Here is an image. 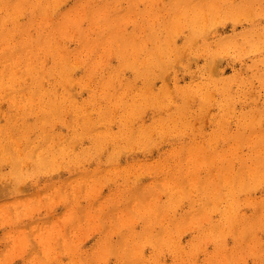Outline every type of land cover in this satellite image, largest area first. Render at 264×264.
Instances as JSON below:
<instances>
[{
	"label": "rangeland",
	"instance_id": "rangeland-1",
	"mask_svg": "<svg viewBox=\"0 0 264 264\" xmlns=\"http://www.w3.org/2000/svg\"><path fill=\"white\" fill-rule=\"evenodd\" d=\"M2 1V0H1ZM1 1H0V4H1V10L3 11V13L5 14H3L2 13V11L0 10V37L1 38H3L2 39V41H0V44L2 45H0L1 47H3V48H1V49H3V50H1L0 49V52L2 53H0L1 55H0V103H2V101H3V103L2 104H0V145H1V151H0V157L2 158H0V173L2 174V177H0V260H1V262H0V264H30V260L31 259H33L34 258V260H33V262L34 263H32L31 262V264H37V262L39 263V264H48L49 263V261H50V263L49 264H60V262L62 263V264H74V263H71L70 261H74V260H76L77 259V262H75V264H92L93 262V264H96L95 262L97 261V264H140V263H144L145 261V263L146 264H181V262H182V264H207L208 263V261L210 262V258L211 259H213L214 260V262H213V260H211L213 263H211V264H264V255H263V253H264V221L262 220V217H264V215H262V217H261V212L264 210L263 208V206H264V169H263V167H264V150H263V148L264 147H261V146H264V143H261V142H263L264 141V0H208L207 2H206V0H201V2H203V4H201V2H200V0H198V2H197V0H194V2H193V0H192V2L194 3V5H196V7L193 5V3L191 2V4L193 5V6H191L190 5V1L191 0H180L179 2L181 3H179L178 2V0H172V3L173 4H176V5H173V4H171V0H49V2H48V0H45L44 2H43V0H25V2H24V0H4L6 3H4V1H2V3H4V4H2L1 3ZM16 1H18L19 3H17ZM20 1H22L21 3H20ZM35 1V3H33V2ZM59 1V5L57 4V7H56V4H55V7H56V9H55V7L52 5V3H56V2H58ZM81 1V2H80ZM110 1V2H109ZM113 3H112V2ZM176 1V2H175ZM188 1V2H187ZM8 2V3H7ZM28 2L30 3L29 5H30V7H29V5L27 6L26 4H28ZM50 2H52V3H50ZM105 2H106V4H105ZM132 2V3H131ZM199 2H200V4L202 5V6H204V7H201V5H199ZM25 3V4H24ZM39 3V4H38ZM51 5H50V4ZM102 3H104V7H107L106 9H105V12H104V9H103V5H102ZM109 3V4H108ZM187 3V4H186ZM206 3V4H205ZM209 3V4H208ZM47 4H48V6L50 7H48L47 6ZM80 4V5H79ZM81 4H82V6H81ZM102 5V8H100L99 6L100 5ZM7 5H9V6H7ZM19 5H21V6H19ZM23 5H26V7H28V8H26L25 6H23ZM41 5L44 7H41ZM44 5H46V6H44ZM106 5V6H105ZM179 5H183V6H179ZM185 5V6H184ZM4 6V7H3ZM8 8H7V7ZM13 6V7H12ZM40 6V7H39ZM51 6H53V8L51 9ZM100 8H98V7ZM167 6V8H165ZM170 6V7H169ZM188 6H191V8H190V10H189V8H188ZM200 6V7H199ZM209 6H211L212 8H208ZM19 9H18V8ZM33 7V8H32ZM45 7H47V8H45ZM84 7H86L85 8V10H84ZM88 7V8H87ZM180 7V8H179ZM181 7H182V9H181ZM188 8V10H187V8ZM193 7V8H192ZM205 7H207V8H205ZM12 8H14V9H16V10H14V9H12ZM20 8H24L21 12H20V14H19V12H17V10L18 11H20ZM35 8H38L37 10L35 9ZM42 8L45 10V9H47L46 11H45V13L46 14H44V11L42 10ZM77 8H80V9H82L83 11H84V18L82 19V17H81V19H79V17L80 16H82V15H80V12H81V10L80 9H77ZM90 8H92L91 10H93L94 8L96 9V11L95 12H92L91 10H90ZM148 8V9H147ZM176 8H179V10L178 11H175V14H174V12H172L173 10H175ZM186 8V9H185ZM196 8H197V12H199V13H197L196 12ZM4 9H6V11H7V14H6V11L4 10ZM32 9H34V10H32ZM40 9V10H39ZM54 9V10H53ZM78 10V13H77V16H76V18H75V13L76 12H74V11H77ZM89 9V10H88ZM101 9H103V11L101 10ZM181 9V10H180ZM191 9H193V11L191 10ZM13 10V11H12ZM25 10V11H24ZM32 10V11H31ZM51 10H52V12H51ZM98 10H99V14L100 15H102V16H100V15H98ZM148 12H146V11ZM162 10V11H161ZM177 10V9H176ZM232 10V11H231ZM5 11V12H4ZM9 11V12H8ZM16 11V12H15ZM24 11V12H23ZM39 11H40V13H39ZM42 11V12H41ZM50 11V12H49ZM82 11V12H83ZM89 13H88V12ZM92 12V14H91V12ZM142 11V12H141ZM143 11H145V12H143ZM164 11H165V13H164ZM180 11V12H179ZM193 12V15H191L192 14V12ZM196 13H195V12ZM11 12V13H10ZM13 12H15L16 13V15H14L15 13H13ZM31 12V13H30ZM36 12H37V14H36ZM48 12H49V14L51 15V13H52V15H51V17L49 16V14H48ZM102 12V13H101ZM104 12V13H103ZM122 12H125V14H127V15H125V14H123ZM127 12V13H126ZM161 12H163V14L161 13ZM171 12V13H170ZM179 13V14H177V13ZM182 12V14H180ZM230 12H231V15H230ZM9 13H10V15H9ZM12 13H13V16H12ZM34 13L36 14V15H34ZM72 13H73V15H72ZM89 14V17H86V16H88V14ZM114 13H116V14H114ZM121 13V14H120ZM139 13H141L142 15L140 16V14ZM144 13V14H143ZM147 13V14H146ZM191 13V14H190ZM201 13V14H200ZM21 15L20 17H19V15ZM23 14V15H22ZM46 16V15H48V16H44V15ZM78 14H79V17H78ZM81 14H83V13H81ZM98 17H95V15ZM106 14V15H105ZM107 14H108V16H107ZM112 14H113V17H111L112 16ZM123 14V15H122ZM174 14V15H173ZM186 14V16H184ZM198 14V15H197ZM67 15H70V16H68L69 18L68 19H66L65 17H67ZM72 15V16H71ZM86 15V16H85ZM90 15H91V19H93L92 17H94L95 18V20L97 21V24L99 25H94L95 23H96V21L94 22V20H90L89 18H90ZM93 15V16H92ZM119 15H122V17L121 16H119ZM126 16V17H123V16ZM158 15H160V17L158 16ZM163 15V16H162ZM172 15V16H171ZM177 15V17H174V16H176ZM181 15V17H183V18H181V17H178V16H180ZM183 15V16H182ZM195 15V16H194ZM199 15H201V16H199ZM4 16V17H3ZM19 18H18V17ZM45 18H44V17ZM74 16V17H73ZM100 16V17H99ZM103 16H104V18H103ZM111 18H110V17ZM114 16H116V17H114ZM120 18H118V17ZM146 16V17H145ZM158 16V17H157ZM197 16H198V20H197ZM11 17H15L14 19H16V20H14L13 18H11ZM36 17V18H35ZM49 17L51 18V19H49ZM58 17V18H57ZM64 17V18H63ZM73 18V22H72V19H70V18ZM162 17V18H161ZM170 17V18H169ZM187 17V18H186ZM189 17H192V18H189ZM193 17H195V18H193ZM4 18V19H3ZM11 18V19H10ZM18 18V19H17ZM21 18V19H20ZM35 18V19H34ZM43 18V19H42ZM57 18V19H56ZM79 19V21H77L76 23H75V25L73 24L76 20L75 19ZM107 18V19H106ZM113 18H116L115 20L113 19ZM123 18H127L126 20H124V21H126V22H120V21H123ZM167 18H169L168 20H167ZM179 18H181L180 20H179ZM187 20L188 18V22H186V20ZM31 19V20H30ZM38 19V20H37ZM41 19V20H40ZM45 19V20H44ZM55 19H56V22H55ZM87 19V20H86ZM107 20V24H108V22L110 23L111 21L109 20V19H111V20H114L115 22L114 23H110V24H108V26H107V24H106V20ZM118 19V20H117ZM144 19V20H143ZM150 19V20H149ZM170 19H173V21L172 20H170ZM191 19V20H190ZM8 20H9V22H8ZM29 20V21H28ZM35 20V21H34ZM39 20H40V22H39ZM47 20V21H46ZM62 20V23L64 24V22L67 20V25H68V27H66L65 25H66V23H65V25H63L60 21ZM65 20V21H64ZM86 20V21H85ZM90 20V23L89 22H87V21H89ZM109 20V21H108ZM134 22H133V21ZM139 22H138V21ZM141 20V21H140ZM143 20V21H142ZM146 20H148V24H146L147 22H146ZM166 22H165V21ZM183 20H184V22H183ZM192 20H194V22H192ZM200 20H202L201 22H200ZM204 20V21H203ZM3 21L5 22V23H3ZM15 21H17V22H15ZM32 21V22H31ZM36 21H38V25H36L37 24V22ZM48 21H49V23H51L50 25H49V23H48ZM68 21H69V23H68ZM70 21H71V23H70ZM91 21L92 22H94V23H91ZM100 21V22H99ZM101 21L103 22V23H101ZM120 22V24L121 25H119V23L118 22ZM137 21V22H136ZM150 21V22H149ZM172 23H171V22ZM175 21H176V23H175ZM7 22V23H6ZM11 22V23H10ZM31 22V23H30ZM34 22H35V24H34ZM53 22H54V24H53ZM105 22V23H104ZM142 22V23H141ZM179 22H181V23H179ZM189 22H190V24L192 23V25L190 26V24H189ZM203 22H205L204 24H203ZM3 23V24H2ZM20 23V24H19ZM30 23V24H29ZM48 23V24H47ZM60 23H61V25H63L64 26V28H63V26L61 27H59V25H60ZM118 23V25H117V27H118V29H116L115 28V25ZM151 23V24H150ZM157 23H159V24H157ZM166 24V25H168V26H165L164 24ZM168 23V24H167ZM200 23V24H199ZM10 24V25H9ZM11 24H13V25H11ZM17 24V25H16ZM28 24V25H27ZM44 24V25H43ZM94 25V26H92V25ZM103 24V25H102ZM187 26H186V25ZM1 25H2V27H1ZM56 25L59 27V29H57V27H56ZM71 25H73V26H71ZM139 25V26H138ZM149 25V26H148ZM161 26V27H159L158 28V26ZM184 25V26H183ZM205 25V27L203 28L204 30H206V32L205 31H203L202 30V26H204ZM11 26V27H10ZM20 26V27H19ZM25 26V27H24ZM30 26H32L31 28H29ZM44 26V27H43ZM53 26V27H52ZM76 26V27H75ZM77 26H78V29H77ZM95 26H97V27H100L101 26V28H99V30L95 27ZM114 26V27H113ZM141 26V27H140ZM157 26V27H156ZM170 26V29L168 28ZM18 27V28H17ZM40 27V28H39ZM47 27V28H46ZM53 29H52V28ZM73 27V29L75 28V31H72V30H68V29H71V28ZM104 27V28H103ZM106 27V28H105ZM138 27V28H137ZM152 28L151 30L152 31H148L150 28ZM191 27V28H190ZM206 27H208V28H206ZM4 28V29H3ZM11 30H10V29ZM14 28V29H13ZM28 28H29V31H28ZM33 28H35V29H33ZM39 28V29H38ZM61 28V29H60ZM62 28L64 29V31H62ZM67 29V31H66V29ZM83 28V29H82ZM86 28V29H85ZM108 28L110 29H112V31H114V33H115V35H116V37H114L115 35L114 34H110L113 38H112V41H114V40H117L118 39V36H117V34L119 35V39L115 42H111V36H109V35H107V33H108ZM163 28V29H162ZM165 28V29H164ZM167 28H168V30H170L169 31V33L170 34H168V30H167ZM192 28H193V31H194V33L191 31L192 30ZM206 28V29H205ZM7 29V30H6ZM42 29V30H41ZM47 29V30H46ZM77 29V30H76ZM111 29L109 30V33L110 32H112L111 31ZM134 29V30H133ZM155 29H157V32L155 33ZM159 29H160V32H158L159 31ZM208 29V30H207ZM4 30H5V32H4ZM10 30V32H8ZM30 30H31V32H30ZM32 30H35L36 32H34V31H32ZM41 30V31H40ZM49 30H52L53 31V35H52V31H49ZM57 30V31H56ZM89 32H87V31ZM100 30H102V31H100ZM106 32H105V31ZM176 30V31H175ZM191 31V32H189V31ZM13 31V33H11ZM28 31V32H27ZM44 31H48V33L47 32H44ZM59 31H60V33H59ZM65 31L66 32H69V35H66L67 33H65ZM86 31V32H85ZM100 31V32H99ZM134 31V32H133ZM138 31H139V33H138ZM4 33V35H2L3 33ZM15 32V33H14ZM30 32V33H29ZM34 32V33H33ZM42 32V33H41ZM54 32H56V34L54 33ZM62 32V33H61ZM64 32V33H63ZM71 32V33H70ZM98 32V33H97ZM102 32H105V33H102ZM131 32H133L132 34H131ZM173 32V33H172ZM202 32H203V35H201L202 34ZM205 32V33H204ZM16 33H18V34H16ZM25 35H24V34ZM45 33V34H44ZM59 35H58V34ZM72 33H74L75 35H73V36H70V34L72 35ZM80 33V34H79ZM82 33V34H81ZM87 33H88V35H87ZM100 33L102 34V35H100ZM117 33V34H116ZM130 33V34H129ZM138 33V35H136L135 36V34H137ZM149 33V34H148ZM190 33V34H189ZM199 33V34H198ZM201 33V34H200ZM5 34H7V35H5ZM9 34V35H8ZM14 36H13V35ZM20 34H22V35H20ZM32 34V35H31ZM44 34V36H43V38H42V35ZM65 34V35H64ZM105 34V35H104ZM151 34V35H150ZM155 34H157V35H155ZM171 34H173L172 35V37H170L171 36ZM195 34V36L197 35V37L196 38H194L192 35H194ZM11 35V36H10ZM18 35V36H17ZM54 35L55 36H59V37H54ZM63 35L64 36H66V37H64L63 38ZM88 36V37H84V36ZM104 35V36H103ZM109 36V37H107V36ZM130 35H132V37H135V39H133L132 37H130ZM146 35H148V36H146ZM4 36V37H3ZM21 36V38H17V37H20ZM34 36H36V37H34ZM40 36V37H39ZM46 36V37H45ZM126 37L127 36V38H128V36H129V38H128V40H127V38H125V39H123L122 37ZM154 36H156V40L153 42V41H151V40H153V39H155L154 38ZM190 37V36H192V37H190V39H192L191 40V42H190V40H189V38L188 37ZM13 37V38H12ZM15 37L18 39V40H16L15 39ZM25 37V39H23ZM49 37H52V39L50 40L49 39ZM71 37V38H70ZM101 37V38H100ZM104 37V38H103ZM137 37H139L138 39H137ZM145 37V38H144ZM148 37V38H147ZM159 37V38H158ZM203 37V38H202ZM1 38H0V40H1ZM6 38V39H5ZM8 38V39H7ZM35 38H37V39H35ZM41 38V39H40ZM46 38V39H45ZM55 38V39H54ZM61 38V39H60ZM62 38L64 39V40H62ZM70 38V39H69ZM84 38H86V39H84ZM102 38L104 39V40H102ZM108 38H110L109 40H108V45H107V43H106V40ZM114 38H116V39H114ZM132 38V39H131ZM169 38H171L170 39V41H172V45H171V42H169L168 41V39ZM5 39V40H4ZM12 39V40H11ZM28 39H30V41L28 40ZM66 39V40H65ZM79 39V40H78ZM84 39V40H83ZM92 39V40H91ZM97 41H103L100 45L101 46H103V47H101L100 45H97L98 44V41H97V43L96 44H93L94 42H96L95 40ZM106 39V40H105ZM121 39H123V41L121 40ZM129 39H130V41H129ZM143 39V40H142ZM145 39V40H144ZM188 39V40H187ZM197 39V40H196ZM7 40H11L10 41V43L13 41V45H12V43H11V45L10 46H12V47H10L9 46V41H7ZM23 40H26L25 42L23 41ZM33 40V41H32ZM59 40H61V41H59ZM131 40H132V42H134V43H132L131 42ZM134 40V41H133ZM138 42H137V41ZM149 40V41H148ZM187 40V42H185ZM17 41V42H16ZM23 41V42H22ZM35 41V42H34ZM57 41V42H56ZM63 41V42H62ZM78 41L80 42V43H78ZM83 41V42H82ZM85 41H86V43H85ZM128 41V42H127ZM148 41V42H147ZM156 41H159V42H157L156 43ZM6 42V43H5ZM28 42V43H27ZM40 42V43H39ZM55 44H54V43ZM60 42V43H59ZM62 42V43H61ZM65 42V43H64ZM81 42L82 43H85V45L83 46V48H82V45H81ZM88 42H90V44H91V47H90V44L88 43ZM92 42V43H91ZM119 42V43H118ZM129 42H130V45L128 46V44H129ZM135 42H137V43H139L138 45H136L135 44ZM141 42V43H140ZM143 42V43H142ZM145 42H146V45H145ZM152 44H154V43H156L155 44V46L154 45H152ZM166 42H168L167 44H165ZM189 42V43H188ZM2 43H4V44H7L8 45V47H7V45H5L6 47L4 48V44H2ZM16 43V44H15ZM23 43V44H22ZM24 43H27L26 44V47H22V46H25V44ZM32 43H33V45H32ZM35 43V44H34ZM50 45H49V44ZM111 43V44H110ZM115 43H117V44H115ZM123 45L124 43V45H126V47L125 46H120L121 44ZM132 43V44H131ZM20 44V45H19ZM44 44V45H43ZM51 44H53V45H51ZM56 44H58V45H56ZM63 44H65L66 46H64ZM87 44H88V47H85V46H87ZM94 46H96V47H93V45ZM133 44H135V45H133ZM142 44V45H141ZM22 45V46H21ZM79 45H81V46H79ZM140 45V46H139ZM150 45V48L148 47ZM152 45V46H151ZM168 46V47H166V46ZM189 45V46H188ZM23 48L22 50L24 51V52H22L21 51V47ZM35 46V47H34ZM40 46V47H39ZM53 46H57L58 48H55V47H53ZM100 48H99V47ZM104 46H106V47H104ZM109 46H111V48L112 49H110V48H108ZM115 46H118L119 47V49H117L118 47H115ZM130 46H133V47H135V48H133V47H130ZM138 46H139V48H138ZM143 46V47H142ZM145 46L147 47V48H145ZM160 47V46H162V49H161V47L159 48V49H157L158 47ZM165 48H164V47ZM188 46V47H187ZM31 47V48H30ZM44 47V48H43ZM49 47V48H48ZM93 47V48H92ZM122 47H125V48H123V49H121ZM156 47V48H155ZM172 49H171V48ZM176 47V48H175ZM12 48V49H11ZM24 48H27V49H29V50H27V49H25L24 50ZM32 48H35V49H33V52H32ZM38 48V49H37ZM42 48V49H41ZM47 49V51H46V49ZM57 49V51L55 50V49ZM64 48V49H63ZM65 48H66V50H65ZM69 48H71V49H69ZM76 48V49H75ZM80 48V49H79ZM90 48H92V49H90ZM107 50H106V49ZM128 48V49H127ZM131 48H133V49H131ZM138 48V52H139V50H140V53H138V52H136L135 50ZM154 48V49H153ZM163 48L165 49V50H163ZM166 48L167 49H169L168 51L166 50ZM177 48H179V49H177ZM5 49V50H4ZM7 49H9V50H7ZM11 49V50H10ZM44 49V50H43ZM59 49V50H58ZM82 49L84 50V52L85 53H83V51H82ZM102 49H103V51H102ZM115 49V50H114ZM130 49H131V51H130ZM150 49H151V51H150ZM153 49V50H152ZM155 49H157V50H159V52H160V54H159V52L158 51H154ZM171 49V50H170ZM176 49V50H175ZM6 50H7V52H6ZM13 50H14V55H17L16 57H18V58H14V56H12V57H10L11 55H13ZM31 50V52H29ZM50 50V52H48ZM64 50V51H63ZM78 50L80 51V52H82V53H77L78 52ZM89 50V51H88ZM123 52H122V51ZM129 50V51H128ZM162 50V51H161ZM175 50V51H174ZM178 50H179V52H178ZM41 51V52H40ZM72 51H74V52H72ZM90 52V54L88 53V52ZM116 51H118V52H116ZM120 51V52H119ZM127 51V52H126ZM133 51H134V56H132L133 54ZM149 51V52H148ZM170 51H172V52H170ZM191 51H193V52H191ZM11 52V53H10ZM19 52V53H18ZM22 52V53H21ZM26 52V53H25ZM27 52H29V55H35V56H33V58H31V57H28V53ZM37 52H39L40 53V55H39V53H37ZM57 52V53H56ZM59 52V53H58ZM60 52H61V54H60ZM128 52H130V54H131V56H132V58L134 57V58H136L135 60L134 59H131V56H129V57H127L128 55H130V54H127ZM146 52V54L147 55H145L144 53ZM151 52H152V54H151ZM155 52H156V54H155ZM170 52V53H169ZM173 52H174V55H173ZM6 53V54H5ZM32 53V54H31ZM43 53H44V55L45 56H47V60H46V62L44 61V59H42V58H44L45 56L43 55ZM54 53V54H53ZM65 53V54H64ZM88 53V54H87ZM123 53V54H122ZM125 53V54H124ZM159 54V56H160V59L162 58V60L164 59L163 57H165V59H164V62L163 61H161V60H159V56H158V54ZM166 53V54H165ZM170 55H169V54ZM178 55H177V54ZM20 54V55H19ZM61 55L60 57H63L62 59H61V61L63 60V62H61L60 61V58L59 57H57V56H59V55ZM73 54V55H72ZM75 54H80L79 56L78 55H75ZM86 56H85V55ZM121 54V55H120ZM126 54H127V56H126ZM138 54H139V56H138ZM140 54H143V55H140ZM151 54V58H149L150 55ZM164 54V55H163ZM177 56H176V55ZM4 55H5V58L7 59H5L4 58ZM25 55V56H24ZM26 55H27V59H29V60H27L25 57H26ZM43 57H42V56ZM54 56V57H52V56ZM64 55H67V56H64ZM69 55V56H68ZM72 55V56H71ZM82 55H84L83 57H82ZM90 55V56H89ZM123 55H124V58L125 59H123ZM167 55V56H166ZM168 55L170 56L169 58H168ZM40 56H41V59H40ZM75 56H76V59H77V57H78V59H80L81 61H79L78 59V61L79 62H81L82 64H80L76 59H75ZM122 57V58H119V57ZM126 56V57H125ZM141 56L143 57V60H146V57H147V59H150V60H148V61H150L151 63H149L147 60H146V62H145V64L142 62L143 60L141 59ZM154 56H158V59L156 58V62H155V58H154ZM213 56V57H212ZM39 57V58H38ZM51 57V58H50ZM72 57H74V58H72ZM80 57V58H79ZM87 57H89V58H87ZM118 57V58H117ZM166 57L168 58V59H166ZM178 57H180V58H178ZM209 57V58H208ZM2 58H4L5 59V61L3 62V59ZM12 58V59H11ZM21 58V59H20ZM25 58V59H24ZM37 58V59H36ZM55 58V59H54ZM56 58H57V60L58 61H56ZM67 58V59H66ZM84 58H85V60H84ZM127 58H128V60H127ZM141 60H140V59ZM153 58V59H152ZM174 59V60H171V59ZM13 59H14V63H12V65H10V63L11 62H13ZM17 59V60H16ZM18 59H20V60H18ZM66 59V60H65ZM68 59L70 60V59H72V61L70 60V61H68ZM88 59V60H87ZM120 59H122V61L120 60ZM138 59H139V61H138ZM212 59V60H211ZM8 60H10V61H8ZM25 62H24V61ZM29 61L28 63H26L27 61ZM37 60H38V63H37ZM41 60V61H40ZM118 60H120V61H118ZM125 60V61H124ZM132 60V62H133V65L135 64V62H137L136 63V65H138V66H136V65H134V66H132V62H130V61ZM166 60V61H165ZM6 61L7 62H10V63H6ZM16 61H18V62H16ZM32 61H35L34 63H30V62H32ZM42 61H44V65L43 64H41V63H43ZM48 61H50V62H48ZM54 61V62H53ZM90 61V62H89ZM123 61L124 62H126V61H128L127 63H123ZM135 61V62H134ZM153 61V62H152ZM158 61H160V63H158ZM19 62H20V64L22 65V66H18L19 65ZM24 62V63H23ZM53 62V63H52ZM55 62H57V64L55 63ZM59 62H60V64H59ZM64 62H65V64H64ZM72 62V63H71ZM74 62V63H73ZM75 62H76V64H75ZM119 62H121V64L119 63ZM165 62H166V64H165ZM169 62V63H168ZM3 65H2V64ZM16 63H18V64H16ZM30 63V64H29ZM37 63V64H36ZM55 63V64H54ZM88 65H87V64ZM90 63V64H89ZM129 63H131V64H129ZM141 65H140V64ZM146 63H149V64H146ZM154 63H158L159 64V66H158V64L156 65V64H154ZM10 65V68H11V66H12V69H11V71L13 70V69H15V71H16V74L14 73L13 75L14 76H12V73H13V71H12V73H11V71H9L8 72V67H9V65ZM28 65L29 64V67H31V68H28V66H25V67H27V70L25 71L24 70V65ZM41 64V65H40ZM52 64V65H51ZM54 64V65H53ZM61 64H62V66H63V68H61ZM67 64H70V66H71V64L73 65V64H75V66H72V67H70V66H67ZM123 64V67L124 68H120L119 67V65H122ZM126 64H128V65H130L131 67H128V65H127V67L125 66ZM143 64V65H142ZM165 64V65H164ZM170 64V65H169ZM1 65H2V67H1ZM31 65V66H30ZM32 65H34V67L32 66ZM43 65V66H42ZM48 65V66H47ZM82 65H84V66H82ZM87 65V66H86ZM145 65L147 66L146 68H145ZM151 65V66H150ZM155 65V66H154ZM168 66V68H166L167 66ZM8 66V67H7ZM15 66L16 67H18V68H15ZM54 68H53V67ZM65 66H67V67H65ZM140 66V67H139ZM143 68H145V69H142L141 70V68L142 67ZM152 66L153 67H156V68H152ZM5 67V68H4ZM14 67V68H13ZM41 67V68H40ZM56 67H58V68H56ZM61 69H60V68ZM72 68L73 70H71L70 71V68ZM87 67V68H86ZM117 67H118V69H117ZM138 67V69H135V68H137ZM152 69H155V70H151V68ZM6 68H8V69H6ZM36 68H38L37 70H36ZM69 68V69H68ZM115 68V69H114ZM120 68V69H119ZM149 68V69H148ZM209 68V69H208ZM21 69V70H20ZM43 69V70H42ZM48 69V71H46ZM52 69H53V71H55V73L54 72H50L49 70H51L52 71ZM56 69V70H55ZM66 69V70H65ZM68 69V70H67ZM148 69V70H147ZM3 70V71H2ZM10 70V69H9ZM35 70V71H34ZM45 70V71H44ZM57 70H59V72L57 71ZM60 70H63V71H60ZM64 70H65V74H64ZM84 70V71H83ZM108 70H110L109 72H108ZM112 70L115 72V73H113L112 72ZM131 70H132V72H131ZM144 70V71H143ZM149 70H151L152 72H150ZM7 71V72H6ZM27 71H28V73H27ZM34 71V72H33ZM92 71H93V73H92ZM106 71V73H104V72ZM135 71H137V72H135ZM153 71H155L156 72V74H155V72H153ZM159 71V72H158ZM165 71V72H164ZM207 71V72H206ZM20 72V73H19ZM22 72L25 74H23L26 78L24 79V77L22 78ZM40 72H42L43 73V75H42V73L40 74ZM44 72L46 73V74H44ZM49 72L51 73V74H49ZM57 72V73H56ZM61 72V74L63 75L64 74V76L65 75H67V76H62L61 74H59ZM69 72V74H67V73ZM72 74H71V73ZM88 72H89V75H88ZM99 72H100V74H99ZM107 72H108V74H110V75H107ZM120 72V73H119ZM148 72V73H147ZM175 72V73H174ZM3 73V74H2ZM7 73H8V75H7ZM31 73V74H30ZM36 73V74H35ZM54 73V74H53ZM132 73L134 74V76H136V79H134V76L132 75ZM136 73V74H135ZM144 75H146V77L145 76H143V74ZM145 73H147L148 75L150 74H152V73H154L152 76L154 77V78H152L150 75L148 76L147 74H145ZM158 73V74H157ZM18 74H19V76H18ZM28 74V75H27ZM34 74V75H33ZM58 74V76L59 77H57L56 75ZM70 74H71V76H70ZM91 74H93V75H91ZM114 74H116V75H114ZM118 74V75H117ZM137 74H142L141 76H137ZM6 75L7 76H9V77H6ZM15 75H17V76H15ZM28 77H27V76ZM32 75L35 77V75H36V79L35 78H33L32 77ZM38 75H42V76H38ZM46 75V76H45ZM51 75V76H50ZM53 75V76H52ZM82 75V76H81ZM88 75V76H87ZM100 75H101V77H100ZM107 75V76H106ZM125 75V76H124ZM162 76L161 78H160V76ZM175 75H176V77H175ZM55 76H56V78H55ZM62 76V77H61ZM73 76V77H72ZM86 77V79H85V77ZM103 76V77H102ZM110 76V77H109ZM115 78H119V79H114V77ZM4 77V78H3ZM7 78V80L6 81H8V82H6L5 81V79ZM39 77L41 78V79H39ZM57 80V82H56V80L54 79V78ZM64 77V78H63ZM80 77V78H79ZM98 77V78H97ZM103 80H101L100 78ZM105 77H106V79H105ZM120 77H122V78H120ZM126 77V78H125ZM144 77V78H143ZM171 77H173V78H171ZM11 78H12V82H11ZM17 78V79H16ZM19 78H20V80H19ZM33 78V79H32ZM50 78V79H49ZM82 78H83V81H86V82H84L83 84H82ZM109 79V81H108V79ZM132 78V79H131ZM224 78L226 79L225 81H227V82H225V84H224ZM15 79H16V82H15ZM27 79V80H26ZM32 79V80H31ZM36 80V82H35V80ZM43 79H45L44 81H43ZM53 81H52V80ZM59 79V80H58ZM74 79V80H73ZM81 79V80H80ZM100 80V83H101V85H102V87H100L101 85H100V83H99V80ZM113 79V80H112ZM128 79V80H127ZM143 81V83L146 85H142L143 83H142V81ZM147 80V81H145V80ZM151 79H154V80H152L153 82H150L151 81ZM177 79V80H176ZM220 79H221V81H220ZM4 80V81H3ZM34 80V81H33ZM39 80V81H38ZM48 80V81H47ZM67 80V81H66ZM69 80V81H68ZM71 80H73V81H75V82H73V81H71ZM80 80V81H79ZM119 82H118V81ZM123 80V81H122ZM124 80H125V82H127L126 84L124 83ZM131 80V81H130ZM133 80H135V82L136 83H134V81ZM137 80V81H136ZM230 80V81H229ZM18 81V82H17ZM22 81H23V83H22ZM25 81V82H24ZM42 81V82H41ZM63 81H64V84L66 83V85H63ZM71 81V82H70ZM77 81H78V83H77ZM82 81V82H81ZM96 81H97V83H96ZM102 81V82H101ZM106 81V83L104 84V82ZM107 81L109 82V83H107ZM141 81V82H140ZM172 81V82H171ZM177 83H175V82ZM197 81H200V82H198V83H200L201 85L203 84V86H200V84H199V86H198V84H197ZM202 81H203V83H202ZM205 81V82H204ZM209 81H210V83H209ZM212 81V82H211ZM32 83V86L30 85L31 83ZM34 82H35V84H34ZM39 82V83H38ZM50 82H52V83H50ZM70 82V83H69ZM73 82V83H72ZM114 83V87H112L113 86V83ZM118 82V83H117ZM123 82V84H121ZM131 82V83H130ZM196 82V83H195ZM215 82L217 83V84H215ZM30 83V84H29ZM38 83V84H37ZM42 83H44L43 84V86H41L42 85ZM112 85H111V84ZM116 83H117V85H116ZM151 83V86H152V89H150V90H148V88H151V87H148L149 86V84ZM152 83H153V85H152ZM180 83V84H179ZM194 83V84H193ZM207 83V84H206ZM15 84V85H14ZM24 84V85H23ZM30 86H29V85ZM54 84V85H53ZM60 84H61V86H60ZM69 84H71V87H73V90H72V92L74 91L75 92V94H74V92H73V94L75 95V96H73V94H72V92H71V90L69 91L68 90V88H66L67 86L69 87L70 85ZM76 84V85H75ZM78 84V85H77ZM99 84V85H98ZM132 84H133V86H132ZM169 84V85H168ZM171 84V85H170ZM173 84V85H172ZM224 84V85H223ZM2 85V86H1ZM4 85V86H3ZM25 85H27V87L25 86ZM52 87H51V86ZM97 85V86H96ZM106 87H105V86ZM137 86V87H135V86ZM148 85V86H147ZM164 85V86H163ZM177 85H178V87H179V90L181 89V88H183V90L181 91H179L178 90V87H177ZM180 85V86H179ZM182 85H184V86H182ZM187 85V86H186ZM213 85V86H212ZM221 85V86H220ZM226 85V86H225ZM9 86H11V88L9 87ZM41 86V87H40ZM48 86V87H47ZM63 86H65V87H63ZM80 86V87H79ZM105 88H104V87ZM110 88H109V87ZM123 86V87H122ZM144 87V89H143V87ZM165 86H169L168 88H169V90L173 93V95H171L172 93L171 92H169L168 90H167V88L165 87ZM176 86V87H175ZM185 86H186V88H185ZM192 86H195V87H192ZM197 86V87H196ZM211 86V87H210ZM219 86L221 87V88H219ZM19 87V88H18ZM34 87V88H33ZM36 87H37V89H36ZM71 87H69V88H71ZM125 87V88H124ZM141 87V88H140ZM173 87V88H172ZM181 87V88H180ZM187 87H189V88H187ZM198 87H200V89H197V90H199V91H192L193 89H191V88H194V90L196 89V88H198ZM206 87V88H205ZM222 87H224V89L225 90H227V91H225V90H223L222 89ZM226 87V88H225ZM229 87V89H227ZM10 88V89H9ZM16 88V89H15ZM26 88V89H25ZM30 88V89H29ZM33 88V90H31ZM62 88V89H61ZM66 88V89H65ZM93 88H95V90L96 91H94V89ZM100 88V89H99ZM121 88H122V90H121ZM127 88H129V89H127ZM136 88V89H135ZM139 88V89H138ZM145 88H146V90H145ZM160 89V91H158L159 89ZM161 88H163L162 90H161ZM185 88V89H184ZM202 88H203V90H202ZM13 89H14V91H13ZM23 89H25L24 91H23ZM28 89H29V94L28 95H31V96H28L27 94H26V92L28 93ZM99 89V90H98ZM102 89V91H100ZM106 91H104V90ZM110 89H112V90H110ZM114 89V90H113ZM124 89H125V92H124ZM134 91H132V90ZM141 89V91H142V93H140L139 92V90ZM166 89V92L167 93H164V90ZM171 89H173V90H171ZM177 89V90H176ZM191 90V91H189V90ZM10 90V91H9ZM17 90H21L20 92L18 91V94H17ZM38 90H41L40 91V93H42V94H40L39 93V91ZM92 90V91H91ZM119 90V91H118ZM131 92H129V91ZM144 90V91H143ZM151 90H152V92H151ZM176 90V91H175ZM187 91V92H185V91ZM7 93H6V92ZM13 91V92H12ZM26 91V92H25ZM35 91V92H34ZM52 91V92H51ZM55 93H54V92ZM64 91V92H63ZM97 91H100V93H98ZM126 91H127V93H126ZM136 91V92H135ZM147 91H149L148 92V94H147ZM158 91V92H157ZM223 91H225V92H223ZM229 91V92H228ZM10 92H12L11 93V96H10ZM39 93V97H38V93ZM44 92V93H43ZM50 92V93H49ZM56 92H57V94H56ZM62 92V93H61ZM78 94H77V93ZM96 92H97V94H96ZM117 92V93H116ZM143 92H146V96H147V98L148 99H150L149 100V103L150 102H152V103H150L149 105H148V102H147V100H146V97H143ZM154 92H156V93H154ZM160 92H163L164 93V96H161V95H163L162 93H160ZM178 92V93H177ZM183 92V93H182ZM188 92H190V93H188ZM191 92H193L192 94H191ZM200 93V95H199V93ZM201 92L203 93V95H201ZM207 92V94L205 95V93ZM4 93V94H3ZM35 93H37V95L35 94ZM64 93H65V95H64ZM92 95H91V94ZM103 93H104V95H103ZM112 93V94H111ZM124 93V97H126V98H123V96H122V94ZM136 94L135 96L134 95H131V94ZM139 93V94H138ZM171 93V94H170ZM175 93V94H174ZM181 93V94H180ZM184 93H186V95L184 94ZM194 93H195V95H194ZM198 93V94H197ZM3 94V95H2ZM8 94H9V96L11 97V100H12V98H13V101H11V100H8V98H9V96H8ZM13 94H15V97L13 96ZM22 94V95H21ZM32 94H34V95H36V98H35V96L33 97L32 96ZM44 94V95H43ZM47 94V95H46ZM53 94V95H52ZM72 94V95H71ZM98 94H99V96H98ZM127 94H128V96H127ZM141 94V96H139ZM154 94V95H153ZM158 94L160 95V96H158ZM168 94V95H167ZM187 94H188V97H189V99H188V101L186 100L185 101V99H187V98H185L186 96H187ZM21 95V96H20ZM24 95H26V96H24ZM41 95V96H40ZM49 95V97H47ZM55 95H56V97H55ZM64 95V96H63ZM90 95V96H89ZM95 95H97V96H95ZM120 97H119V96ZM133 96V98L131 97V96ZM138 95V96H137ZM149 95V96H148ZM151 95H153L155 98H153V96H151ZM166 95V96H165ZM192 95V96H191ZM199 95V96H198ZM209 95V96H208ZM3 96V97H2ZM19 96V97H18ZM54 96V97H53ZM68 96V97H67ZM78 96V97H77ZM102 96V97H101ZM117 96H118V98H117ZM122 96V97H121ZM138 98H137V97ZM159 98H158V97ZM172 96V98H170ZM182 96L185 98V99H183L182 98ZM196 96V98H192V97H195ZM204 96V97H203ZM21 97V98H20ZM23 97H26V98H23ZM44 97V98H43ZM46 97V98H45ZM73 98V99H70V98ZM91 97V98H90ZM96 99H95V98ZM106 97V98H105ZM110 97V98H109ZM139 97H143V99H145L144 100V102L146 103V105L144 104H142L141 105V103H143V100H142V98H140L139 99ZM151 97V98H150ZM165 97V98H164ZM176 97V98H175ZM200 97V98H199ZM6 98V99H5ZM16 98V99H15ZM35 98V99H34ZM47 98H52V99H50V100H48ZM55 98V99H54ZM100 99V101H99V99ZM103 98V99H102ZM114 98H115V100H114ZM135 98V101L134 100H131V99H134ZM158 98V99H157ZM201 98H203L204 100H206V101H204L203 99H201ZM2 99V100H1ZM5 99V100H4ZM20 99L21 100V102H22V104L23 105H28L27 103L29 102L30 104V106L28 105V106H23L22 104H21V102H20V105H19V101L18 100ZM48 100L49 102L47 103V101L46 100ZM56 99H58V101L56 100ZM67 99V100H66ZM74 99H75V101H74ZM77 99V100H76ZM93 99V100H92ZM107 99V100H106ZM116 99H119V100H116ZM139 99V100H138ZM151 99H155V100H151ZM172 99V100H171ZM182 99V100H181ZM202 101H204V102H202ZM9 101V104H8V101ZM16 100V101H15ZM25 100V102H23ZM31 100V101H30ZM42 100V101H41ZM54 100V101H53ZM62 100V101H61ZM66 102H65V101ZM69 100V101H68ZM71 100V101H70ZM83 100H87V101H85L86 103H88V105H86L85 106V102L83 101ZM90 100L92 101L91 103H90ZM96 100V101H95ZM107 102H106V101ZM122 100V101H121ZM128 100H129V102L131 101V105H133L134 104V102H136L133 106H131L130 105V103L128 102ZM207 100H209V101H207ZM39 101V102H38ZM43 101H44V103H43ZM53 101V106H51L52 104H51V102ZM59 102L60 104H58V103H56V102ZM98 101V102H97ZM110 101V102H109ZM120 101V103H121V105L120 104H117L118 102ZM139 101H141V102H139ZM157 101V102H156ZM161 101H162V103H161ZM166 101V102H165ZM174 101V102H173ZM176 101V102H175ZM15 102H16V104H17V108L16 107H14V106H16V104H15ZM27 102V103H26ZM35 102H37L38 104H36ZM69 102V103H68ZM80 102V103H79ZM96 102V103H95ZM102 102V103H101ZM105 102H106V104H105ZM113 102H114V104H113ZM155 102V103H154ZM168 102H171V103H169V105H167L168 104ZM179 104H178V103ZM182 102H183V107H180V106H182L181 104H182ZM186 102H188L187 104H186ZM219 102V103H218ZM43 103V104H42ZM62 103V104H61ZM66 103H67V105L69 106H67L66 105ZM70 103H73V105H75V104H79L78 105V108H76L77 106L75 105V106H73L72 107V104H70ZM81 103H82V106H80L81 105ZM85 103V104H84ZM90 103V104H89ZM107 103H108V105H107ZM110 103V104H109ZM191 103V104H190ZM202 103V104H201ZM229 103V104H228ZM31 104H32V106H31ZM50 104V105H49ZM56 104V105H55ZM63 104H65L64 105V107H68V108H62V106H63ZM70 104V105H69ZM98 104V105H97ZM102 104H104V105H106V107H104V105H102ZM113 106H112V105ZM137 104V105H136ZM139 104V105H138ZM164 106L165 105V107H163L162 108V106ZM186 105V108H184L185 107V105ZM205 104H206V106H205ZM226 104H228L229 105V107H228V105H226ZM10 105H12V106H10ZM38 105V106H37ZM41 105H44V106H41ZM58 105V106H57ZM97 105V106H96ZM103 107H102V106ZM115 105V106H114ZM117 105V106H116ZM130 106L131 108H128V106ZM141 105V107H139V108H136V106H140ZM160 107H159V106ZM169 107H167V106ZM188 105V106H187ZM190 105V106H189ZM203 105V106H202ZM222 106L221 107V109H220V106ZM5 108H4V107ZM19 106V107H18ZM35 106V107H34ZM46 106V107H45ZM48 106H50V108L48 107ZM82 107V108H80V107ZM83 106H85V108L83 107ZM100 106V107H99ZM127 106V107H126ZM135 106V107H134ZM148 106V107H147ZM152 106V107H151ZM201 106V107H200ZM209 106H210V108H209ZM14 107V108H13ZM24 107V108H23ZM29 107V108H28ZM32 107V108H31ZM39 107V108H38ZM43 107V108H42ZM53 108V110H52V108ZM59 107V108H58ZM61 107V108H60ZM96 107H97V109H96ZM113 109H112V108ZM114 107H117V108H114ZM122 109H121V108ZM136 108V110L134 109V108ZM144 107V108H143ZM145 107H147L146 109H145ZM157 107H159V108H157ZM177 107V108H176ZM181 108V110H180V112L178 111V108ZM197 107L199 108V111H198V114H197ZM205 107V108H204ZM207 107V108H206ZM45 108V109H44ZM49 108V109H48ZM98 108H100V109H98ZM141 108V109H140ZM179 108V109H180ZM195 108V109H194ZM201 108V109H200ZM202 108H204L203 110H202ZM3 109V110H2ZM17 109V110H16ZM42 111H41V110ZM46 109H47V111H46ZM50 109L53 111H50ZM56 109V110H55ZM59 109H61V110H59ZM65 109V110H64ZM71 109L72 110H74L75 111V109H77L76 111H79L80 112V114L82 113V114H84V116L81 114V115H79V113H77V112H74V111H71ZM80 109V110H79ZM86 109L88 110V111H86ZM91 109V110H90ZM107 109V110H106ZM110 109H112V110H110ZM115 109V110H114ZM117 109V110H116ZM130 109H131V115L133 114V118H132V116L130 115ZM161 109V110H160ZM167 109H169V110H167ZM176 109H177V111L179 112V114L177 113V111H176ZM186 109H190L189 111L188 110H186ZM7 110V111H6ZM10 110V111H9ZM26 110H27V112H26ZM31 110V111H30ZM35 110V111H34ZM69 112H68V111ZM93 110V111H92ZM96 110V111H95ZM101 110L102 111H104L103 113L104 114H108V115H110V113L111 114H113V111L115 112V113H117V112H119V114L117 113V115L116 114H114V116L116 115V117H117V119H116V117L114 118V116L112 115L110 118H111V121L112 122H109L108 120H107V118H109L108 116H107V114L104 116V114L101 112ZM110 110V111H109ZM132 110H133V112H132ZM146 110V111H145ZM156 110V111H155ZM158 110H160V112H159V114L157 113L158 112ZM163 110V111H162ZM186 110V111H185ZM191 110H196V113L195 112H193V111H191ZM205 110V111H204ZM2 111H4V112H2ZM28 111H30V112H28ZM59 113H58V112ZM63 111H65V113L63 112ZM70 111H71V113H70ZM89 111H91L90 113H89ZM99 111V112H98ZM117 111V112H116ZM123 111V113H120V112H122ZM126 111H128V112H126ZM142 112V113H140V112ZM167 111H169V112H167ZM175 111V112H174ZM183 111V112H182ZM184 111H185V114H184ZM204 111V112H206V111H208V113H210V114H206L208 117H206V115L205 114H202V112ZM211 111V112H210ZM24 112H25V114L27 115H25L24 114ZM33 112H34V114H33ZM38 113V114H36V113ZM52 112V113H51ZM68 112V113H67ZM75 114H74V113ZM84 112H86V113H84ZM98 112V113H97ZM124 112H126V113H124ZM163 114H162V113ZM171 112V113H170ZM14 113H15V116H14ZM20 113H22V114H20ZM50 113V114H49ZM56 113V114H55ZM68 114V116H69V119H71V120H69L67 117V114ZM76 113L79 115H76ZM89 114V115H91L92 116V118H91V120H90V123H89V119H90V117L91 116H86V114ZM94 113V114H93ZM154 115H153V114ZM176 113V114H175ZM182 113H183V116H181L182 115ZM192 115H191V114ZM193 113H195V114H193ZM45 114V115H44ZM51 114H55L56 116H54L53 115V117H52V115ZM58 114V115H57ZM63 114V115H62ZM65 114V115H64ZM101 114H103V115H101ZM126 114H127V116H126ZM128 114H129V117H128ZM143 116H142V115ZM187 114V115H186ZM190 114V115H189ZM11 115V116H10ZM18 117H17V116ZM22 115H24V116H22ZM29 115V116H28ZM33 115H35V116H33ZM47 115V116H46ZM50 115V116H49ZM76 115V116H75ZM95 115V116H94ZM124 115L126 116V119H127V117L129 118V120H126L125 119V117H124ZM153 115V116H152ZM156 115H158V118H157V116ZM169 115V116H168ZM171 115V116H170ZM173 115H175L174 117H172ZM179 115V116H178ZM189 115V116H188ZM195 115L197 116L196 117V119L194 120V118H195ZM205 115V116H204ZM210 115V116H209ZM44 116H45V118H44ZM65 116H67V117H65ZM73 116H75V117H73ZM98 116V117H97ZM100 116V117H99ZM141 117V119L142 120H139L140 119V117ZM167 116V117H166ZM177 116V117H176ZM193 116V117H192ZM14 117H17V118H14ZM26 117V118H25ZM51 117V118H50ZM55 117V118H54ZM65 119H64V118ZM78 117V118H77ZM85 117V118H84ZM95 117H97L96 118V120H95ZM104 117V118H103ZM113 117V118H112ZM120 117V118H119ZM130 117H131V119H130ZM139 117V118H138ZM168 117H169V121L168 120H166V119H168ZM180 117H183V118H180ZM2 118V119H1ZM6 118H7V120H6ZM19 118V119H18ZM20 118H24V119H20ZM29 118V119H28ZM48 118H49V120H48ZM67 118V119H66ZM75 118H77L76 120H78V121H76L75 120ZM84 118V119H83ZM87 118V119H86ZM103 118V119H102ZM157 118V121H158V119L160 118V120L159 121H161V122H158V124L159 123H162L163 121H164V119H165V121L162 123V125L161 124H159V125H161L159 128L157 127V125L158 124H156V119ZM162 118H164L163 119V121H162ZM173 118V119H172ZM198 118H200V119H198ZM8 119H9V121H8ZM14 119H16L15 121H14ZM26 119V120H25ZM46 119L48 120V121H46ZM52 119V120H51ZM113 119V120H112ZM123 121H122V120ZM187 121H189V122H187ZM191 119V120H190ZM219 119V120H218ZM2 120V121H1ZM22 120V121H21ZM36 120H38V121H36ZM42 121V124H41V121ZM63 120H64V122H65V124H64V122H63ZM69 120L70 122L69 123H67V121ZM75 120V121H74ZM101 120L103 121V122H101ZM105 120H107V123H108V125H107V123H105L106 121ZM110 120V119H109ZM117 120V121H116ZM155 122H154V121ZM173 120H176V121H174L176 124H174L172 121ZM180 120V121H179ZM183 120V121H182ZM5 121V122H4ZM6 121H8L7 123H6ZM14 121V122H13ZM19 121V122H18ZM21 121V122H20ZM45 121H46V123H45ZM61 121V122H60ZM92 121V122H91ZM124 123L125 121H129L128 123L126 122V123H124V124H126L127 126H125L124 127V125H122L123 123ZM131 121V122H130ZM134 121V122H133ZM171 121V122H170ZM189 123V125L186 123ZM217 121H221L222 122V124L224 125V127H223V125L220 123V125H222V126H220V128H219V123H217ZM24 122V123H23ZM26 122V123H25ZM54 122V123H53ZM59 122V123H58ZM76 122V123H75ZM88 122V124H86ZM96 122H98V124L96 123ZM99 122H101V123H99ZM118 123V124H116L115 125V123ZM120 122V123H119ZM133 122V126L132 127H129V126H131L132 123ZM144 122V123H143ZM151 122V123H150ZM253 122V123H252ZM9 123H10V125H9ZM19 123V124H18ZM28 123V124H27ZM30 123V124H29ZM31 123H33V124H31ZM35 123V124H34ZM58 123V124H57ZM74 125H73V124ZM92 123V124H91ZM104 123L107 125H104ZM122 123V124H121ZM138 123V124H137ZM156 125H155V124ZM168 123V124H167ZM170 123H173V124H170ZM178 123V124H177ZM181 123V124H180ZM251 124V125H249V124ZM14 126H13V125ZM43 125V126H41V125ZM50 125L49 127H48V125ZM64 124V125H63ZM70 124V125H69ZM90 124H91V126L93 127H91L90 128V130H89V127H90ZM102 124V125H101ZM120 124H121V126H120ZM129 124H131V125H129ZM154 124V125H153ZM167 124V125H166ZM182 124H183V126H184V124H186L185 125V128H183L184 130H182L181 131V129H182ZM4 125V126H3ZM18 125V126H17ZM22 125V126H21ZM24 125H26V126H24ZM30 125V126H29ZM36 127H35V126ZM66 125V126H65ZM86 125V126H85ZM95 127H94V126ZM138 125V126H137ZM145 126V127H143L142 128V126ZM174 126V125H176V126H174V128L176 127V129H172L171 128V126ZM192 125V126H191ZM249 125V126H248ZM16 126V127H15ZM34 126V130H30V129H32V127ZM40 126V127H39ZM47 126V127H46ZM56 126V127H55ZM69 126H70V129H69ZM77 126V127H76ZM83 126L87 129V130H85V128H83ZM114 126V127H113ZM140 126V127H139ZM147 126H149V128L147 127ZM152 126V127H151ZM167 126V128H165V130H164V128L163 127H166ZM170 126V127H169ZM172 126V127H173ZM177 126H178V128H177ZM2 127H4V128H2ZM15 127V128H14ZM25 127V128H24ZM29 127H31V128H29ZM37 127H39V128H37ZM46 127V128H45ZM101 127V128H100ZM112 128V131L113 130H116V131H113V132H111L110 133V131H111V128ZM121 127L123 128V129H125V131L123 130V129H121ZM126 127L127 128H129L130 129V133H129V131H128V129H126ZM135 127V128H134ZM137 127V128H136ZM154 127V129H152ZM155 127H157L156 129H155ZM163 129H162V128ZM188 127H192V128H187ZM237 127H239V129L237 128ZM2 128V129H1ZM6 128H8V129H11V130H8V129H6ZM21 128V129H20ZM27 128H29L28 130H26ZM42 128L46 131L47 129H49L48 131H44V130H42ZM54 128V129H53ZM56 128V129H55ZM106 128H108V129H106ZM116 128V129H115ZM133 128H134V130H133ZM148 128V130H146ZM160 128H161V131H164V132H160L159 130H160ZM170 128H171V130H170ZM228 128V129H227ZM242 130H241V129ZM6 130L5 132H4V130ZM20 129V130H19ZM25 130V131H23V130ZM50 129H51V131H50ZM72 129V130H71ZM74 129H76V130H74ZM78 129V130H77ZM83 129H84V131H83ZM106 131H105V130ZM121 129V130H120ZM141 131H139V130ZM238 129V131H236ZM24 132H22V131ZM65 130H66V132H65ZM80 130V131H79ZM101 130H102V132H101ZM120 130V131H119ZM123 130V131H122ZM127 130V131H126ZM143 130V131H142ZM153 130V131H152ZM166 130H167V132H166ZM173 130H175V131H173ZM178 130V131H177ZM188 131V133H186L187 131ZM191 130H193V131H191ZM230 130V131H229ZM241 132H240V131ZM9 131L11 132L10 134H9ZM27 131V132H26ZM29 131H31V132H29ZM42 131H44L43 132V135H42ZM87 131H89V132H86ZM96 131V132H95ZM103 131H105V132H103ZM132 131V132H131ZM137 131H139V132H137ZM4 132V133H3ZM54 134H53V133ZM57 132H60V133H58V135L61 137V135H62V137L63 138H60L57 134H55V133H57ZM75 132V133H74ZM76 132H78L77 134H76ZM81 132V133H80ZM115 132V133H114ZM121 132H123V133H121ZM125 132V133H124ZM137 133V134H135V133ZM142 132H144L145 134L143 135L142 134ZM149 132H151V136L149 135ZM229 132H231V133H229ZM240 133V134H237V133ZM7 133V134H6ZM70 133L72 134H74V136L75 137H73L72 135H70ZM93 134V136L91 137V135ZM107 133H108V135H107ZM113 133H114V135H113ZM121 133V134H120ZM129 133V134H128ZM132 133V134H131ZM141 134L142 136H138L139 138H140V142H138L137 144H136V141L139 139L136 135H139V134ZM3 134V135H2ZM26 134V135H25ZM27 134H29V135H27ZM36 134H37V137H35L36 136ZM39 134V135H38ZM41 134V135H40ZM48 134V135H47ZM67 134H69V136H70V139L69 138H67V137H69ZM78 134H79V136H78ZM84 134H86V135H84ZM106 134V135H105ZM117 134V136H118V138L115 140V138L117 137H115L114 138V136ZM119 134V135H118ZM124 134L126 135V134H128V135H130L129 137H130V139H133V140H135V142L133 143L132 141L133 140H129V137H128V135H126L125 137H127L128 138V140H129V144H127V146L125 147V145H126V138L125 137H123L124 136ZM11 135V138H9V136ZM13 135V136H12ZM17 135V136H16ZM24 135V136H23ZM35 135V136H34ZM52 135H53V137H52ZM56 135V136H55ZM66 135V136H65ZM81 135H82V138H81ZM91 137H89V136ZM123 135V136H122ZM133 135V136H132ZM240 135V136H239ZM245 135V136H244ZM15 136V137H14ZM28 136V138H24V137H27ZM44 136H46L45 138H44ZM50 136V137H49ZM84 136V137H83ZM101 136V137H100ZM108 136V137H107ZM120 136V137H119ZM121 136H122V138H121ZM218 136H219V138H218ZM251 139H249L248 137ZM257 136H259V138L257 137ZM3 137H4V140L6 141H4L3 140ZM8 137V138H7ZM13 137H14V139L15 140H12L13 139ZM22 137V138H21ZM32 137V138H31ZM41 137V138H40ZM57 139H56V138ZM73 137V138H72ZM135 137H137V139H135ZM149 137V138H148ZM221 137H223V138H221ZM239 137V138H238ZM6 138V139H5ZM38 138V139H37ZM49 138H50V140H49ZM74 138H77V139H80V140H74V142L76 141V143H74L73 142V139ZM100 138H101V141H99L100 140ZM147 138V139H146ZM240 138H241V140H240ZM245 138H247V140L245 141ZM257 138V139H256ZM21 139V140H20ZM35 139V140H34ZM39 140V141H37V140ZM59 139H61V141L59 140ZM64 139V140H63ZM67 139V140H66ZM148 139H150V141L148 140ZM218 139V140H217ZM244 139V140H243ZM253 139H255L256 140V142H252L251 143V141H253ZM2 140V141H1ZM8 140V141H7ZM10 140V141H9ZM42 140V141H41ZM54 140V141H53ZM69 140H71L72 142H70ZM91 140H93V141H91ZM97 140L100 142H97ZM108 140H110V141H108ZM118 140V141H117ZM127 140V141H128ZM146 140L149 142V144H148V142H146ZM254 140V141H255ZM260 140V141H259ZM263 140V141H262ZM13 141V142H12ZM18 141V142H17ZM41 141V142H40ZM49 141V142H48ZM65 143H64V142ZM80 141V142H79ZM104 141H106V142H104ZM247 141H248V143L249 144H251V145H249V144H247ZM259 141V142H258ZM3 142V145L1 144ZM24 142V143H23ZM34 142V143H33ZM48 142V144L46 145L45 143H47ZM53 142H55V144H53L52 145V143ZM57 142V143H56ZM70 142V143H69ZM82 142V143H81ZM101 142H104V144L102 145V143ZM111 144H110V143ZM116 142V143H115ZM123 142V143H122ZM143 142H146V143H144V145L142 144ZM152 142H153V144H152ZM7 143V144H6ZM14 143H16L15 144V147H14ZM17 143H18V145H20L18 148H19V150H18V148H17ZM20 143V144H19ZM23 143V144H22ZM33 143V144H32ZM74 143V144H73ZM99 144V146H98V144ZM119 143V145H117ZM131 143V144H130ZM133 143V144H132ZM151 143V144H150ZM191 144L192 145V149L193 148H196V149H198V150H201V151H199V153L201 154V155H203V157L204 156H206L207 155V153H208V155L206 156V158L207 159H209V155H211L210 153L211 152H213L212 150H217L218 151V153H216V152H214L213 154H212V156H213V158H210L209 159V162L211 163L210 165L207 163V159H206V161H204V163H203V161H202V165H199L198 163L199 162H201V161H199V162H197V165L198 166H200V168L198 167V166H196L195 164V166L193 167L192 165H193V163L191 164L190 162V159H187V151H185L186 149H187V147L188 148H190V145L188 146V144ZM259 143L261 144V145H259ZM12 144V145H11ZM43 144V145H42ZM64 144V145H63ZM83 144V145H82ZM110 144V145H109ZM22 145V146H21ZM32 145V146H31ZM36 145V146H35ZM46 145V146H45ZM60 145V146H59ZM61 145H63V146H61ZM73 145H74V147H73ZM87 145V146H86ZM96 145V146H95ZM102 145V149H101V146ZM134 146V148H131V146ZM139 145V146H138ZM187 145V146H186ZM253 145H254V147H253ZM11 146V147H10ZM13 146V147H12ZM48 146V147H47ZM50 146H53V148H51ZM54 146H55V148H54ZM69 146V147H68ZM72 146V148H70ZM91 148V149H89V147ZM118 146V147H117ZM119 146H121V147H119ZM148 146H150V147H148ZM186 146V147H185ZM257 146V147H256ZM5 147H7V149H5ZM22 147V148H21ZM41 147V148H40ZM63 148L62 150L61 149H59V148ZM64 147H66V148H64ZM88 147V148H87ZM98 147H100V148H98ZM138 147V148H137ZM185 147V148H184ZM204 147H206V148H204ZM256 147V150H257V152H256V150L254 149ZM260 147V148H259ZM3 148V149H2ZM17 149V150H15V149ZM39 148V149H38ZM43 148V151L41 150ZM45 148V149H44ZM50 148V149H49ZM81 148H84V149H81ZM87 148V149H86ZM112 148H117L116 150V152L112 149ZM120 148L122 149V150H125V151H120ZM130 150H132V151H130ZM251 148H253V149H251ZM5 149V150H4ZM21 149V150H20ZM48 149H49V151H48ZM57 150V151H55V150ZM72 149V150H71ZM81 151H80V150ZM98 149H101L100 151L98 150ZM185 149V150H184ZM204 149H206V150H204ZM208 149H210V150H208ZM251 149V150H250ZM259 149L262 151V153H260L261 151H259ZM7 150V151H6ZM26 152H25V151ZM39 151L38 153H36V151ZM40 150L43 152H40ZM46 150V151H45ZM70 150V151H69ZM76 150V151H75ZM87 150V151H86ZM92 150V151H91ZM98 150V151H97ZM104 150H106V151H104ZM127 150V151H126ZM144 150V151H143ZM177 150H179V152L177 151ZM183 150V151H182ZM188 150V149H187ZM203 150H204V152H203ZM222 150V152H219V151H221ZM250 150V151H249ZM4 151V152H3ZM17 151V152H16ZM18 151H20L21 152V155H20V152L18 153ZM48 151V152H47ZM78 151V152H77ZM114 153H113V152ZM175 151H177L176 153L177 154H179V155H176V153H175ZM230 151H233L232 153H234V154H237L238 152V154L240 155V153L242 154V158H241V161H240V157L238 156V154L237 155H233ZM238 151V152H237ZM248 151V152H247ZM5 152H8L7 154H5ZM16 152V153H15ZM23 152H25V153H23ZM59 152V154H61V152L63 153V155L61 154V158H60V155L58 154L57 155V153ZM67 152H69L68 153V155H67ZM80 152H81V154H80ZM87 152H89V153H91V154H89L88 153V155H86V153ZM95 152H97V153H95ZM98 152L99 153H101V154H99L98 155ZM121 152V153H120ZM123 152V153H122ZM124 152H126V153H124ZM132 152V153H131ZM144 152H146L145 154V156H144ZM168 152V153H167ZM169 152H172L171 154L169 153ZM181 152V153H180ZM226 152V154L227 155H225L224 153ZM231 153L230 154V156L231 155H233L232 157H225L226 159H224L223 157V159L222 158H220L221 156H222V154H223V156L225 155V156H228V153ZM242 152H246V153H242ZM250 152H252V153H250ZM254 152H256L257 153V155H256V153L254 154ZM2 153V154H1ZM43 155H42V154ZM112 153V154H111ZM120 155H119V154ZM221 153V154H220ZM5 154V155H4ZM8 154H9V157H8ZM11 154V155H10ZM31 154V155H30ZM38 154H41V156H40V158H39V161H38ZM77 154H78V157H77ZM83 154V156H81ZM115 154V155H114ZM125 154V155H124ZM164 154H166V155H164ZM173 154H174V156H173ZM187 154V155H186ZM247 154V155H246ZM251 154H253V155H251ZM260 154V155H259ZM21 157L20 159H19V157ZM29 155V157H27V156ZM46 155V156H45ZM75 155V156H74ZM111 155H114L113 156V160H111V158L110 157H112ZM133 155V156H132ZM162 155V156H161ZM169 155H171V157H170V159H169ZM217 157H216V156ZM218 155H219V158H220V163L218 162L219 161V159H217L218 158ZM221 155V156H220ZM263 155V156H262ZM17 156V157H16ZM36 156V157H35ZM38 156V157H37ZM54 156V157H53ZM56 156V157H55ZM58 156V157H57ZM68 156V158H66ZM70 156H72V157H70ZM74 156V157H73ZM90 156H92V157H90ZM95 158H94V157ZM99 156H101L102 158H99ZM126 156V157H125ZM129 156V157H128ZM164 158V157H166V158H164L163 160H165L166 159V161H163V160H160L159 158ZM197 156V155H196ZM216 158H215V157ZM237 156V157H236ZM246 156V157H245ZM5 157H8V158H6V162H5ZM26 157V158H25ZM79 157H81V158H79ZM86 157V159H83V158H85ZM117 157V158H116ZM139 157V158H138ZM141 157V158H140ZM147 157V158H146ZM152 157H153V159H152ZM168 157V158H167ZM173 157V158H172ZM200 157H202V156H200ZM239 157V158H238ZM24 158L26 159L25 161H24ZM30 158V159H29ZM53 158V159H52ZM65 158V159H64ZM76 159V160H70V159ZM94 160H93V159ZM104 158V159H103ZM107 158V159H106ZM114 158H115V160H114ZM125 158V159H124ZM133 158V159H132ZM145 158V159H144ZM178 160H177V159ZM197 158H199V156H197ZM215 158V159H214ZM234 159L235 158V160L233 161V160H231V159ZM243 158H244V160H243ZM257 158H263L262 159V161H261V159H257ZM29 159V160H28ZM35 159L38 161H35ZM52 159V162L50 161ZM60 159H61V161H60ZM66 159H68V162H69V160H70V162L68 163V162H66ZM78 159H81V161L80 160H78ZM101 159V160H100ZM117 159H120V161L119 160H117ZM134 159L136 160V161H134ZM148 159V160H147ZM152 159V160H151ZM155 159V160H154ZM168 159V160H167ZM175 159V160H174ZM185 161H187V162H185ZM187 159V160H186ZM201 159V158H200ZM203 159V158H202ZM201 159V160H202ZM213 159H214V161H215V163L214 162H212L213 161ZM238 159V160H237ZM27 160H28V163H27V167L25 166L26 165V163L25 162H27ZM53 160H55L54 162H53ZM79 162H78V161ZM85 160V161H84ZM89 162H88V161ZM96 160V161H95ZM103 160V161H102ZM114 161V162H111V161ZM130 160V161H129ZM133 160V161H132ZM145 160V161H144ZM147 160V161H146ZM149 160H151V162L152 163H149L150 161ZM154 160V161H153ZM164 162L162 165H164V166H166L165 165V163L167 164L168 162V164L169 165H171V163H172V169H171V166L168 168V164H167V166L166 167H162V165H161V162ZM170 160V161H169ZM199 160V159H198ZM197 160V161H198ZM225 160H226V164H224L225 163ZM228 160V161H227ZM231 162H230V161ZM238 162H237V161ZM249 160H250V163H249ZM256 162H255V161ZM3 161V162H2ZM20 161H21V163H20ZM42 161V162H41ZM50 161V162H49ZM62 161H63V164H62ZM82 161H84V162H82ZM105 161V162H104ZM126 161H129V162H126ZM138 161H140V162H138ZM142 161H144V162H142ZM149 161V162H148ZM156 161V162H155ZM177 163H176V162ZM181 161V162H180ZM190 161V162H189ZM239 161H240V164H239ZM251 161H254L256 164H257V168H259L258 169V171H262V173L260 172V173H257L258 171H256V167L254 168L255 169V171L256 172H254L253 171V166H252V162ZM24 162V163H23ZM43 162H45V163H43ZM56 162H59L58 164L56 163ZM109 162V163H108ZM117 162V163H116ZM131 162H135V163H131ZM137 162H138V164H137ZM184 162H185V164H184ZM193 162V161H192ZM222 162H224V163H222ZM229 162L230 163H232V164H234V165H231V164H229ZM246 162V163H245ZM253 162V163H254ZM20 163V164H19ZM38 163H42V164H44V165H39ZM52 164V167H51V164ZM83 163V164H82ZM99 163H101V164H99ZM103 163H104V165L105 164H107V166L105 165H103ZM121 163V164H120ZM126 163H127V166H125L126 165ZM129 163V164H128ZM139 163H140V165H139ZM143 163V164H142ZM147 163H148V165H147ZM155 163V164H154ZM156 163H157V165H156ZM182 163V164H181ZM195 163V162H194ZM216 163H217V166H216ZM221 165V167H220V165ZM248 163L251 165V167H249V168H251V170H252V172H254L255 173V177L257 178V176H259V178H260V176H261V178H262V180H260V182H259V180L258 179H256L255 177H252L253 176V174L254 173H252L249 169H247L248 171H250V172H248V171H246V168H248V167H246L247 165H248ZM25 164V165H24ZM35 164H37V165H35ZM68 164H70V166H66V165H68ZM73 164H76V165H73ZM80 164H82V165H80ZM86 164V165H85ZM88 164V165H87ZM96 164V165H95ZM110 164V166H108ZM113 164H115L114 165V168L112 167L111 168V166H113ZM117 164H120V165H117ZM124 164V165H123ZM136 164V165H135ZM152 164L154 165V166H152ZM180 164V165H179ZM189 164V165H188ZM191 164V165H190ZM227 164H228V166L229 165H231V166H227ZM246 164V165H245ZM260 164V165H259ZM22 165V167H20ZM33 165V166H32ZM48 165V166H47ZM59 165H61L62 167H60ZM64 165V166H63ZM90 165V166H89ZM102 165V166H101ZM122 165L124 166L122 169H121V167H122ZM132 165V166H131ZM134 165H135V169H133L132 170V168L131 167H133L134 168ZM147 165V166H146ZM177 165H178V168H177ZM181 165H182V167H181ZM185 165V166H184ZM186 165H188L187 167L189 168H191V166H192V169L194 170V172L195 173H200V175H198L201 179H199L198 178V180L197 179H195L196 181H198V182H194V181H192L193 183H192V185H190V183H189V181L190 180H194L193 178L195 177V176H193V175H196V174H194V172L192 171V169H184V168H186ZM219 165V166H218ZM255 165V164H254ZM262 165V166H261ZM36 166V167H35ZM50 166V167H49ZM77 168H75V167ZM78 166V167H77ZM87 166V167H86ZM98 166V167H97ZM118 166V167H117ZM140 166V167H139ZM157 166V167H156ZM184 166V167H183ZM210 166V167H209ZM226 166V167H225ZM249 166V165H248ZM259 166V167H258ZM18 167H20L21 169V171H19V173H17V171L19 170L18 169ZM44 167V168H43ZM60 167V168H59ZM66 167V168H65ZM101 167H103L102 168V170H100L101 169ZM107 167V168H106ZM110 167V168H109ZM125 167H128V168H125ZM138 167L140 168V169H138ZM141 167H143V169L145 170H141ZM158 167H159V169L161 168L162 170L161 171H158L159 169H158ZM195 167H197V168H195ZM204 167V168H203ZM217 167V168H216ZM221 169H220V168ZM231 167V168H230ZM240 167H241V169H240ZM261 167V168H260ZM24 168V169H23ZM33 168V169H32ZM40 168V169H39ZM50 168V169H49ZM53 168H54V171H52L53 173L51 174V169L53 170ZM59 170V172L58 171H56L57 169ZM93 168H97L96 170H95V172H92L93 170H91V169H93ZM109 169V170H106V169ZM146 168H147V170L148 171H146ZM151 168V169H150ZM166 168V169H165ZM212 168V169H211ZM214 168H216L215 169V171H214ZM219 168V169H218ZM225 168V169H224ZM228 168H230V170H232V171H235V174L233 173L232 174V172L231 173H229L230 172V170L228 169ZM11 169V170H10ZM28 171H27V170ZM48 169V170H47ZM56 169V170H55ZM67 169H69V170H67ZM72 169H74L73 171L74 172H72ZM79 169H81V170H79ZM84 169V170H83ZM90 169V170H89ZM131 169V170H130ZM155 169H157V170H155ZM163 169H164V171H163ZM170 169V170H169ZM175 169H177V170H175ZM178 169H179V171H178ZM217 169H218V172H217ZM227 169L229 170V171H227ZM236 169V170H235ZM240 169V170H239ZM245 169V170H244ZM263 169V170H262ZM24 170H26V171H24ZM31 170V171H30ZM40 170V171H39ZM46 170V171H45ZM50 170V172L47 174L46 172L47 171H49ZM122 172H121V171ZM126 170V171H125ZM127 170H128V172L130 171L131 173L129 174V173H127ZM136 170V171H135ZM137 170H140V172L141 173H139ZM154 170V171H153ZM167 170V171H166ZM169 170V171H168ZM186 171V173L184 174V172ZM189 170H191L192 171V173L190 174V172L191 171H189ZM222 170H225V171H222ZM5 171H6V173H5ZM43 171H44V173H43ZM99 171V172H98ZM104 171H106V172H104ZM119 172V173H117V172ZM150 171V172H149ZM152 171V172H151ZM172 171H173V173H172ZM187 171H189V172H187ZM201 171V172H200ZM207 173H206V172ZM215 172L214 174L216 175V173L217 174H219V175H222V178H221V176L219 177V175L217 176L218 177V179L219 180H217V177L212 173V172ZM222 171V172H221ZM247 173H246V172ZM13 172V173H12ZM37 172H39V173H37ZM42 172V173H41ZM91 172L92 173H94L95 174V176H94V174L92 175L91 174ZM113 173V175H112V173ZM123 172H125L124 174H123ZM133 172V173H132ZM137 172V173H136ZM148 172V173H147ZM159 174V176H158V174ZM206 173V175H208V173H210L209 175H208V177L205 175V173ZM232 174V177H228V176H230L229 174ZM241 172H242V174H241ZM5 173V174H4ZM9 173V174H8ZM57 173H58V175H57ZM103 173V174H102ZM126 173H127V175H126ZM145 173V174H144ZM150 173H152L151 175H150ZM153 173H154V175H153ZM156 173V174H155ZM167 173V174H166ZM182 173V174H181ZM222 173V174H221ZM225 173H226V177H224V175H225ZM249 173H250V175H249ZM251 173H252V176H251ZM8 174V175H7ZM15 174V175H14ZM30 176H29V175ZM76 174V175H75ZM83 174V175H82ZM89 174V175H88ZM100 174L102 175V176H104V174H106L105 176H104V178L103 177H100L99 179L102 181L101 182V184H100V186H99V181H95V180H97V177H99L100 176ZM108 174V175H107ZM117 174H119V175H117ZM123 174V175H122ZM134 174H137V176H138V178H136L137 176H134ZM138 174H140V175H138ZM142 174H144V175H142ZM163 176L164 174V176L166 177V178H169L168 180H166L165 179V177L163 176V178H162V176ZM178 176H177V175ZM184 174V175H183ZM211 174H213L214 176H215V181L212 179V178H214V176L213 175H211ZM228 174V175H227ZM239 174H241V175H243L242 177L243 178H241V175H239ZM258 174V175H257ZM261 174V175H260ZM3 175H4V177H3ZM7 175V176H6ZM9 175H10V178H9ZM18 175H20V176H18ZM45 175V176H44ZM81 175V176H80ZM111 175H112V178H111ZM116 175V176H115ZM131 175V176H130ZM153 175V176H152ZM174 175V176H173ZM190 175V176H189ZM233 175H235V176H233ZM247 175H248V177H247ZM27 176H29V177H27ZM34 176V177H33ZM41 176V177H40ZM44 176V177H43ZM57 176V177H56ZM76 176V177H75ZM89 178H87V177ZM91 176H93V177H91ZM115 177V179H114V177ZM117 176H118V178H117ZM123 176H127L126 177V179H124V178H122ZM143 176V177H142ZM145 176V177H144ZM148 176V177H147ZM158 176V177H157ZM176 176V177H175ZM179 176H180V179H179ZM191 176H192V178H191ZM197 175H196V177L195 178H197L198 177ZM212 178H211V177ZM236 176H239L240 177V179L238 178V177H236ZM244 176H245V178H244ZM21 177V178H20ZM23 177H25V178H23ZM26 177H27V179H26ZM39 177V178H38ZM63 177V178H62ZM64 177H68V178H70L69 179V181L67 180L68 178H64ZM74 177L75 178H77V179H74ZM79 177V178H78ZM81 177H83V178H81ZM84 177H86V178H84ZM109 177L111 178V180L112 179H114L115 180V182H114V180H110L109 179ZM150 177V179H151V181H150V179H148ZM152 177H154V178H152ZM156 177V178H155ZM188 177H189V179H188ZM204 177H206V178H208V180L211 182H209L206 178H204ZM209 177H210V179H209ZM227 177L229 178V180L228 181H230L231 182V178L233 179L234 177V179H233V181L230 183V184H233V187L232 186H230V184H229V182L226 180L227 179ZM253 178L254 180H256V183H252V182H254V180L252 179V180H250V178ZM2 178H4V179H2ZM34 178V179H33ZM49 178V179H48ZM61 178H62V180L64 181H61ZM105 179V180H102V179ZM134 178H136V179H134ZM142 178V179H141ZM165 179L166 180V182L164 181V180H162V179ZM174 178H177V179H179V180H177V182L175 181H173V179ZM225 179V180H221V179ZM249 178V179H248ZM260 178V179H261ZM7 179V180H6ZM23 179V180H22ZM37 179V180H36ZM47 180L46 182L44 181V180ZM52 179V180H51ZM56 179V181H54ZM57 179H58V181H57ZM75 180V183L77 184H74V187L76 188V186L78 187L77 188V190L72 186V188H71V185H73V184H70V182L71 183H74V180ZM81 179V180H80ZM82 179H84V180H82ZM90 179H95L94 180V182L92 181V180H90ZM131 182H129V184L127 185L126 183H128V180ZM138 179V180H137ZM157 179L158 181H155V180ZM204 179V180H203ZM237 179H239V181H236ZM241 179H243L242 180V182H243V186L241 185V186H238L237 187V185H240V183L239 182H241ZM18 180H20V183H18L17 181ZM22 180V181H21ZM25 180V181H24ZM67 180V181H66ZM77 180H79V181H77ZM88 180V181H87ZM125 182H124V181ZM170 180V181H169ZM176 180V179H175ZM211 180H213V181H211ZM246 180V181H245ZM248 180H250V181H248ZM5 181V182H4ZM10 181V182H9ZM42 181V182H41ZM50 181V182H49ZM73 181V182H72ZM81 181V183L79 184L78 182H80ZM83 181H85V182H83ZM87 181V182H86ZM92 181V182H91ZM105 181L107 182L106 184H105ZM111 181V182H110ZM136 181V182H135ZM137 181H139L140 183L138 184V182ZM162 181H163V183H167V189H166V184H165V186L162 184ZM168 181V182H167ZM172 181V182H171ZM188 181V182H187ZM203 181V182H202ZM205 181H207L206 183H205ZM218 181V182H217ZM223 181V185H222V182ZM224 181H226L227 182V184L228 185H226V182H224ZM23 182V183H22ZM24 182H26V183H24ZM44 182V183H43ZM53 182H54V184H53ZM57 182V183H56ZM121 182H123V183H121ZM142 182H144V183H142ZM148 182H149V184H148ZM154 182V183H153ZM214 182H215V184H214ZM238 182V183H237ZM244 182H245V184H244ZM246 182L248 183L249 182V185H248V187H246L247 185H246ZM251 182V183H250ZM263 182V183H262ZM18 183V186H19V188H18V186H16L17 188L15 189V185ZM46 183V184H45ZM63 183V184H62ZM91 185H90V184ZM109 183V184H108ZM111 183V184H110ZM113 183H114V187H113ZM123 185H121V184ZM145 183H147V184H145ZM151 183H153V185L151 184ZM169 183H170V185H169ZM174 183H178L177 185L175 184L174 185ZM179 183H181V184H183L182 186H179V187H181V188H179L178 187V185H180ZM185 183V184H184ZM188 183H189V185H188ZM210 183V184H209ZM221 183V184H220ZM258 183V184H257ZM32 184V185H31ZM60 185L58 188L56 187V185ZM79 184V185H78ZM85 184H87L86 186H87V189L85 188L86 186H85ZM90 186H89V185ZM96 184H98L96 187H100V188H97L96 189V191H95V193H94V186L92 187V185H96ZM126 184V185H125ZM134 184H135V186H134ZM138 184V185H137ZM156 184V185H155ZM197 187V189H195L194 190V188H195V186ZM197 184V185H196ZM202 184H204L203 186H202ZM206 184H207V186H206ZM216 184H217V186L218 187H216ZM220 184V185H219ZM235 184H237V185H235ZM254 184H257V187L256 186H254ZM34 185H36V187L34 186ZM51 185H53V186H51ZM102 185V186H101ZM132 185V186H131ZM143 185H145V186H143V187H145L144 189L145 190H143V187L142 186ZM152 185V186H151ZM174 185V186H173ZM213 185H215L214 187H213ZM262 185V186H261ZM33 186V187H32ZM51 186V187H50ZM56 188H55V187ZM67 186V187H66ZM85 186V187H84ZM119 186H120V189H118L119 188ZM123 188H122V187ZM125 186V187H124ZM141 186V187H140ZM163 186V187H162ZM169 186V187H168ZM187 186V187H186ZM192 186L194 187L193 189H192ZM201 186L203 187V188H201ZM206 186V188L204 189V187ZM224 186V187H223ZM228 186V190L229 191H231L233 188V192L235 193L236 192V194H232V193H228L227 192V190H226V187ZM41 187V188H40ZM52 187H53V189H52ZM66 187V188H65ZM88 187H90L89 189H88ZM107 187H108V189H107ZM113 187V189H111ZM117 187V188H116ZM150 187V189H147V188H149ZM151 187H153V188H151ZM156 187V188H155ZM173 187V188H172ZM175 187L177 188V190L178 191H181L180 192V194H182V198H183V200L185 201H183L180 197L179 198H177V194L179 195V192L177 191L176 192V189H175ZM189 187H191V189L189 188ZM211 187H213L214 189H216V192L215 191H213V192H215V194H213V192L211 193L210 192V189H212ZM241 187V189L239 190V193H238V189ZM242 187H244V188H242ZM256 187V188H255ZM13 188V189H12ZM55 188V189H54ZM61 188V189H60ZM74 188V190H70V189H73ZM85 190H84V189ZM91 188H93V190H91L90 191V189ZM137 188V189H136ZM232 188V189H231ZM253 188V189H252ZM255 188V189H254ZM18 189V190H17ZM40 189H42L41 191H40ZM56 189H57V191H56ZM63 189V190H62ZM66 191H65V190ZM99 189V190H98ZM118 189V190H117ZM154 189V190H153ZM156 189H157V193L156 194H154L155 196H158V197H153V199L154 200H152V199H150V197L153 195V193L156 191ZM158 189H162L161 191H163V192H161V191H158ZM170 189H172L173 190V192H172V190L170 191ZM180 189V190H179ZM187 189V190H186ZM189 189L191 190V196L189 195L190 194V191H189ZM199 189H201V190H199ZM237 189V190H236ZM251 189V190H250ZM12 190V191H11ZM43 190H45V193H43L44 191ZM50 190V191H49ZM52 190V191H51ZM53 190H54V192H55V194H56V192L58 193H61L60 195L63 197L64 195H62V194H66L65 196L66 197H64L63 199L64 200H62V197H61V199L59 198V197H57V198H59V202H58V200H56V201H54L53 203H52V201L53 200H55L56 198V196L54 195V192H53ZM86 190H89L90 191V193L88 194V192L86 191ZM109 190V191H108ZM118 192H117V191ZM122 191V192H120V191ZM153 190V191H152ZM175 190V191H174ZM198 190V191H197ZM208 190V191H207ZM249 190V191H248ZM10 191L13 193H10ZM39 191V192H38ZM46 191H48V192H46ZM72 191H73V193L75 192V191H77L75 194L76 195H74L73 193H72ZM88 194V196H90V197H92V196H94V198H88L87 197V195H86V193ZM98 191V192H97ZM99 191H100V195H99ZM113 191V192H112ZM144 191L146 192L145 194H144ZM147 191H148V193H147ZM150 191H152L153 193L151 194L150 193ZM188 191H189V194H188ZM221 191V192H220ZM222 191H223V193H224V191L226 192V193H224V194H222V197L220 198H218L217 197V194L219 195V196H221L220 194L222 193ZM242 191V192H241ZM259 191V192H258ZM260 191L262 192L261 194H260ZM35 193V195H36V193L38 192V196H37V198H39V199H41V200H39V199H37V198H35L36 196L34 195V193ZM41 192L43 193V194H41ZM51 192V193H50ZM64 192H66V193H64ZM82 192V193H81ZM112 192V193H111ZM127 192V193H126ZM159 192H160V194H159ZM168 192H171V196L169 195V194H167ZM193 192V193H192ZM220 192V193H219ZM248 192V193H247ZM32 193H33V195H32ZM48 193V194H47ZM50 193V194H49ZM53 193V194H52ZM83 193H85V194H83ZM94 193V195H92ZM97 193V195H98V197H97V195L95 196V194ZM107 193H109V194H107ZM111 193V194H110ZM115 193H119V194H116L117 196H112V199H111V197H109L108 198V200H107V195H114ZM136 193V194H135ZM175 193V194H174ZM207 193H208V195H207ZM71 194L73 195V197L71 196ZM123 194V195H122ZM135 194V195H134ZM185 194V195H184ZM201 194H203V195H201ZM245 194H247V195H245ZM250 194V197L252 196V197H254V198H250L248 195ZM11 195V196H10ZM19 195V196H18ZM28 195V196H30V197H26V196ZM44 195H47V198H46V196H44ZM49 195H51V196H53V197H50ZM78 195V196H77ZM133 195L135 196V197H137V198H139V201L138 200H136V199H134L133 198V200H130V199H132V198H130V197H133ZM146 195V196H145ZM151 195V196H150ZM165 195H167V196H165ZM183 195H184V197H183ZM211 195H213L214 197H215V199H216V197H217V200L218 199H220L218 202H214L215 200L214 199H211L212 197H210ZM216 195V196H215ZM229 195V196H228ZM235 195V196H234ZM238 195V196H237ZM254 195V196H253ZM13 196H15L14 198H13ZM59 196V195H58ZM74 196H76V197H74ZM80 196V197H79ZM82 196H83V199H82ZM103 196H104V198H103ZM106 196V197H105ZM150 196V197H149ZM173 196V197H172ZM187 196H189V197H187ZM194 196V197H193ZM204 196V197H203ZM245 196H247V200L248 199H250L249 201H247V200H245V204L243 205V206H241V204H242V202L244 203V198H241V197H245ZM258 196H262V197H258ZM10 197H12V198H10ZM19 197H21V198H19ZM41 197V198H40ZM49 197L50 198H52L51 200L49 199ZM69 197V198H68ZM84 197H86V198H84ZM96 197H97V199L99 198L100 199V203H98L97 201L99 200H96ZM119 199H118V198ZM123 197V198H122ZM148 197H149V201L150 200H152L151 202H149L148 201ZM196 197V198H195ZM232 197V198H231ZM19 198V199H18ZM32 199V201H30L31 199ZM54 198V199H53ZM76 198V199H75ZM79 198H81L80 200H78ZM106 198V199H105ZM113 198H115V203H113L114 202V200H113ZM152 198V197H151ZM155 198H157V200L155 199ZM172 198L174 199L175 198V200H176V198H177V200L178 201H176L175 202V200L173 201L172 200ZM203 198V199H202ZM229 198H230V200H229ZM239 198V199H238ZM256 198H259V199H257L256 200ZM10 201H9V200ZM15 199V200H14ZM27 199H29L28 201L31 203V205L29 206V202H27V201H25V200H27ZM47 199V201H45ZM85 199V200H84ZM102 199V200H101ZM111 199V200H110ZM165 199V200H164ZM195 199V200H194ZM211 199V200H210ZM227 199V200H226ZM233 199V209H232V203H230V201ZM252 199H254V200H252ZM260 199H261V201H260ZM5 200V201H4ZM7 200L10 202H7ZM21 200H22V202H21ZM36 200L38 201L37 203H36V207H37V205H39L38 203H42L41 205H39L38 206V208H36L35 206H34V202H36ZM50 200V201H49ZM76 200H78V202H77V205H75V203H76ZM84 200V201H83ZM104 200V201H103ZM107 200V201H106ZM118 200H119V202H118ZM140 200H141V202H145V204H148V202L149 203H151L153 206H150L151 208H150V210L149 211H151V213L153 214V216L150 214H148V213H150V212H143V211H140V210H143V205H144V203H140ZM144 200H146V201H144ZM163 200V201H162ZM192 202H191V201ZM202 200V201H201ZM6 202L5 203V206H4V202ZM72 201H74V202H71ZM79 201H81V202H79ZM88 202L89 201V203L87 204L86 202ZM92 201V202H91ZM132 201H133V203L135 204H133L132 203ZM166 201H168L167 202V204H166V206H163V205H165V202ZM226 201V202H225ZM228 201V202H227ZM234 201H235V203H234ZM246 201L249 203V202H252V204L253 205H249V204H247L246 203ZM257 201H258V203H257ZM3 202V207L4 208H2V206H1V203ZM51 203V204H47V203ZM85 202V203H84ZM109 202V203H108ZM132 204H131V203ZM140 203V204H138V203ZM155 202V203H154ZM164 202V204H162ZM173 202H175V203H173ZM184 202V203H183ZM202 202H205L204 204L205 205H202ZM211 202V203H210ZM212 202L213 203H217L216 204V207L212 204ZM223 202V203H222ZM260 202H262V205H261V203ZM14 203V204H13ZM34 203V204H33ZM56 203V204H55ZM92 205H91V204ZM136 203H137V205H140V206H137L138 208L140 207V209L138 210V208H136L135 209V211H134V208H135V206H136ZM154 203V204H153ZM181 203V204H180ZM183 203V204H182ZM194 203V204H193ZM224 203H227L226 205L224 204ZM237 203V204H236ZM6 204H7V206H6ZM11 204H12V206H11ZM17 204H18V206H21V207H17ZM28 204V205H27ZM47 204L48 206H45V205ZM56 206H55V205ZM66 206H65V205ZM72 204V205H71ZM86 204V205H85ZM93 204H94V206L95 207H93ZM97 204V205H96ZM98 204H99V209H98V212H99V214H97L98 212L97 211H95V209L97 210V208H98ZM105 206H104V205ZM107 204V205H106ZM150 204V205H151ZM160 204V205H159ZM189 204H191V205H189ZM201 204V205H200ZM212 205L213 206V210L215 209V211L213 212V210L211 209H209L210 208V206H208V208L206 209V207H207V205ZM231 204V205H230ZM254 204H255V207H254ZM74 205V206H73ZM89 205H91V206H89ZM103 205V206H102ZM124 205V206H123ZM126 205V206H125ZM131 205H132V207H134V208H132L131 207ZM180 205V206H179ZM195 205V206H194ZM16 206V207H15ZM29 206V209H30V207H31V211L29 210V209H27L26 207H28ZM70 208V209H68V207ZM73 206V207H72ZM86 206H88V208H90V213L89 212H87V213H89V214H91L90 215V219L88 218V216H89V214H88V216H85V215H87V213L86 214H84L85 213V211H86ZM96 206H97V208H96ZM102 206V207H101ZM108 206V207H107ZM129 208H128V207ZM160 206V207H159ZM190 206H192L193 207V210H192V208L190 207ZM201 206H203L202 208H200ZM222 206V207H221ZM239 206V207H238ZM249 206V207H248ZM253 206V207H252ZM34 207V208H33ZM65 207V208H64ZM72 207V208H71ZM95 208L94 210H93V208ZM105 207H107V208H105ZM120 209H119V208ZM128 209V214H127V210H126V208ZM155 207V208H154ZM159 207V208H158ZM161 207H164V208H162V210H160V208ZM169 207L171 208L170 210H169ZM179 207V208H178ZM189 207H190V211L188 212V210H189ZM204 207H205V209L207 210V211H205L204 210ZM227 207H230L229 209H228V211H227ZM262 209H261V208ZM13 208V209H12ZM25 208H26V210H25ZM36 208V209H35ZM39 208H40V210H39ZM85 208V209H84ZM101 208H103L104 209V211H103V209H101ZM117 208V209H116ZM123 208H125V212H126V215L128 216L126 219H128L127 220V224L125 223V227L127 228H123L122 226L123 225H120L119 226V224H122V222H121V220H126L125 219V216L126 215H123V214H125L124 213V209ZM153 208H154V210H153ZM158 208V209H157ZM187 208H188V210H187ZM195 208V209H194ZM200 208V209H199ZM218 208H219V210H218ZM241 208V209H240ZM3 209V210H2ZM9 209V210H8ZM15 209V210H14ZM33 209L35 210V211H33ZM39 210V212L37 211V213H36V210ZM68 209V210H67ZM72 209H73V211H74V213H72ZM75 209V210H74ZM121 209H122V211H121ZM166 209V210H169V211H172L173 212V214L170 212L169 213V211H166V213H165V211L164 210ZM173 209V210H172ZM180 209V210H179ZM184 209V210H183ZM199 209V210H198ZM221 209H223L224 210V213H222L223 212V210L221 211ZM260 209H261V211H260ZM4 210L5 211H8V214H7V212L5 213L4 212ZM12 210H14L13 212L14 213H16V215L18 214L19 215V218L20 219H16V215L12 212ZM22 210H25L26 212L27 211H30V212H27V214L29 213L30 215L32 214V212H33V214L31 215V216H33V218L31 217V216H29V218H28V215L27 214H25V211H22ZM62 210V211H61ZM88 210V209H87ZM117 210V211H116ZM118 210H120V212H118ZM177 210V211H176ZM191 210H192V212H191ZM195 210H197V213H195ZM202 210H204V212H202ZM238 210V211H237ZM4 213H2V212ZM18 211V212H17ZM67 211V212H66ZM83 211V212H82ZM131 211V212H130ZM137 211H140L141 212V214H143L144 213V215L142 216L141 214H140V212H139V214L141 215H138V212ZM155 211H157V213L155 212ZM162 211H164V213L165 214H167V215H165ZM213 213H212V212ZM230 211V212H229ZM234 212L233 214H231L232 212ZM23 212V213H22ZM63 212V213H62ZM82 212V213H81ZM92 212V213H91ZM97 212V213H96ZM116 212H117V214H116ZM132 214V216H131V214ZM143 212V213H142ZM163 214H162V213ZM199 212H200V214L202 215H200L199 216ZM219 212H220V214H219ZM228 212V217H229V221H231V222H229V224H231L232 226H231V230H232V227H233V232L230 230V227H229V224H228V218L226 217V213ZM259 212H260V214H259ZM264 212V211H263ZM55 213V214H54ZM59 213H60V215L61 214H63V215H61L62 216V218L61 219H58V218H60L61 216L59 215ZM69 213V214H68ZM72 213V214H71ZM135 213V214H134ZM137 213V214H136ZM145 213H147V214H145ZM159 213H161V216L159 215ZM182 213V214H181ZM191 213V214H190ZM197 214L196 216L194 215V218H193V215L192 214ZM205 213V214H204ZM207 213V214H206ZM14 214V215H13ZM68 214V216H66V215ZM78 214V215H77ZM96 214V215H95ZM110 214V215H109ZM120 214H122V216H124V217H121L120 216ZM129 214H130V216H129ZM157 214V215H156ZM172 214V215H171ZM179 216H178V215ZM190 214V215H189ZM226 214V215H225ZM234 214H236L235 216H233ZM263 214V213H262ZM52 215H54V216H52ZM56 215H57V217H56ZM59 215V216H58ZM65 215V217H63ZM73 215V216H72ZM95 215V216H94ZM102 215V217H100ZM116 215H117V217H116ZM135 215V216H134ZM148 215V216H147ZM159 215V216H158ZM162 215H164V216H162ZM184 215V216H183ZM212 215V216H211ZM222 215V216H221ZM224 215V216H223ZM259 215H260V217H261V220H260V218H259ZM4 217L6 220L8 219L9 220V218L11 217V219L12 220H15V221H9L8 222V220L6 221L5 220V222L4 221H2L3 219H2V217ZM25 216H27V217H25ZM79 216V217H78ZM109 216V217H108ZM149 218V220L151 221L150 223L148 222V220H146V219H148L147 217ZM152 216V218L150 219V217ZM155 216L157 217H159L158 218V221H157V218L155 219ZM169 216H171V217H169ZM177 216H178V218H177ZM182 216L183 217H185V218H183V220H182ZM188 216H190L189 218H188ZM207 216H209V218L207 217ZM257 216V217H256ZM18 217V216H17ZM31 217V218H30ZM72 217H75L74 219L72 218ZM85 217V219L83 220V218ZM96 217V218H95ZM121 218V220H118V218ZM130 217V218H129ZM132 217H134L133 219H135L137 222V224H132L133 222H134V220H132L131 218ZM154 217V218H153ZM164 217V218H163ZM169 217V218H168ZM172 217H173V219H172ZM180 217V218H179ZM196 217V218H195ZM197 217H201L202 218V220L200 219V218H197ZM206 217V218H205ZM235 217V219H233ZM23 220H22V219ZM27 218V219H26ZM51 218V219H50ZM69 218V219H68ZM86 218L88 219V221L86 220ZM107 218V219H106ZM110 218H112V221H111V219ZM117 220H115V219ZM138 218V219H137ZM162 218V219H161ZM167 218H168V220H167ZM175 218H177V219H180L181 221V223L180 222H178V220L177 219H175ZM193 218V222L192 223H194V224H192L191 225V219ZM222 218H225L226 219V221L224 220V219H222ZM250 220H249V219ZM255 218V219H254ZM257 218V219H256ZM2 219V220H1ZM41 220L40 222H38L39 220ZM50 219V220H49ZM64 219V220H63ZM68 219V220H67ZM93 219H96V220H93ZM97 219H98V221H100V222H96L97 221ZM104 219V220H103ZM110 219V220H109ZM155 219V220H154ZM169 219H170V221L171 222H168L169 221ZM174 219L176 220V221H174ZM190 220V222H189V220ZM196 219V221H194ZM206 219V221H204ZM259 219V220H258ZM21 220V222H19ZM43 220H45V221H43ZM63 220V221H62ZM72 220V226H70V222L69 221H71ZM79 220V221H78ZM83 220V221H82ZM87 222H86V221ZM109 220V221H108ZM123 220V223L125 222ZM132 222H131V221ZM187 220H188V222H187ZM198 220V221H197ZM241 220V221H240ZM247 221V225H248V222L249 221H253L252 222V224L250 225V223H249V227L247 226H245L246 225V221ZM34 221V222H33ZM38 223L37 225H36V222ZM49 221H50V223H49ZM53 221H56V222H54L55 223V225H53L52 224V222ZM60 221H62L63 223H61L60 224ZM77 221V222H76ZM121 223H120V222ZM155 221H157V223H158V225H157V223L155 222ZM159 221H161V223H159ZM165 221H167V227H170V229H172V230H168V228L166 227V228H164L165 230H163V227L162 226H164L165 225ZM173 221H174V223H173ZM183 221V222H182ZM204 221V222H203ZM208 221V222H207ZM239 221H240V224H239ZM244 221V222H243ZM257 221V222H256ZM7 222V223H6ZM15 222V223H14ZM18 222V223H17ZM33 222V223H32ZM82 222V224H80L81 226H79V223H81ZM108 222H112V225L110 226L109 224H108ZM116 222V223H115ZM128 222H131V224H128ZM142 222V223H141ZM148 222V223H147ZM175 222H178V224H179V226L177 225V223L175 224ZM199 222H201V226H199L200 225V223ZM216 222V223H215ZM226 222H227V224H226ZM258 222H259V224H258ZM263 222V223H262ZM3 223L5 224V225H3ZM14 223V224H13ZM35 223V224H34ZM44 223V224H43ZM78 223V224H77ZM96 223V225H97V227H94L95 225L94 224ZM99 223H101V226H98V224ZM114 223H115V225H114ZM143 223H144V225H143ZM153 225H152V224ZM164 223V224H163ZM170 223V224H169ZM186 224L187 226H184V225H181V224ZM205 223V224H204ZM211 223L214 225L213 226V228H212V226H211ZM215 223V224H214ZM224 223V225H223V228H224V230L222 229H220V227H218V226H221L222 227V224ZM242 223H245L244 224V231L245 232H242L243 233V235H242V233H241V231L239 232V231H237V230H239L238 228L241 226V224ZM28 224V225H27ZM47 224V225H46ZM48 224L50 225V226H48ZM57 224V225H56ZM91 224H93L94 226L93 227H91L90 225ZM173 224H175V225H173ZM196 224H197V226H196ZM203 224V225H202ZM210 224V225H209ZM218 226H217V225ZM237 224H239V225H237ZM257 224V225H256ZM22 225V226H21ZM31 225V226H30ZM41 226L40 228L39 227H36V226ZM60 225H63L61 228H59L58 226H60ZM100 225V224H99ZM109 225V226H108ZM130 225H133V226H135V227H133V226H130ZM148 225V226H147ZM150 225H152L151 226V229H152V227H153V229L151 230L150 229ZM157 225V226H156ZM172 225V226H171ZM177 225V227H175L176 229H174V226H176ZM189 225L191 226V227H189ZM209 225V226H208ZM235 225V226H234ZM243 225V224H242ZM14 226V227H13ZM55 226H57V227H55ZM65 226V227H64ZM78 226L79 227V229H78V227L76 228V227ZM119 227L118 228V230H116V227H115V231L117 232V233H115V232H113L114 230H112V227ZM137 226V227H136ZM149 227V228H147V227ZM181 226V228L180 229H178V227H180ZM209 227V229H207L208 227ZM263 227V228H260V227ZM19 227H25L23 230L21 229V228H19ZM29 227H32V228H29ZM35 227H36V229H35ZM64 227V228H63ZM75 227V228H74ZM98 227H101L100 229L98 228ZM108 227V228H107ZM111 227V228H110ZM129 227V228H128ZM134 229H133V228ZM146 227V228H145ZM154 227H156V228H154ZM184 227H186V228H184ZM202 227V228H201ZM204 227H205V229H204ZM210 227L213 229H211L210 230ZM226 227H228V230H227V228ZM238 227V228H237ZM258 227V228H257ZM16 228V230H14ZM30 229L29 231H25V229ZM47 230H46V229ZM51 228H54V230L52 231L51 230ZM63 228V229H62ZM73 228H74V230H73ZM139 228V229H138ZM188 228H190V230L188 229ZM192 228V229H191ZM199 228H201V229H199ZM254 228H257V229H255V230H257V231H255L256 232V234H257V236H256V234H255V232H254ZM10 229V230H9ZM19 229H20V231H19ZM26 229V230H27ZM38 229H40V230H38ZM44 231H43V230ZM61 229V230H60ZM71 229V230H70ZM76 229H78V230H76ZM94 229V230H93ZM96 229V230H95ZM103 229V230H102ZM107 229L109 230V231H107ZM110 229L112 230V231H110ZM132 231H131V230ZM146 229V231H144ZM148 229L149 230H151V233H150V231H148ZM167 229V230H166ZM174 229V230H173ZM198 229V230H197ZM215 229H216V231H215ZM225 229L227 230V231H225ZM251 229V231L252 232H249L248 230H250ZM14 232H13V231ZM35 230V231H34ZM57 230V231H56ZM64 230V231H63ZM100 230V231H99ZM106 230V231H105ZM119 230H122L121 232L119 231ZM133 230H135L137 233H135V231H133ZM175 230H176V232H175ZM177 230H178V233H177ZM179 230H182V231H179ZM185 230V231H184ZM201 230V231H200ZM206 230H210L211 232H210V237H209V234H208V231H206ZM230 230V231H229ZM12 231V232H11ZM34 231V232H33ZM53 233H52V232ZM55 231H56V233H55ZM61 231V232H60ZM71 231H72V234H73V231L74 232H77V236L75 235V234H71ZM105 231V232H104ZM119 231V232H118ZM130 231V233L128 234L127 232H129ZM164 233H163V232ZM166 231H171V233L170 234H166L165 232ZM184 231V232H183ZM195 233H194V232ZM213 231H214V233H213ZM227 232V233H225V232ZM261 231V232H260ZM5 232H9V233H6L5 234ZM15 232H17L18 234L17 235H15L16 233ZM25 232V233H24ZM36 232H39V234H36ZM79 232V233H78ZM101 234H100V233ZM113 232V233H112ZM135 233V234H137V235H135V234H133V233ZM147 232H148V235H146L147 234ZM181 232V233H180ZM200 232H205V234L207 233L208 234V236L206 237V238H204L205 236V234H201ZM236 232H239V234L238 233H236ZM12 233V234H11ZM21 233V234H20ZM34 233V234H33ZM80 233H83V234H80ZM108 233V234H107ZM112 233V234H111ZM133 235H132V234ZM142 233H144V235H145V237H146V240H147V242H146V240L144 239L145 237H143L144 235L142 234ZM150 233V234H149ZM156 233V234H155ZM164 235H163V234ZM179 233H180V236H179ZM184 233V234H183ZM198 233H199V235L201 234V236L203 235L204 237V239L202 238V237H199L198 236ZM212 233V234H211ZM219 233L221 234V236L219 235ZM234 233V234H233ZM235 233H236V235H235ZM241 233V234H240ZM251 233H254V234H251ZM8 234V235H7ZM24 234H25V236H24ZM32 234H33V236H34V238H32L33 236H32ZM51 234H53V235H51ZM80 235V237H79V235ZM107 234V235H106ZM111 234V236H108V235H110ZM125 234H128V235H130L131 236V238H130V236H129V238H130V240H129V238H128V235L126 236ZM171 234H173L172 235V237H171ZM192 234H193V236L194 235H196V237L194 236V237H191L192 236ZM206 234V235H207ZM214 234V235H213ZM240 237H242V238H239V236ZM259 234H261V235H259ZM19 235H21V236H19ZM27 235V236H26ZM37 235V236H36ZM38 235H41L42 237H44V238H41L40 236V238L38 239L37 237H38ZM61 235V236H60ZM71 235V236H70ZM74 235H75V237H76V239H75V237H74ZM82 235V236H81ZM103 235V236H102ZM116 235V236H115ZM123 235H125L126 237H124V238H127L126 239V241H124V239H123ZM152 235V237H154V238H150L149 240H148V238H149V236H151ZM160 235H163V237L165 236V235H168V236H165V238H163L162 236H160ZM211 235H213V236H211ZM253 235V236H252ZM257 237H255V236ZM50 236H52V238H50ZM58 236V237H57ZM106 238H105V237ZM132 236H133V238H132ZM140 236H142V237H140ZM148 236V237H147ZM183 236V237H182ZM199 238H198V237ZM217 238H216V237ZM238 237V238H235V237ZM251 237V239H252V241H251V239H250V237ZM24 237V238H23ZM28 239H26V238ZM31 237V238H30ZM47 237V238H46ZM61 237H62V239H61ZM63 237H65V240H64V238ZM107 237H109V238H107ZM111 237V238H110ZM139 237V238H138ZM156 237L158 238V240H161V241H159V243H157V242H155V240H156ZM181 237H182V239H181ZM226 237V238H225ZM252 237H254L255 238V240H257L256 242H253V240H254V238H252ZM259 237H261V238H259ZM9 238V239H8ZM16 238V239H15ZM21 239V241H20V239ZM55 238V239H54ZM72 239V238H74V239H72L73 241H75V242H73V241H71V239H70V242H72V243H70L69 242V240L68 239ZM96 238H97V241H95L96 240ZM114 238V239H113ZM137 238H138V240H137ZM142 238H143V240H142ZM159 238H161V239H159ZM163 238V239H162ZM196 238H197V240L198 239H200L199 241H197L196 240ZM201 238H202V241L203 242H206V244L204 243V245H206V246H204L202 243V241H201ZM223 238V239H222ZM250 240H249V239ZM24 239H26L25 241H26V243H29V244H26V247H25V242L23 243V241H24ZM36 239V240H35ZM42 239V240H41ZM106 239H107V242H106ZM123 239V240H122ZM133 239H135L134 241H133ZM143 241V242H141V240ZM194 239V240H193ZM209 239V240H208ZM211 239V240H210ZM228 239L229 241H226V240ZM240 239L242 240V241H240ZM259 239H261V240H259ZM12 240V241H11ZM48 240L49 241H51V240H54V241H52V242H48ZM62 240H64L65 242H66V244L67 243H69L68 244V246L62 241ZM79 240V241H78ZM102 240V242L100 243V241ZM103 240H105V242L107 243H105ZM110 240L112 241V242H110ZM128 240H129V242H128ZM158 240H156V241H158ZM194 241V244H192V242ZM206 240V241H205ZM223 240V241H222ZM246 240H247V242L248 243H251V245L254 243V245H252V246H250V244H249V246L250 247H252L253 249H251L250 247H248V244H247V242H246ZM258 240H259V243H258ZM20 241V242H19ZM28 241V242H27ZM56 241V242H55ZM99 241V242H98ZM123 241H124V243H123ZM135 241H139L138 243L137 242H135ZM156 243V245H155V243ZM178 241H179V243H178ZM180 241L182 242V243H180ZM192 241V242H191ZM195 241H197V243L195 242ZM208 241H210V242H208ZM222 241V242H221ZM226 241V243L228 244H226L225 243V245H226V247H227V249H225L226 247H225V245H224V242ZM243 241H245V242H243ZM39 242H40V244H39ZM48 242V244H46V243ZM57 244V246L55 245V243ZM96 242H98V243H100V244H103V242L105 243V244H103L104 246H102V245H100V244H98V243H96ZM126 242V243H125ZM133 243L132 245H131V243ZM153 242V243H152ZM168 242V243H167ZM199 242V243H198ZM201 242V243H200ZM242 242H243V245H242ZM262 242V243H261ZM20 243L22 244V245H20ZM43 243H45L44 245H43ZM62 243H63V245H62ZM76 243H77V246H76ZM130 243V244H129ZM135 243H137L138 244V246L135 244ZM187 243V244H186ZM192 245H191V244ZM224 245V246H222V244ZM256 243V244H255ZM257 243H258V245H257ZM65 244V245H64ZM96 244H97V246H96ZM159 244V245H158ZM191 246V248H189L190 246ZM198 244H200V246H198ZM221 244V247L220 246H217V245H220ZM242 246V250L241 249H237V248H240L239 246ZM260 244H261V246H260ZM27 245H28V247H27ZM39 245H41L42 246V249L39 247ZM48 245V246H47ZM53 245H55L54 247H53ZM62 245V246H61ZM71 245V246H70ZM74 245V246H73ZM80 245V246H79ZM81 245H82V247H81ZM97 247H95V246ZM110 245V246H109ZM124 245H127V246H124ZM137 246V248H135V250L131 247V246ZM180 245V246H179ZM184 245V246H183ZM186 245L187 246H189V247H186ZM203 245V246H202ZM236 245V246H235ZM12 246V247H11ZM25 247V249L24 250H21V248L20 247ZM45 246L46 247H48V250L47 249H45ZM70 246V247H69ZM99 246H102L101 247V255H100V248L98 249V247ZM123 246V247H122ZM131 247L132 249H133V251H131L132 249L131 248H129V247ZM193 246V247H192ZM194 246H197V247H199V248H197V247H194ZM215 246H217L216 248H214ZM258 246L261 248V250H263L262 252L259 250V248H258ZM22 247V248H23ZM50 247V248H49ZM68 249L69 248V250H67L66 248ZM81 247V248H80ZM91 247V248H90ZM97 249V251L95 250V248ZM121 247H122V249H121ZM143 247H144V249H143ZM181 247H185V248H181ZM225 247V248H224ZM228 247H232L231 249H229ZM243 247H245V248H243ZM247 247H248V249L250 250V252L252 251V250H254V254H255V257H254V255L252 254V252L251 253H249V251H248V249H247ZM257 247V248H256ZM56 248V249H55ZM57 248H58V251H57ZM83 248V249H82ZM88 249V251H87V249ZM125 248V249H124ZM163 248V249H162ZM179 248H181V249H179ZM192 248H194L193 250H192ZM197 248V249H196ZM213 248H214V250L215 249H217V250H219V248H221V250H220V252L219 251H214L213 250ZM223 248V249H222ZM27 249V252L25 251ZM46 250V252L45 253H43V250ZM51 249H52V252H51ZM55 249V250H54ZM66 249V250H65ZM76 249H78V250H76ZM86 249V250H85ZM92 250V251H90V250ZM118 249V250H117ZM131 249V250H130ZM159 249V250H158ZM226 251H225V250ZM229 249V250H228ZM234 249V250H233ZM237 249V250H236ZM246 249H247V251H246ZM49 250H50V252H49ZM63 250L65 251L64 253H63ZM109 250H110V254H109ZM124 250H127V251H124ZM144 250H146V251H144ZM195 250H197V251H199V252H197V254H196V252H195ZM239 250H241V252L239 253ZM245 250V251H244ZM259 250V251H258ZM22 251H25V252H22ZM34 251V252H33ZM56 251V252H55ZM85 251H87V252H85ZM98 252L99 253V255L100 256H102V257H100L99 255H97V257H95V256H93L96 252ZM117 251L119 252L120 251V253H117ZM121 251H124V254H122V255H119V254H121V253H123V252H121ZM131 251V252H130ZM179 251V252H178ZM193 251V252H192ZM209 251H211V254L212 253H214V254H212L211 256H209ZM223 251H225V252H223ZM227 251L229 252V253H227ZM230 251H232V252H230ZM70 252H71V255H73L72 256V258L70 257ZM84 254H83V253ZM93 252V253H92ZM95 252V253H94ZM131 254H135V255H131ZM135 252V253H134ZM217 252V254H215ZM221 252H223L222 253V255L220 254ZM257 252H260V253H256ZM33 253H35L34 255H32ZM37 253V254H36ZM41 253V254H40ZM53 253V254H52ZM58 254V253H60L59 255H56L55 256V254ZM66 253H68V254H66ZM75 253V254H74ZM107 253V254H106ZM128 253V254H127ZM137 253V254H136ZM182 253V254H181ZM192 253V254H191ZM193 253H194V255H193ZM208 253V254H207ZM218 253H219V255H218ZM225 253V254H224ZM227 253V254H226ZM233 253V254H232ZM238 253V254H237ZM244 253L246 254V255H244ZM22 254V255H21ZM43 254H44V256H43ZM47 254V255H46ZM64 254V255H63ZM97 254V253H96ZM95 254V255H96ZM112 254H114V255H112ZM115 254H116V257H115ZM127 254V255H126ZM129 254L131 255V258H130V256H129ZM164 254V255H163ZM168 254V255H167ZM178 254L180 255V256H178ZM191 254V255H190ZM236 254V255H235ZM252 254V255H251ZM31 255V256H30ZM39 255H42V256H39ZM48 255L50 256H52V255H54V256H52V257H48ZM77 255V256H76ZM85 255V256H84ZM107 255H110V257L112 256L113 257V259L112 260H110L111 258H109V256L107 257ZM126 256V257H123V256ZM156 255H157V257H156ZM160 255V256H159ZM183 256V259H182V256ZM257 255V256H256ZM36 256V257H35ZM37 256H38V258H37ZM61 256H62V258H61ZM151 256V257H150ZM164 256H165V258H164ZM215 257V259H214V257ZM241 256V258H239ZM242 256H244V257H242ZM22 257V258H21ZM26 259H25V258ZM30 257V258H29ZM46 258V260H47V258H48V260L46 261V260H44L43 261V258ZM61 258V260H57L58 258ZM85 257H88L87 259H85ZM95 259H94V258ZM196 257V258H195ZM213 257V258H212ZM221 257H223L222 259H221ZM229 257V258H228ZM257 257H258V259H257ZM28 258V259H27ZM42 258V259H41ZM49 258L50 259H53V260H49ZM73 258H75V259H73ZM99 258H100V260H99ZM102 258H104V259H102ZM106 258H108V259H106ZM126 258V259H125ZM133 258H136V260L135 259H133ZM137 258H138V260H137ZM141 258H144V259H141ZM162 258V259H161ZM228 258V259H227ZM5 259V260H4ZM21 259H25V261L23 262V260L21 261ZM36 259H38L37 261H35ZM54 259H56L55 261H54ZM71 259H73V260H71ZM81 259V260H80ZM90 261H89V260ZM160 259V260H159ZM194 259H196L195 261H194ZM201 259H203V262H202V260ZM219 259L220 260H222L223 262H221V261H219ZM261 259V260H260ZM3 260V261H2ZM41 260V261H40ZM88 260V261H87ZM101 260H102V262H101ZM106 260H107V262H106ZM121 260H123V261H121ZM132 260V261H131ZM135 260V261H134ZM140 260H142V261H140ZM155 260V261H154ZM157 260V261H156ZM165 260V261H164ZM216 260H217V262H216ZM224 260H225V262H224ZM259 261V263H258V261ZM4 261H6L5 263H2V262H4ZM32 261V260H31ZM53 261V262H52ZM59 263H58V262ZM63 261L64 262H67V263H63ZM106 263H105V262ZM115 261V262H114ZM118 261V262H117ZM120 261V262H119ZM219 261V262H218ZM26 262V263H25ZM80 262V263H79ZM85 262V263H84ZM104 262V263H103ZM111 262V263H110ZM117 262V263H116ZM166 262V263H165ZM221 262V263H220ZM210 264V263H209Z\"/></svg>",
	"mask_w": 264,
	"mask_h": 264
},
{
	"label": "bare ground",
	"instance_id": "bare-ground-1",
	"mask_svg": "<svg viewBox=\"0 0 264 264\" xmlns=\"http://www.w3.org/2000/svg\"><path fill=\"white\" fill-rule=\"evenodd\" d=\"M0 1H1V0H0ZM2 1H4V0H2ZM2 1H1V3H2ZM26 1H27V0H26ZM44 1H45V0H43V2H44ZM53 1H54V0H53ZM179 1H180V0H178V2H179ZM207 1H208V0H206V2H207ZM16 2L19 3L18 1H16ZM21 2H22V1H20V3H21ZM24 2H25V0H24ZM32 2H33V1H32ZM48 2H49V0H48ZM80 2H81V1H80ZM109 2H110V1H109ZM111 2H112V1H111ZM175 2H176V1H175ZM187 2H188V1H187ZM191 2H192V0H191L189 3H190L191 6H193V5H194V3H193L194 0H193V2H192L193 5L191 4ZM197 2H198V0H197ZM200 2H201V0H200ZM200 2H199V5L203 4V2H201V4H200ZM4 3H6V2L4 1ZM4 3H2V4H4ZM7 3H8V2H7ZM25 3H26V2H25ZM25 3H24V4H25ZM33 3H35V1H34ZM50 3H52V2H50ZM50 3H49V4H50ZM112 3H113V2H112ZM131 3H132V2H131ZM179 3H180V2H179ZM181 3H182V2H181ZM181 3H180V4H181ZM29 4H30V3L28 2V4H26V5L28 6ZM35 4H36V3H35ZM38 4H39V3H38ZM55 4H56V7H57V4L59 5L60 3H59V1L56 2V3H55V2L52 3V5H53L54 7H55ZM105 4H106V2H105ZM108 4H109V3H108ZM171 4H173V3H172V0H171ZM186 4H187V3H186ZM205 4H206V3H205ZM208 4H209V3H208ZM26 5H23V6L26 7ZM50 5H51V4H50ZM50 5H49V6H50ZM79 5H80V4H79ZM99 5H100V4H99ZM102 5H103L104 12H105V9H106L108 6H107V7H104V3H102ZM102 5H100L99 7L102 8ZM173 5H176V4H173ZM0 6H1V4H0ZM7 6H9V5H7ZM7 6H6V7H7ZM19 6H21V5H19ZM44 6H46V5H44ZM47 6H48V4H47ZM49 6H48V7H49ZM53 6H51V9L53 8ZM81 6H82V4H81ZM105 6H106V5H105ZM179 6H183V5H179ZM184 6H185V5H184ZM191 6H188L189 10H190ZM194 6L196 7V5H194ZM3 7H4V6H3ZM12 7H13V6H12ZM29 7H30V5H29ZM39 7H40V6H39ZM41 7H43V6L41 5ZM56 7H55V9H56ZM97 7H98V6H97ZM99 7H98V8H99ZM169 7H170V6H169ZM199 7H200V6H199ZM201 7H204V6L201 5ZM0 8H1V7H0ZM7 8H8V7H7ZM17 8H18V7H17ZM26 8H28V7H26ZM32 8H33V7H32ZM43 8H44V7H43ZM43 8H42V10L44 11V14H46L45 11H46L47 9L44 10ZM45 8H47V7H45ZM49 8H50V7H49ZM85 8H86V7H84V10H85ZM87 8H88V7H87ZM100 8H99V9H100ZM165 8H167V6H166ZM179 8H180V7H179ZM179 8H176L177 10L175 9V10H173L172 12H174V14H175V11H178ZM186 8H187V7H186ZM186 8H185V9H186ZM188 8H187V10H188ZM192 8H193V7H192ZM205 8H207V7H205ZM208 8L210 9V8H212V7L209 6ZM12 9H14V8H12ZM18 9H19V8H18ZM23 9H24V8H20V11L17 10V12H19V14H20V12H21ZM35 9L37 10L38 8H35ZM77 9H80V8H77ZM77 9H76V10H77ZM91 9H92V8H90V10H91ZM103 9H101V10L103 11ZM147 9H148V8H147ZM181 9H182V7H181ZM181 9H180V10H181ZM0 10H1V9H0ZM4 10L6 11V9H4ZM14 10H16V9H14ZM32 10H34V9H32ZM32 10H31V11H32ZM39 10H40V9H39ZM53 10H54V9H53ZM80 10H81L80 15H82V16L79 17V14H78V17H79V19H81V17H82V19H83V18H84L83 15H84L85 13H84V11H83L82 9H80ZM88 10H89V9H88ZM106 10H107V9H106ZM189 10H188V11H189ZM191 10L193 11V9H191ZM1 11H2V10H1ZM5 11H4V12H5ZM12 11H13V10H12ZM24 11H25V10H24ZM24 11H23V12H24ZM34 11H35V10H34ZM82 11H83V12H82ZM85 11H86V10H85ZM91 11H92V12H95L96 9L94 8V9L91 10ZM91 11H90V12H91ZM145 11H146V10H145ZM145 11H143V12H145ZM161 11H162V10H161ZM192 11H191V12H192ZM231 11H232V10H231ZM8 12H9V11H8ZM15 12H16V11H15ZM15 12H13V13H15ZM41 12H42V11H41ZM46 12H47V11H46ZM49 12H50V11H49ZM49 12H48V14H49ZM51 12H52V10H51ZM74 12H76V13H75V14H76V15H75V18H76L77 13H78V10H77V11H74ZM87 12H88V11H87ZM92 12H91V14H92ZM96 12H97V11H96ZM104 12H103V13H104ZM141 12H142V11H141ZM146 12H147V11H146ZM179 12H180V11H179ZM194 12H195V11H194ZM196 12H197V8H196ZM196 12H195V13H196ZM2 13H3V11H2ZM10 13H11V12H10ZM10 13H9V15H10ZM13 13H12V16H13ZM30 13H31V12H30ZM39 13H40V11H39ZM81 13H83V14H81ZM88 13H89V12H88ZM88 13H87V14H88ZM99 13H100V12H99V10H98V15H100ZM101 13H102V12H101ZM122 13L125 14V12H122ZM126 13H127V12H126ZM147 13H148V12H147ZM147 13H146V14H147ZM161 13L163 14V12H161ZM164 13H165V11H164ZM170 13H171V12H170ZM176 13H177V12H176ZM197 13H199V12H197ZM3 14H4V13H3ZM6 14H7V11H6ZM19 14H18V15H19ZM36 14H37V12H36ZM36 14L34 13V15H36ZM44 14H43V15H44ZM114 14H116V13H114ZM120 14H121V13H120ZM123 14H122V15H123ZM139 14H140V16L142 15L141 13H139ZM143 14H144V13H143ZM174 14H173V15H174ZM177 14H179V13H177ZM180 14H182V12H181ZM190 14H191V13H190ZM200 14H201V13H200ZM4 15H5V14H4ZM14 15H16V13H15ZM22 15H23V14H22ZM51 15H52V13H51ZM51 15L49 14L50 17H51ZM72 15H73V13H72ZM72 15H71V16H72ZM94 15H95V14H94ZM105 15H106V14H105ZM122 15H119V16L122 17ZM125 15H127V14H125ZM125 15H124L123 17H126ZM191 15H193V12H192ZM197 15H198V14H197ZM230 15H231V12H230ZM10 16H11V15H10ZM20 16H21V15H19V17H20ZM44 16H45V15H44ZM44 16H43V17H44ZM46 16H48V15H46ZM46 16H45V17H46ZM68 16H70V15H67V17H65V18L68 19V18H69ZM85 16H86V15H85ZM92 16H93V15H92ZM100 16H102V15H100ZM100 16H99V17H100ZM107 16H108V14H107ZM142 16H143V15H142ZM158 16L160 17V15H158ZM158 16H157V17H158ZM162 16H163V15H162ZM171 16H172V15H171ZM182 16H183V15H182ZM184 16H186V14H185ZM194 16H195V15H194ZM199 16H201V15H199ZM3 17H4V16H3ZM17 17H18V16H17ZM19 17H18V18H19ZM45 17H44V18H45ZM50 17H49V19H51ZM73 17H74V16H73ZM86 17H89V14H88V16H86ZM95 17H97V16L95 15ZM109 17H110V16H109ZM111 17H113V14H112ZM111 17H110V18H111ZM114 17H116V16H114ZM117 17H118V16H117ZM145 17H146V16H145ZM174 17H177V15L174 16ZM178 17H181V15L178 16ZM11 18H13V17H11ZM11 18H10V19H11ZM14 18H15V17H14ZM14 18H13V19H14ZM18 18H17V19H18ZM35 18H36V17H35ZM35 18H34V19H35ZM57 18H58V17H57ZM57 18H56V19H57ZM63 18H64V17H63ZM75 18H74V19H75ZM92 18H93V19H91V15H90V18H89V19H90V20H94V22H95V21H96L95 18H94V17H92ZM97 18H98V17H97ZM103 18H104V16H103ZM118 18H119V17H118ZM161 18H162V17H161ZM169 18H170V17H169ZM169 18H167V20H168ZM181 18H183V17H181ZM181 18H179V20H180ZM186 18H187V17H186ZM189 18H192V17H189ZM189 18H188V19H189ZM193 18H195V17H193ZM3 19H4V18H3ZM20 19H21V18H20ZM42 19H43V18H42ZM56 19H55V22H56ZM70 19H72V22L74 21L72 17H71ZM79 19H78V20L75 19L76 21H75L73 24L75 25V23H76L77 21H79ZM82 19H81V20H82ZM106 19H107V18H106ZM106 19H105V20H106ZM113 19L115 20L116 18H113ZM119 19H120V18H119ZM126 19H127V18H126ZM126 19L123 18V21H120V22H122V23H123V22H126V21H124V20H126ZM184 19H185V18H184ZM188 19H187V20L185 19L186 22H188ZM14 20H16V19H14ZM30 20H31V19H30ZM37 20H38V19H37ZM40 20H41V19H40ZM40 20H39V22H40ZM44 20H45V19H44ZM86 20H87V19H86ZM86 20H85V21H86ZM90 20L87 21V22L90 23ZM109 20H110L111 22L113 21L112 23H114V22L116 21V20L114 21V20H111V19H109ZM109 20H108V21H109ZM117 20H118V19H117ZM143 20H144V19H143ZM143 20H142V21H143ZM149 20H150V19H149ZM170 20L173 21V19H170ZM181 20H182V19H181ZM190 20H191V19H190ZM197 20H198V16H197ZM0 21H1V20H0ZM28 21H29V20H28ZM34 21H35V20H34ZM46 21H47V20H46ZM64 21H65V20H64ZM132 21H133V20H132ZM134 21H135V20H134ZM134 21H133V22H134ZM137 21H138V20H137ZM137 21H136V22H137ZM140 21H141V20H140ZM164 21H165V20H164ZM201 21H202V20H200V22H201ZM203 21H204V20H203ZM8 22H9V20H8ZM15 22H17V21H15ZM31 22H32V21H31ZM31 22H30V23H31ZM36 22H37L36 25H38V21H36ZM60 22L62 23V20H61ZM94 22L91 21V23H94ZM99 22H100V21H99ZM111 22H110V23H111ZM117 22H118V21H117ZM120 22H118L119 25H121ZM138 22H139V21H138ZM146 22H147L146 24H148V20H146ZM149 22H150V21H149ZM165 22H166V21H165ZM170 22H171V21H170ZM183 22H184V20H183ZM192 22H194V20H192ZM0 23H1V22H0ZM3 23H5V22L3 21ZM3 23H2V24H3ZM6 23H7V22H6ZM10 23H11V22H10ZM30 23H29V24H30ZM48 23H49V21H48ZM48 23H47V24H48ZM61 23H60L59 27H60V26L62 27L63 25H65V23H66V25H65L66 27H68V25H69V24L67 25V20L64 22V24L62 23L63 25H61ZM68 23H69V21H68ZM70 23H71V21H70ZM77 23H78V22H77ZM101 23H103V22L101 21ZM104 23H105V22H104ZM110 23L108 22V24H110ZM112 23H111V24H112ZM118 23L115 25V28L117 27ZM141 23H142V22H141ZM171 23H172V22H171ZM175 23H176V21H175ZM179 23H181V22H179ZM201 23H202V22H201ZM204 23H205V22H203V24H204ZM19 24H20V23H19ZM34 24H35V22H34ZM50 24H51V23H49V25H50ZM53 24H54V22H53ZM78 24H79V23H78ZM106 24H107V20H106ZM108 24H107V26H108ZM111 24H110V25H111ZM150 24H151V23H150ZM157 24H159V23H157ZM163 24H164V23H163ZM167 24H168V23H167ZM181 24H182V23H181ZM189 24H190V22H189ZM199 24H200V23H199ZM9 25H10V24H9ZM11 25H13V24H11ZM16 25H17V24H16ZM27 25H28V24H27ZM43 25H44V24H43ZM79 25H80V24H79ZM91 25H92V24H91ZM94 25H98V24H97V21H96V23H95ZM94 25H92V26H94ZM102 25H103V24H102ZM119 25H118V26H119ZM164 25H165V26H168V25H166V24H164ZM185 25H186V24H185ZM191 25H192V23L190 24V26H191ZM71 26H73V25H71ZM98 26H99V25H98ZM138 26H139V25H138ZM148 26H149V25H148ZM157 26H158V25H157ZM157 26H156V27H157ZM183 26H184V25H183ZM186 26H187V25H186ZM192 26H193V25H192ZM1 27H2V25H1ZM10 27H11V26H10ZM19 27H20V26H19ZM24 27H25V26H24ZM31 27H32V26H30L29 28H31ZM43 27H44V26H43ZM52 27H53V26H52ZM52 27H51V28H52ZM56 27H57V29H59V27H58L57 25H56ZM75 27H76V26H75ZM95 27H96L98 30H99V28H101V26H100V27L95 26ZM113 27H114V26H113ZM140 27H141V26H140ZM159 27H161V26H158V28H159ZM204 27H205V25L202 26V30L206 32V30L203 29ZM17 28H18V27H17ZM29 28H28V31H29ZM39 28H40V27H39ZM39 28H38V29H39ZM46 28H47V27H46ZM63 28H64V26H63ZM63 28H62V31H64ZM70 28H71V27H70ZM103 28H104V27H103ZM105 28H106V27H105ZM137 28H138V27H137ZM149 28H150V27H149ZM168 28L170 29V26H169ZM168 28H167V30H168ZM190 28H191V27H190ZM206 28H208V27H206ZM206 28H205V29H206ZM3 29H4V28H3ZM9 29H10V28H9ZM13 29H14V28H13ZM33 29H35V28H33ZM52 29H53V28H52ZM60 29H61V28H60ZM65 29H66V28H65ZM72 29H73V27H72L71 29H68V30L70 31V30H72ZM77 29H78V26H77ZM77 29H76V30H77ZM82 29H83V28H82ZM85 29H86V28H85ZM110 29H111V28H110ZM110 29L108 28V33H107V35L111 36V35H110L111 33L115 35V33H114V31H112V29H111L112 32L109 33V30H110ZM116 29H118V27H117ZM151 29H152V28H150L148 31H149V32L152 31ZM162 29H163V28H162ZM164 29H165V28H164ZM6 30H7V29H6ZM10 30H11V29H10ZM10 30H9L8 32H10ZM35 30H36V29H35ZM35 30H32V31L36 32L37 30H36V31H35ZM41 30H42V29H41ZM41 30H40V31H41ZM46 30H47V29H46ZM133 30H134V29H133ZM207 30H208V29H207ZM28 31H27V32H28ZM49 31H52V30H49ZM56 31H57V30H56ZM66 31H67V29H66ZM66 31H65V33H67L66 35H69V32H66ZM72 31H75V28H74ZM86 31H87V30H86ZM86 31H85V32H86ZM100 31H102V30H100ZM100 31H99V32H100ZM104 31H105V30H104ZM169 31H170V30H168V34L171 33V32L169 33ZM175 31H176V30H175ZM188 31H189V30H188ZM191 31L194 33L193 28H192ZM191 31H189V32H191ZM4 32H5V30H4ZM30 32H31V30H30ZM30 32H29V33H30ZM34 32H33V33H34ZM44 32H47V33H48V31H44ZM87 32H88V31H87ZM105 32H106V31H105ZM105 32H102V33H105ZM133 32H134V31H133ZM133 32H131V34H132ZM156 32H157V29H155V33H156ZM158 32H160V29H159ZM205 32H204V33H205ZM2 33H3V32H2ZM11 33H13V31H12ZM14 33H15V32H14ZM41 33H42V32H41ZM54 33L56 34V32H54ZM59 33H60V31H59ZM61 33H62V32H61ZM63 33H64V32H63ZM70 33H71V32H70ZM88 33H89V32H88ZM88 33H87V35H88ZM97 33H98V32H97ZM138 33H139V31H138ZM138 33L135 34V36L138 35ZM172 33H173V32H172ZM16 34H18V33H16ZM23 34H24V33H23ZM44 34H45V33H44ZM44 34L42 35V38H43ZM57 34H58V33H57ZM79 34H80V33H79ZM81 34H82V33H81ZM116 34H117V33H116ZM129 34H130V33H129ZM148 34H149V33H148ZM189 34H190V33H189ZM198 34H199V33H198ZM198 34H197V35H198ZM200 34H201V33H200ZM2 35H4V33H3ZM5 35H7V34H5ZM8 35H9V34H8ZM12 35H13V34H12ZM20 35H22V34H20ZM24 35H25V34H24ZM31 35H32V34H31ZM52 35H53V31H52ZM58 35H59V34H58ZM64 35H65V34H64ZM64 35H63V38L66 37V36H64ZM73 35H75V34H74V33H72V35L70 34V36H73ZM100 35H102V34L100 33ZM104 35H105V34H104ZM104 35H103V36H104ZM107 35H106V36H107ZM150 35H151V34H150ZM155 35H157V34H155ZM172 35H173V34H171L170 37H172ZM197 35L195 36V34H194V35H192V36H193L194 38H196ZM201 35H203V32H202ZM10 36H11V35H10ZM13 36H14V35H13ZM17 36H18V35H17ZM83 36H84V35H83ZM109 36H107V37H109ZM112 36H113V35H112ZM112 36H111V42H112V43H113L114 41L116 42V41L119 39V35L117 34L118 39L112 41V38H113ZM146 36H148V35H146ZM192 36H190V37H192ZM3 37H4V36H3ZM34 37H36V36H34ZM39 37H40V36H39ZM45 37H46V36H45ZM54 37L56 38V37H59V36H55V35H54ZM84 37H88V36H84ZM114 37H116V35H115ZM121 37H122V36H121ZM130 37H132V35H130ZM187 37H188V36H187ZM190 37H188V38H189V40H190V42H191L192 39H190ZM0 38H1V37H0ZM12 38H13V37H12ZM17 38L19 39V38H21V36H20V37H17ZM17 38L15 37L16 40H18ZM50 38L52 39V37H49V39H50ZM55 38H54V39H55ZM63 38H62V40H64ZM70 38H71V37H70ZM70 38H69V39H70ZM88 38H89V37H88ZM100 38H101V37H100ZM103 38H104V37H103ZM103 38H102V40H104ZM122 38L125 39V38H127V36H126V37L124 36V37H122ZM128 38H129V36H128ZM128 38H127V40H128ZM132 38L135 39V37H132ZM132 38H131V39H132ZM138 38H139V37H137V39H138ZM144 38H145V37H144ZM147 38H148V37H147ZM154 38H155V39H153V40H151V41L154 42V41L156 40V36H154ZM158 38H159V37H158ZM197 38H198V37H197ZM202 38H203V37H202ZM2 39H3V38H1L0 41H2ZM5 39H6V38H5ZM5 39H4V40H5ZM7 39H8V38H7ZM23 39H25V37H24ZM35 39H37V38H35ZM40 39H41V38H40ZM45 39H46V38H45ZM51 39H50V40H51ZM60 39H61V38H60ZM84 39H86V38H84ZM84 39H83V40H84ZM106 39H107V38H106ZM106 39H105V40H106ZM109 39H110V38H108V39L106 40V43L108 42ZM114 39H116V38H114ZM123 39H121V40L123 41ZM170 39H171V38H169L168 41L171 42V45H172V41H173V40L170 41ZM11 40H12V39H11ZM11 40H10V41H11ZM19 40H20V39H19ZM28 40L30 41V39H28ZM65 40H66V39H65ZM78 40H79V39H78ZM91 40H92V39H91ZM94 40H95V39H94ZM102 40H101V41L99 40V41L102 43V42H103ZM125 40H126V39H125ZM142 40H143V39H142ZM144 40H145V39H144ZM187 40H188V39H187ZM187 40H186L185 42H187ZM196 40H197V39H196ZM7 41H9V40H7ZM10 41H9V43H10ZM23 41L25 42L26 40H23ZM23 41H22V42H23ZM32 41H33V40H32ZM59 41H61V40H59ZM95 41H96V40H95ZM97 41H98V40H97ZM97 41L94 42L93 44H96ZM99 41H98V44H97V45H100V44H101ZM129 41H130V39H129ZM133 41H134V40H133ZM136 41H137V40H136ZM148 41H149V40H148ZM148 41H147V42H148ZM16 42H17V41H16ZM34 42H35V41H34ZM56 42H57V41H56ZM56 42H55V43H56ZM62 42H63V41H62ZM62 42H61V43H62ZM82 42H83V41H82ZM82 42H81V45L83 44V45H82V48H83V46L85 45L86 41H85V43H82ZM127 42H128V41H127ZM131 42H132V40H131ZM137 42H138V41H137ZM137 42H135V44H136ZM157 42H159V41H156V43H157ZM5 43H6V42H5ZM11 43H12V45L14 44L13 41H12ZM11 43L9 44V46L11 45ZM27 43H28V42H27ZM27 43H24L25 46H22V45H21V46H22V47H26V44H27ZM39 43H40V42H39ZM53 43H54V42H53ZM55 43H54V44H55ZM59 43H60V42H59ZM64 43H65V42H64ZM78 43H80V42L78 41ZM88 43L90 44V42H88ZM91 43H92V42H91ZM118 43H119V42H118ZM132 43H134V42H132ZM132 43H131V44H132ZM140 43H141V42H140ZM142 43H143V42H142ZM150 43H151V42H150ZM156 43H154V44L151 43V44L155 46ZM167 43H168V42H166L165 44H167ZM188 43H189V42H188ZM2 44H4V43H2ZM15 44H16V43H15ZM22 44H23V43H22ZM34 44H35V43H34ZM48 44H49V43H48ZM93 44H92V45H93ZM110 44H111V43H110ZM113 44H114V43H113ZM115 44H117V43H115ZM120 44H121V43H120ZM124 44H125V43H124ZM124 44H123V45L121 44L120 46H125V47H126V45H124ZM135 44H133V45H135ZM138 44H139V43H137L136 45H138ZM157 44H158V43H157ZM157 44H156V45H157ZM159 44H160V43H159ZM159 44H158V45H159ZM0 45H1V44H0ZM5 45H7V44H4V45H3L4 48L6 47ZM19 45H20V44H19ZM32 45H33V43H32ZM43 45H44V44H43ZM49 45H50V44H49ZM51 45H53V44H51ZM56 45H58V44H56ZM63 45L66 46L65 44H63ZM81 45H79V46H81ZM107 45H108V43H107ZM129 45H130V42H129L128 46H129ZM141 45H142V44H141ZM145 45H146V42H145ZM152 45H151V46H152ZM1 46H2V45H1ZM1 46H0V47H1ZM21 46H20V47H21ZM100 46H101V45H100ZM139 46H140V45H139ZM139 46H138V48H139ZM165 46H166V45H165ZM188 46H189V45H188ZM188 46H187V47H188ZM7 47H8V45H7ZM10 47H12V46H10ZM22 47H21V51L24 52V51L22 50V49H23ZM34 47H35V46H34ZM39 47H40V46H39ZM53 47H55V46H53ZM85 47H88V44H87V46H85ZM90 47H91V44H90ZM93 47H96V46L93 45ZM93 47H92V48H93ZM98 47H99V46H98ZM101 47H103V46H101ZM104 47H106V46H104ZM115 47H118V46H115ZM125 47H122L121 49H123V48H125ZM130 47H133V46H130ZM135 47H136V46H135ZM135 47H133V48H135ZM142 47H143V46H142ZM148 47L150 48V45H149ZM157 47H158V46H157ZM160 47H161V49H162V46H160ZM160 47H158L157 49H159ZM163 47H164V46H163ZM166 47H168V46H166ZM1 48H3V47H1ZM1 48H0V49H1ZM30 48H31V47H30ZM43 48H44V47H43ZM48 48H49V47H48ZM55 48H58V47L56 46ZM55 48H54V49H55ZM92 48H90V49H92ZM99 48H100V47H99ZM108 48L112 49L111 46H109ZM133 48H131V49H133ZM138 48L135 50L136 52H138ZM145 48H147V47L145 46ZM155 48H156V47H155ZM164 48H165V47H164ZM164 48H163V50H165ZM170 48H171V47H170ZM172 48H173V47H172ZM172 48H171V49H172ZM175 48H176V47H175ZM11 49H12V48H11ZM11 49H10V50H11ZM25 49H27V48H24V50H25ZM33 49H35V48H32V52H33ZM37 49H38V48H37ZM41 49H42V48H41ZM45 49H46V48H45ZM63 49H64V48H63ZM69 49H71V48H69ZM75 49H76V48H75ZM79 49H80V48H79ZM105 49H106V48H105ZM117 49H119V47H118ZM127 49H128V48H127ZM131 49H130V51H131ZM153 49H154V48H153ZM153 49H152V50H153ZM157 49H155L154 51H158V52H159V50H157ZM171 49H170V50H171ZM177 49H179V48H177ZM1 50H3V49H1ZM4 50H5V49H4ZM7 50H9V49H7ZM7 50H6V52H7ZM27 50H29V49H27ZM43 50H44V49H43ZM55 50L57 51V49H55ZM58 50H59V49H58ZM65 50H66V48H65ZM106 50H107V49H106ZM114 50H115V49H114ZM123 50H124V49H123ZM133 50H134V49H133ZM166 50L168 51L169 49L166 48ZM175 50H176V49H175ZM175 50H174V51H175ZM25 51H26V50H25ZM46 51H47V49H46ZM63 51H64V50H63ZM82 51H83V53H85L83 49H82ZM88 51H89V50H88ZM88 51H87V52H88ZM102 51H103V49H102ZM121 51H122V50H121ZM128 51H129V50H128ZM150 51H151V49H150ZM161 51H162V50H161ZM8 52H9V51H8ZM8 52H7V53H8ZM22 52H21V53H22ZM29 52H31V50H30ZM29 52H27V53H28V54H27L28 57L33 58V56L36 55V54L33 55V56H32V55H29ZM40 52H41V51H40ZM48 52H50V50H49ZM72 52H74V51H72ZM79 52H80V51L78 50L77 53H79ZM116 52H118V51H116ZM119 52H120V51H119ZM122 52H123V51H122ZM126 52H127V51H126ZM131 52H132V51H131ZM148 52H149V51H148ZM170 52H172V51H170ZM170 52H169V53H170ZM178 52H179V50H178ZM191 52H193V51H191ZM0 53H1V52H0ZM10 53H11V52H10ZM18 53H19V52H18ZM25 53H26V52H25ZM37 53H39V52H37ZM56 53H57V52H56ZM58 53H59V52H58ZM74 53H75V52H74ZM80 53H82V52H80ZM88 53L90 54V52H88ZM88 53H87V54H88ZM138 53H140V50H139ZM169 53H168V54H169ZM179 53H180V52H179ZM1 54H2V53H1ZM1 54H0V55H1ZM5 54H6V53H5ZM31 54H32V53H31ZM53 54H54V53H53ZM60 54H61V52H60ZM64 54H65V53H64ZM122 54H123V53H122ZM124 54H125V53H124ZM127 54H130V52H128ZM127 54H126V56H127ZM132 54H133L132 56H134V51H133ZM144 54L147 55L146 52H145ZM151 54H152V52H151ZM151 54L149 55V56H150L149 58H151ZM155 54H156V52H155ZM157 54H158V53H157ZM159 54H160V52H159ZM159 54H158V56H159ZM165 54H166V53H165ZM176 54H177V53H176ZM176 54H175V55H176ZM19 55H20V54H19ZM27 55H26V57H25L26 59H27ZM39 55H40V53H39ZM43 55H44V53H43ZM58 55H59V54H58ZM61 55H62V54H61ZM61 55L57 56V57L60 58V61H61V59L63 58V57H60ZM72 55H73V54H72ZM72 55H71V56H72ZM75 55H78V54H75ZM79 55H80V54H79ZM79 55H78V56H79ZM84 55H85V54H84ZM84 55H82V57H83ZM120 55H121V54H120ZM140 55H143V54H140ZM163 55H164V54H163ZM169 55H170V54H169ZM169 55H168V58L170 57ZM173 55H174V52H173ZM177 55H178V54H177ZM177 55H176V56H177ZM1 56H2V55H1ZM12 56H14V58L17 56V55H14V50H13V55H11L10 57H12ZM24 56H25V55H24ZM41 56H42V55H41ZM41 56H40V59H41ZM44 56H45V55H44ZM47 56H48V55H47ZM47 56H45L44 58H42V59H44L45 62H46V60L48 59ZM51 56H52V55H51ZM64 56H67V55H64ZM68 56H69V55H68ZM85 56H86V55H85ZM85 56H84V57H85ZM89 56H90V55H89ZM126 56H125V57H126ZM129 56H131V54L128 55L127 57H129ZM132 56H131V59H134V60H135L136 58H134V57L132 58ZM138 56H139V54H138ZM158 56H157V57L154 56V58L156 57V58L158 59ZM166 56H167V55H166ZM42 57H43V56H42ZM52 57H54V56H52ZM118 57H119V56H118ZM118 57H117V58H118ZM139 57H140V56H139ZM212 57H213V56H212ZM4 58H5V55H4ZM4 58H2V59H3V62H4L5 59H6V58H5V59H4ZM16 58H18V57H16ZM25 58H24V59H25ZM34 58H35V57H34ZM34 58H33V59H34ZM38 58H39V57H38ZM46 58H47V59H46ZM50 58H51V57H50ZM72 58H74V57H72ZM79 58H80V57H79ZM87 58H89V57H87ZM119 58H122V57H119ZM129 58H130V57H129ZM156 58L154 59L155 62H156ZM163 58L165 59V57H163ZM168 58L166 57V59H168ZM178 58H180V57H178ZM208 58H209V57H208ZM11 59H12V58H11ZM20 59H21V58H20ZM20 59H18V60H20ZM36 59H37V58H36ZM42 59H41V60H42ZM54 59H55V58H54ZM66 59H67V58H66ZM66 59H65V60H66ZM75 59H76V56H75ZM77 59H78V57H77ZM77 59H76V60H77ZM80 59H81V58H80ZM80 59H78V60L81 61L83 58H82L81 60H80ZM123 59H125V58H124V55H123ZM139 59H140V58H139ZM139 59H138V61H139ZM141 59L143 60V57H142V56H141ZM141 59H140V60H141ZM152 59H153V58H152ZM164 59H163V60H162V58L160 59V56H159V60H161V61L164 62ZM170 59H171V58H170ZM6 60H7V59H6ZM16 60H17V59H16ZM27 60H29V59H27ZM27 60H26V61H27ZM41 60H40V61H41ZM70 60L72 61V59H70ZM70 60L68 59V61H70ZM78 60H77V61H78ZM84 60H85V58H84ZM87 60H88V59H87ZM120 60L122 61V59H120ZM120 60H118V61H120ZM127 60H128V58H127ZM146 60L148 61V60H150V59H147V57H146ZM146 60H143L142 62L145 64ZM171 60H174V59H171ZM211 60H212V59H211ZM8 61H10V60H8ZM23 61H24V60H23ZM44 61H42L43 63H41V64L44 65ZM56 61H58L57 58H56ZM79 61H78V62H79ZM124 61H125V60H124ZM124 61H123V63H127V62H128V61H126V62H124ZM129 61H130V60H129ZM144 61H145V62H144ZM150 61H151V60H150ZM150 61H148V62L151 63ZM165 61H166V60H165ZM10 62H11V61H10ZM10 62H7V61H6V63H10ZM14 62H15V61H14V59H13V62H11L10 65H12V63H14ZM16 62H18V61H16ZM24 62H25V61H24ZM24 62H23V63H24ZM28 62H29V61H27L26 63H28ZM34 62H35V61H32V62H30V63L32 64V63H34ZM48 62H50V61H48ZM53 62H54V61H53ZM53 62H52V63H53ZM61 62H63V60H62ZM81 62H82V61H81ZM81 62H79V63L82 64ZM89 62H90V61H89ZM130 62H132V60H131ZM134 62H135V61H134ZM152 62H153V61H152ZM30 63H29V64H30ZM37 63H38V60H37ZM37 63H36V64H37ZM55 63L57 64V62H55ZM55 63H54V64H55ZM71 63H72V62H71ZM73 63H74V62H73ZM119 63L121 64V62H119ZM136 63H137V62H135L134 65H136ZM149 63H146V64H149ZM158 63H160V61H158ZM158 63H157V64H158ZM168 63H169V62H168ZM1 64H2V63H1ZM16 64H18V63H16ZM29 64H28V65H27V64L24 65V70H25V71L27 70V67H25V66H28V68H31V67H29ZM38 64H39V63H38ZM41 64H40V65H41ZM54 64H53V65H54ZM59 64H60V62H59ZM64 64H65V62H64ZM75 64H76V62H75ZM75 64H73V65L71 64V66H70V64H67V66L72 67V66H75ZM86 64H87V63H86ZM89 64H90V63H89ZM129 64H131V63H129ZM137 64H138V63H137ZM139 64H140V63H139ZM151 64H152V63H151ZM154 64H156V63H154ZM157 64H156V65H157ZM160 64H161V63H160ZM165 64H166V62H165ZM165 64H164V65H165ZM2 65H3V64H2ZM2 65H1V67H2ZM8 65H9V64H8ZM10 65H9V67L7 66L10 70H9L8 68H6V69H8V72L11 71V69H12V66H11V68H10ZM43 65H42V66H43ZM51 65H52V64H51ZM65 65H66V64H65ZM87 65H88V64H87ZM87 65H86V66H87ZM124 65H125V64H124ZM127 65H128V64H126L125 66L127 67ZM134 65H133V62H132V66H134ZM140 65H141V64H140ZM142 65H143V64H142ZM169 65H170V64H169ZM18 66H22V65L20 64V62H19V65H18ZM30 66H31V65H30ZM32 66L34 67V65H32ZM47 66H48V65H47ZM63 66H64V65H63ZM63 66H62V64H61V68H63ZM67 66H65V67H67ZM82 66H84V65H82ZM120 66H121V67H120ZM136 66H138V65H136ZM147 66H148V65H147ZM147 66L145 65V68H146ZM150 66H151V65H150ZM154 66H155V65H154ZM158 66H159V64H158ZM166 66H167V65H166ZM52 67H53V66H52ZM54 67H55V66H54ZM54 67H53V68H54ZM70 67H69V68H70ZM84 67H85V66H84ZM119 67H120V68H124V67H123V64H122V65H119ZM128 67H131V66L128 65ZM139 67H140V66H139ZM141 67H142V66H141ZM143 67H144V66H143ZM143 67L141 68V70H142V69H145V68H143ZM156 67H157V66H156ZM156 67H153V66H152V68H156ZM4 68H5V67H4ZM13 68H14V67H13ZM15 68H18V67L15 66ZM40 68H41V67H40ZM56 68H58V67H56ZM59 68H60V67H59ZM61 68H60V69H61ZM69 68H68V69H69ZM86 68H87V67H86ZM120 68H119V69H120ZM150 68H151V67H150ZM152 68H151V70H155V69H152ZM166 68H168V66H167ZM37 69H38V68H36V70H37ZM63 69H64V68H63ZM68 69H67V70H68ZM114 69H115V68H114ZM117 69H118V67H117ZM135 69H138V67L135 68ZM148 69H149V68H148ZM148 69H147V70H148ZM208 69H209V68H208ZM13 70H14V71H13ZM13 70H12L13 73H12V71H11L12 76H14L13 74H14V73L16 74V71H17V70L15 71V69H13ZM20 70H21V69H20ZM42 70H43V69H42ZM55 70H56V69H55ZM65 70H66V69H65ZM65 70H64V74H65ZM71 70H73V69L70 68V71H71ZM145 70H146V69H145ZM151 70H149V71L152 72ZM2 71H3V70H2ZM34 71H35V70H34ZM34 71H33V72H34ZM37 71H38V70H37ZM44 71H45V70H44ZM46 71H48V69H47ZM49 71L55 73V71H53V69H52V71H51V70H49ZM57 71L59 72V70H57ZM60 71H63V70H60ZM83 71H84V70H83ZM109 71H110V70H108V72H109ZM114 71H115V70H114ZM114 71L112 70L113 73L116 72V71H115V72H114ZM143 71H144V70H143ZM6 72H7V71H6ZM50 72H49V74H51ZM71 72H72V71H71ZM71 72H70V73H71ZM103 72H104V71H103ZM108 72H107V75H110V74H108ZM131 72H132V70H131ZM135 72H137V71H135ZM153 72H155V71H153ZM158 72H159V71H158ZM164 72H165V71H164ZM206 72H207V71H206ZM19 73H20V72H19ZM24 73H25V72H24ZM24 73L22 72V78L24 77V79H25L26 77H25L24 75H25L26 73H25V74H24ZM27 73H28V71H27ZM41 73H42V72H40V74H41ZM54 73H53V74H54ZM56 73H57V72H56ZM66 73H67V72H66ZM92 73H93V71H92ZM104 73H106V71H105ZM109 73H110V72H109ZM119 73H120V72H119ZM147 73H148V72H147ZM147 73H145V74H147ZM174 73H175V72H174ZM0 74H1V73H0ZM2 74H3V73H2ZM23 74H24V75H23ZM30 74H31V73H30ZM35 74H36V73H35ZM44 74H46V73L44 72ZM59 74H61V72H60ZM64 74H63V75L61 74V75L64 76ZM67 74H69V72H68ZM71 74H72V73H71ZM71 74H70V76H71ZM99 74H100V72H99ZM135 74H136V73H135ZM142 74H143V73H142ZM142 74H140V75L137 74V76H138V75L141 76ZM153 74H154V73H152L151 75L149 74V75H150L152 78H154V77H153V76H154ZM155 74H156V72H155ZM157 74H158V73H157ZM7 75H8V73H7ZM7 75H6V77H9V76H10V75H9V76H7ZM27 75H28V74H27ZM27 75H26V76H27ZM33 75H34V74H33ZM33 75H32V77L36 79V75H35V77H34ZM42 75H43V73H42ZM42 75H38V76H42ZM88 75H89V72H88ZM88 75H87V76H88ZM91 75H93V74H91ZM107 75H106V76H107ZM114 75H116V74H114ZM117 75H118V74H117ZM132 75L134 76L133 73H132ZM147 75H148V74H147ZM149 75H148V76H149ZM152 75H153V76H152ZM15 76H17V75H15ZM18 76H19V74H18ZM45 76H46V75H45ZM50 76H51V75H50ZM52 76H53V75H52ZM56 76L59 77L58 74H57ZM56 76H55V78H56ZM62 76H61V77H62ZM65 76H67V75H65ZM65 76H64V77H65ZM81 76H82V75H81ZM87 76H86V77H87ZM124 76H125V75H124ZM143 76L146 77V75H144V74H143ZM159 76H160V75H159ZM6 77H5V78H6ZM27 77H28V76H27ZM42 77H43V76H42ZM64 77H63V78H64ZM72 77H73V76H72ZM84 77H85V76H84ZM86 77H85V79H86ZM100 77H101V75H100ZM100 77H99V78H100ZM102 77H103V76H102ZM109 77H110V76H109ZM113 77H114V76H113ZM115 77H116V76H115ZM115 77H114V79H119V78H115ZM161 77H162V76H160V78H161ZM175 77H176V75H175ZM3 78H4V77H3ZM33 78H32V79H33ZM43 78H44V77H43ZM53 78H54V77H53ZM55 78H54V79H55ZM79 78H80V77H79ZM97 78H98V77H97ZM120 78H122V77H120ZM125 78H126V77H125ZM143 78H144V77H143ZM171 78H173V77H171ZM16 79H17V78H16ZM16 79H15V82H16ZM32 79H31V80H32ZM35 79H34V80H35ZM39 79H41V78L39 77ZM49 79H50V78H49ZM54 79H53V80H54ZM100 79H101V78H100ZM105 79H106V77H105ZM107 79H108V78H107ZM131 79H132V78H131ZM134 79H136V76H134ZM6 80H7V78L5 79V81H6ZM19 80H20V78H19ZM26 80H27V79H26ZM34 80H33V81H34ZM44 80H45V79H43V81H44ZM51 80H52V79H51ZM53 80H52V81H53ZM55 80H56V79H55ZM55 80H54V81H55ZM58 80H59V79H58ZM73 80H74V79H73ZM73 80H71V81H73ZM80 80H81V79H80ZM80 80H79V81H80ZM98 80H99V79H98ZM101 80H102V79H101ZM112 80H113V79H112ZM127 80H128V79H127ZM140 80H141V79H140ZM144 80H145V79H144ZM152 80H154V79H151L150 82H153ZM176 80H177V79H176ZM225 80H226V79L224 78V84H225V82H227V81H225ZM3 81H4V80H3ZM38 81H39V80H38ZM47 81H48V80H47ZM66 81H67V80H66ZM68 81H69V80H68ZM71 81H70V82H71ZM82 81H83V78H82ZM82 81H81V82H82ZM102 81H103V80H102ZM102 81H101V82H102ZM108 81H109V79H108ZM108 81H107V83H109ZM117 81H118V80H117ZM122 81H123V80H122ZM130 81H131V80H130ZM133 81H134V83H136L135 80H133ZM136 81H137V80H136ZM141 81H142V80H141ZM141 81H140V82H141ZM145 81H147V80H145ZM220 81H221V79H220ZM229 81H230V80H229ZM6 82H8V81H6ZM11 82H12V78H11ZM17 82H18V81H17ZM24 82H25V81H24ZM35 82H36V80H35ZM35 82H34V84H35ZM41 82H42V81H41ZM56 82H57V80H56ZM70 82H69V83H70ZM73 82H75V81H73ZM73 82H72V83H73ZM84 82H86V81H83L82 84H83ZM118 82H119V81H118ZM118 82H117V83H118ZM171 82H172V81H171ZM174 82H175V81H174ZM198 82H200V81H197V84H198V86H199L200 83H198ZM204 82H205V81H204ZM211 82H212V81H211ZM22 83H23V81H22ZM30 83H31V82H30ZM30 83H29V84H30ZM38 83H39V82H38ZM38 83H37V84H38ZM50 83H52V82H50ZM77 83H78V81H77ZM96 83H97V81H96ZM99 83H100V80H99ZM105 83H106V81L104 82V84H105ZM112 83H113V82H112ZM117 83H116V85H117ZM124 83L126 84L127 82H125V80H124ZM130 83H131V82H130ZM142 83H143V81H142ZM175 83H176V82H175ZM195 83H196V82H195ZM202 83H203V81H202ZM209 83H210V81H209ZM29 84H28V85H29ZM43 84H44V83H42L41 86H43ZM110 84H111V83H110ZM121 84H123V82H122ZM145 84H146V83H145ZM145 84L143 83L142 85H145ZM148 84H149V83H148ZM176 84H177V83H176ZM179 84H180V83H179ZM193 84H194V83H193ZM206 84H207V83H206ZM215 84H217V83L215 82ZM224 84H223V85H224ZM14 85H15V84H14ZM23 85H24V84H23ZM30 85L32 86V83H31ZM30 85H29V86H30ZM53 85H54V84H53ZM63 85H66V83L64 84V81H63ZM69 85H70L69 87H71V84H69ZM75 85H76V84H75ZM77 85H78V84H77ZM98 85H99V84H98ZM100 85H101V83H100ZM111 85H112V84H111ZM152 85H153V83H152ZM168 85H169V84H168ZM170 85H171V84H170ZM172 85H173V84H172ZM1 86H2V85H1ZM3 86H4V85H3ZM25 86L27 87V85H25ZM41 86H40V87H41ZM50 86H51V85H50ZM60 86H61V84H60ZM96 86H97V85H96ZM104 86H105V85H104ZM104 86H103V87H104ZM114 86H115V85H114V83H113V86H112V87H114ZM132 86H133V84H132ZM134 86H135V85H134ZM145 86H146V85H145ZM145 86H144V87H145ZM147 86H148V85H147ZM163 86H164V85H163ZM179 86H180V85H179ZM182 86H184V85H182ZM186 86H187V85H186ZM186 86H185V88H186ZM200 86H203V84H202V85L200 84ZM212 86H213V85H212ZM220 86H221V85H220ZM220 86H219V88H221ZM225 86H226V85H225ZM9 87L11 88V86H9ZM47 87H48V86H47ZM51 87H52V86H51ZM63 87H65V86H63ZM69 87L67 86L66 88H68V90H69V91L71 90V92H72L73 87H71V88H69ZM79 87H80V86H79ZM100 87H102V85H101ZM105 87H106V86H105ZM105 87H104V88H105ZM108 87H109V86H108ZM110 87H111V86H110ZM110 87H109V88H110ZM122 87H123V86H122ZM135 87H137V86H135ZM142 87H143V86H142ZM144 87H143V89H144ZM148 87H151V88H148V90L152 89L151 83L149 84ZM165 87L167 88V90H168L169 92H171V91L169 90V88H170L169 86H168L169 88H168L167 86H165ZM175 87H176V86H175ZM177 87H178V85H177ZM192 87H195V86H192ZM196 87H197V86H196ZM210 87H211V86H210ZM10 88H9V89H10ZM18 88H19V87H18ZM33 88H34V87H33ZM33 88H32L31 90H33ZM66 88H65V89H66ZM124 88H125V87H124ZM140 88H141V87H140ZM172 88H173V87H172ZM180 88H181V87H180ZM185 88H184V89H185ZM187 88H189V87H187ZM205 88H206V87H205ZM225 88H226V87H225ZM15 89H16V88H15ZM25 89H26V88H25ZM25 89H23V91H24ZM29 89H30V88H29ZM29 89H28V93L25 91L27 95L30 93V92H29ZM36 89H37V87H36ZM61 89H62V88H61ZM93 89H94V91H96L95 88H93ZM99 89H100V88H99ZM99 89H98V90H99ZM127 89H129V88H127ZM135 89H136V88H135ZM138 89H139V88H138ZM158 89H159V88H158ZM162 89H163V88H161V90H162ZM191 89H193L192 91H194V92L196 91V92H197V91H199V90H197V89H200V87L196 88L195 90H194V88H191ZM222 89L225 90L224 87H222ZM227 89H229V87H228ZM103 90H104V89H103ZM110 90H112V89H110ZM113 90H114V89H113ZM121 90H122V88H121ZM131 90H132V89H131ZM145 90H146V88H145ZM171 90H173V89H171ZM176 90H177V89H176ZM176 90H175V91H176ZM178 90H179V87H178ZM180 90L182 91L183 88H181ZM180 90H179V91H180ZM188 90H189V89H188ZM200 90H201V89H200ZM202 90H203V88H202ZM9 91H10V90H9ZM13 91H14V89H13ZM13 91H12V92H13ZM18 91L20 92L21 90H17V91H16L17 94H18ZM38 91H39V93H40L41 90H38ZM91 91H92V90H91ZM100 91H102V89H101ZM100 91H97V92L100 93ZM104 91H105V90H104ZM106 91H107V90H106ZM106 91H105V92H106ZM118 91H119V90H118ZM128 91H129V90H128ZM132 91H133V90H132ZM132 91H131V92H132ZM140 91H141V89L139 90V92H140ZM143 91H144V90H143ZM158 91H160V89H159ZM158 91H157V92H158ZM184 91H185V90H184ZM189 91H191V90H189ZM225 91H227V90H225ZM225 91H223V92H225ZM5 92H6V91H5ZM12 92H10V96H11V93H12ZM21 92H22V91H21ZM34 92H35V91H34ZM51 92H52V91H51ZM53 92H54V91H53ZM63 92H64V91H63ZM73 92H74V91H73ZM73 92H72V94H73ZM97 92H96V94H97ZM124 92H125V89H124ZM129 92H130V91H129ZM131 92H130V93H131ZM133 92H134V91H133ZM135 92H136V91H135ZM148 92H149V91H147V94H148ZM151 92H152V90H151ZM172 92H173V91H172ZM172 92H171V93H172ZM185 92H187V91H185ZM228 92H229V91H228ZM0 93H1V92H0ZM6 93H7V92H6ZM37 93H38V92H37ZM37 93H35V94L37 95ZM39 93H38V97H39ZM43 93H44V92H43ZM49 93H50V92H49ZM54 93H55V92H54ZM61 93H62V92H61ZM76 93H77V92H76ZM116 93H117V92H116ZM126 93H127V91H126ZM140 93H142V91H141ZM144 93L146 94V92H143V97H146V100H147L148 105H149V104L152 103V102L149 103V100H150V99H148L147 96H146L147 94L145 95ZM149 93H150V92H149ZM154 93H156V92H154ZM160 93L163 94V95H161V96H164V93H167V92H166V89L164 90V93H163V92H160ZM171 93H170V94H171ZM177 93H178V92H177ZM182 93H183V92H182ZM188 93H190V92H188ZM192 93H193V92H191V94H192ZM198 93H199V92H198ZM198 93H197V94H198ZM3 94H4V93H3ZM3 94H2V95H3ZM40 94H42V93H40ZM56 94H57V92H56ZM72 94H71V95H72ZM74 94H75V92H74ZM74 94H73V96H75ZM77 94H78V93H77ZM90 94H91V93H90ZM92 94H93V93H92ZM92 94H91V95H92ZM100 94H101V93H100ZM111 94H112V93H111ZM138 94H139V93H138ZM156 94H157V93H156ZM174 94H175V93H174ZM180 94H181V93H180ZM184 94L186 95V93H184ZM206 94H207V92L205 93V95H206ZM21 95H22V94H21ZM21 95H20V96H21ZM33 95H34V94H32V96H33ZM36 95H34L35 98H36ZM43 95H44V94H43ZM46 95H47V94H46ZM52 95H53V94H52ZM64 95H65V93H64ZM64 95H63V96H64ZM93 95H94V94H93ZM103 95H104V93H103ZM123 95H124V93L122 94V96H123ZM131 95H134V94L132 93ZM131 95H130V96H131ZM135 95H136V94H135ZM135 95H134V96H135ZM153 95H154V94H153ZM153 95H151V96H153ZM167 95H168V94H167ZM171 95H173V93H172ZM192 95H193V94H192ZM192 95H191V96H192ZM194 95H195V93H194ZM199 95H200V93H199ZM199 95H198V96H199ZM201 95H203L202 92H201ZM8 96H9V94H8ZM10 96H9L8 100H11V97H10ZM13 96L15 97V94H13ZM24 96H26V95H24ZM28 96H31V95H28ZM34 96H33V97H34ZM40 96H41V95H40ZM89 96H90V95H89ZM95 96H97V95H95ZM98 96H99V94H98ZM118 96H119V95H118ZM118 96H117V98H118ZM122 96H121V97H122ZM124 96H125V95H124ZM124 96H123V98H126V97H124ZM127 96H128V94H127ZM137 96H138V95H137ZM137 96H136V97H137ZM139 96H141V94H140ZM148 96H149V95H148ZM158 96H160V95L158 94ZM158 96H157V97H158ZM165 96H166V95H165ZM208 96H209V95H208ZM0 97H1V96H0ZM2 97H3V96H2ZM18 97H19V96H18ZM47 97H49V95H48ZM53 97H54V96H53ZM55 97H56V95H55ZM67 97H68V96H67ZM77 97H78V96H77ZM101 97H102V96H101ZM119 97H120V96H119ZM131 97L133 98V96H131ZM143 97H139V99L142 98V100H143V103H141V105H142V104H143V105H144V104L146 105L147 102H146V103L144 102L145 99H143ZM187 97H188V94H187V96H186L185 98H187ZM203 97H204V96H203ZM20 98H21V97H20ZM23 98H26V97H23ZM35 98H34V99H35ZM43 98H44V97H43ZM45 98H46V97H45ZM56 98H57V97H56ZM90 98H91V97H90ZM94 98H95V97H94ZM105 98H106V97H105ZM109 98H110V97H109ZM137 98H138V97H137ZM150 98H151V97H150ZM153 98H155V97L153 96ZM158 98H159V97H158ZM158 98H157V99H158ZM164 98H165V97H164ZM170 98H172V96H171ZM175 98H176V97H175ZM182 98L185 99L183 96H182ZM192 98L194 99V98H196V96H195V97H192ZM199 98H200V97H199ZM5 99H6V98H5ZM5 99H4V100H5ZM15 99H16V98H15ZM47 99L50 100V99H52V98H47ZM54 99H55V98H54ZM70 99H73V98L71 97ZM95 99H96V98H95ZM98 99H99V98H98ZM102 99H103V98H102ZM139 99H138V100H139ZM188 99H189V97H188L187 99H185V101H186V100L188 101ZM201 99H203V98H201ZM201 99H200V100H201ZM1 100H2V99H1ZM8 100H7V101H8ZM17 100H18V99H17ZM19 100H20V99H19ZM19 100H18V101H19ZM45 100H46V99H45ZM48 100H46L47 103L49 102ZM56 100L58 101V99H56ZM66 100H67V99H66ZM76 100H77V99H76ZM92 100H93V99H92ZM106 100H107V99H106ZM106 100H105V101H106ZM114 100H115V98H114ZM116 100H119V99H116ZM131 100H134V101H135V98H134V99H131ZM146 100H145V101H146ZM151 100H155V99H151ZM171 100H172V99H171ZM181 100H182V99H181ZM189 100H190V99H189ZM203 100H204V99H203ZM11 101H13V98H12ZM15 101H16V100H15ZM30 101H31V100H30ZM41 101H42V100H41ZM50 101H51V100H50ZM53 101H54V100H53ZM53 101L51 102V104L53 103ZM61 101H62V100H61ZM64 101H65V100H64ZM68 101H69V100H68ZM70 101H71V100H70ZM74 101H75V99H74ZM83 101L85 102V101H87V100H83ZM95 101H96V100H95ZM99 101H100V99H99ZM121 101H122V100H121ZM201 101H202V100H201ZM204 101H206V100H204ZM204 101H202V102H204ZM207 101H209V100H207ZM20 102H21V100L19 101V105H20ZM23 102H25V100H24ZM38 102H39V101H38ZM55 102H56V101H55ZM65 102H66V101H65ZM75 102H76V101H75ZM91 102H92V101L90 100V103H91ZM97 102H98V101H97ZM106 102H107V101H106ZM106 102H105V104H106ZM109 102H110V101H109ZM128 102H129V100H128ZM139 102H141V101H139ZM156 102H157V101H156ZM165 102H166V101H165ZM173 102H174V101H173ZM175 102H176V101H175ZM2 103H3V101H2ZM2 103H0V104H2ZM26 103H27V102H26ZM35 103L38 104L37 102H35ZM43 103H44V101H43ZM43 103H42V104H43ZM49 103H50V102H49ZM56 103L60 104L59 102H56ZM68 103H69V102H68ZM79 103H80V102H79ZM85 103H86V102H85ZM85 103H84V104H85ZM90 103H89V104H90ZM95 103H96V102H95ZM101 103H102V102H101ZM129 103H130V105H131V101H130ZM135 103H136V102H134V104H135ZM154 103H155V102H154ZM161 103H162V101H161ZM169 103H171V102H168L167 105H169ZM177 103H178V102H177ZM187 103H188V102H186V104H187ZM218 103H219V102H218ZM8 104H9V101H8ZM15 104H16V102H15ZM21 104H22V102H21ZM23 104H24V103H23ZM23 104H22V105H23ZM27 104L29 105L30 103L28 102ZM53 104H54V103H53ZM53 104H52L51 106H53ZM61 104H62V103H61ZM70 104H72V107L76 105V106H77L76 108H78V105H79V104H78V105H77V104L73 105V103H70ZM70 104H69V105H70ZM109 104H110V103H109ZM113 104H114V102H113ZM117 104H120V105H121L120 101H119ZM134 104H133V105H134ZM178 104H179V103H178ZM190 104H191V103H190ZM201 104H202V103H201ZM228 104H229V103H228ZM228 104H226V105H228ZM28 105L25 104V105H23V106H28ZM49 105H50V104H49ZM55 105H56V104H55ZM64 105H65V104H63L62 108L64 107ZM66 105H67V103H66ZM66 105H65V106H66ZM86 105H88V103H86L85 106H86ZM97 105H98V104H97ZM97 105H96V106H97ZM102 105H104V104H102ZM102 105H101V106H102ZM107 105H108V103H107ZM111 105H112V104H111ZM133 105H131V106H133ZM136 105H137V104H136ZM138 105H139V104H138ZM141 105H140V106H136V108L141 107ZM143 105H142V106H143ZM160 105H161V104H160ZM167 105H166V106H167ZM181 105H182V106H180V107H183V102H182ZM184 105H185V104H184ZM10 106H12V105H10ZM20 106H21V105H20ZM29 106H30V105H29ZM31 106H32V104H31ZM37 106H38V105H37ZM41 106H44V105H41ZM57 106H58V105H57ZM67 106H68V105H67ZM80 106H82V103H81ZM80 106H79V107H80ZM85 106H83V107L85 108ZM112 106H113V105H112ZM114 106H115V105H114ZM116 106H117V105H116ZM127 106H128V105H127ZM127 106H126V107H127ZM158 106H159V105H158ZM161 106H162V105H161ZM187 106H188V105H187ZM189 106H190V105H189ZM202 106H203V105H202ZM205 106H206V104H205ZM219 106H220V105H219ZM3 107H4V106H3ZM14 107L17 108V104H16V106H14ZM14 107H13V108H14ZM18 107H19V106H18ZM34 107H35V106H34ZM45 107H46V106H45ZM48 107L50 108V106H48ZM68 107H69V106H68ZM68 107H64V108H68ZM86 107H87V106H86ZM99 107H100V106H99ZM102 107H103V106H102ZM104 107H106V105H104ZM134 107H135V106H134ZM134 107H133V108H134ZM147 107H148V106H147ZM147 107H145V109H146ZM151 107H152V106H151ZM159 107H160V106H159ZM159 107H157V108H159ZM163 107H165V105L162 106V108H163ZM167 107H168V106H167ZM180 107H179V108H180ZM200 107H201V106H200ZM221 107H222V106H220V109H221ZM228 107H229V105H228ZM4 108H5V107H4ZM23 108H24V107H23ZM28 108H29V107H28ZM31 108H32V107H31ZM38 108H39V107H38ZM42 108H43V107H42ZM49 108H48V109H49ZM51 108H52V107H51ZM58 108H59V107H58ZM60 108H61V107H60ZM80 108H82V107H80ZM111 108H112V107H111ZM114 108H117V107H114ZM120 108H121V107H120ZM128 108H131V107L128 106ZM136 108H134V109L136 110ZM143 108H144V107H143ZM168 108H169V107H168ZM176 108H177V107H176ZM179 108H178V111L180 112L181 108H180V109H179ZM184 108H186V105H185ZM204 108H205V107H204ZM204 108H202V110H203ZM206 108H207V107H206ZM209 108H210V106H209ZM44 109H45V108H44ZM82 109H83V108H82ZM96 109H97V107H96ZM98 109H100V108H98ZM112 109H113V108H112ZM112 109H110V110H112ZM121 109H122V108H121ZM140 109H141V108H140ZM194 109H195V108H194ZM197 109H198V110H197V114H198L199 108L197 107ZM200 109H201V108H200ZM2 110H3V109H2ZM16 110H17V109H16ZM40 110H41V109H40ZM52 110H53V108H52ZM52 110L50 109V111H52ZM55 110H56V109H55ZM59 110H61V109H59ZM64 110H65V109H64ZM76 110H77V109H75V111L71 109V111L77 112V113H79V115L82 114V113L80 114V112H79V111H76ZM79 110H80V109H79ZM90 110H91V109H90ZM106 110H107V109H106ZM110 110H109V111H110ZM114 110H115V109H114ZM116 110H117V109H116ZM160 110H161V109H160ZM160 110H158V112H157L158 114H159ZM167 110H169V109H167ZM186 110L189 111L190 109H186ZM186 110H185V111H186ZM6 111H7V110H6ZM9 111H10V110H9ZM30 111H31V110H30ZM30 111H28V112H30ZM34 111H35V110H34ZM41 111H42V110H41ZM46 111H47V109H46ZM53 111H54V110H53ZM53 111H52V112H53ZM67 111H68V110H67ZM71 111H70V113H71ZM86 111H88V110L86 109ZM92 111H93V110H92ZM95 111H96V110H95ZM145 111H146V110H145ZM155 111H156V110H155ZM162 111H163V110H162ZM176 111H177V109H176ZM178 111H177V113L179 114ZM185 111H184V114H185ZM191 111H193V112L196 113V110H195V111H194V110H191ZM204 111H205V110H204ZM204 111H203V112L201 111L202 114H205V113L207 114V113H208V111H206V112H204ZM2 112H4V111H2ZM26 112H27V110H26ZM47 112H48V111H47ZM52 112H51V113H52ZM57 112H58V111H57ZM63 112L65 113V111H63ZM68 112H69V111H68ZM68 112H67V113H68ZM74 112H73V113H74ZM90 112H91V111H89V113H90ZM98 112H99V111H98ZM98 112H97V113H98ZM101 112L103 113L104 111L101 110ZM116 112H117V111H116ZM126 112H128V111H126ZM126 112H124V113H126ZM132 112H133V110H132ZM139 112H140V111H139ZM142 112H143V111H142ZM142 112H140V113H142ZM167 112H169V111H167ZM174 112H175V111H174ZM182 112H183V111H182ZM199 112H200V111H199ZM210 112H211V111H210ZM35 113H36V112H35ZM58 113H59V112H58ZM67 113H66V114H67ZM77 113H76V115H78ZM84 113H86V112H84ZM111 113H112V112H111ZM111 113H110V115H108L107 113H106V114H107L108 117H109V116L111 117L112 115L114 116V114L117 115V113L119 114V112L115 113L114 111H113V114H111ZM120 113H123V111L120 112ZM129 113H130V115H131V109H130V112H129ZM161 113H162V112H161ZM170 113H171V112H170ZM195 113H193V114H195ZM20 114H22V113H20ZM24 114H25V112H24ZM26 114H27V113H26ZM26 114H25V115H26ZM33 114H34V112H33ZM36 114H38V113H36ZM49 114H50V113H49ZM55 114H56V113H55ZM55 114H51L52 117H53V115L56 116ZM74 114H75V113H74ZM93 114H94V113H93ZM103 114H104V113H103ZM103 114H101V115H103ZM106 114H104V116H105ZM142 114H143V113H142ZM142 114H141V115H142ZM152 114H153V113H152ZM162 114H163V113H162ZM175 114H176V113H175ZM190 114H191V113H190ZM190 114H189V115H190ZM206 114H205V115H206ZM208 114H210V113H208ZM44 115H45V114H44ZM57 115H58V114H57ZM62 115H63V114H62ZM64 115H65V114H64ZM76 115H75V116H76ZM79 115H78V116H79ZM82 115L84 116V114H82ZM87 115H88V116H91L92 114L89 115V114L87 113L86 116H87ZM116 115L114 116V118L116 117ZM153 115H154V114H153ZM153 115H152V116H153ZM186 115H187V114H186ZM189 115H188V116H189ZM191 115H192V114H191ZM205 115H204V116H205ZM210 115H211V114H210ZM210 115H209V116H210ZM10 116H11V115H10ZM14 116H15V113H14ZM16 116H17V115H16ZM22 116H24V115H22ZM26 116H27V115H26ZM28 116H29V115H28ZM33 116H35V115H33ZM46 116H47V115H46ZM49 116H50V115H49ZM67 116H68V114H67ZM67 116H65V117H67ZM75 116H73V117H75ZM94 116H95V115H94ZM126 116H127V114H126ZM126 116L124 115L125 119H126ZM131 116H132V118H133V114H132ZM142 116H143V115H142ZM156 116H157V118H158V115H156ZM168 116H169V115H168ZM170 116H171V115H170ZM174 116H175V115H173L172 117H174ZM178 116H179V115H178ZM181 116H183V113H182ZM197 116H198V115H197ZM197 116L195 115L194 120L196 119ZM17 117H18V116H17ZM17 117H14V118H17ZM97 117H98V116H97ZM97 117H95V120H96ZM99 117H100V116H99ZM110 117L107 118V120H108L109 122H112ZM117 117H118V116H117ZM117 117H116V119H117ZM128 117H129V114H128ZM128 117H127L126 120H129ZM139 117H140V116H139ZM139 117H138V118H139ZM166 117H167V116H166ZM176 117H177V116H176ZM183 117H184V116H183ZM183 117H180V118H183ZM192 117H193V116H192ZM206 117H208V116L206 115ZM25 118H26V117H25ZM44 118H45V116H44ZM50 118H51V117H50ZM54 118H55V117H54ZM63 118H64V117H63ZM67 118L69 119V116H68ZM67 118H66V119H67ZM77 118H78V117H77ZM77 118H75V120H76ZM84 118H85V117H84ZM84 118H83V119H84ZM91 118H92V116H91L90 119H89V123H90ZM103 118H104V117H103ZM103 118H102V119H103ZM112 118H113V117H112ZM119 118H120V117H119ZM157 118L155 119V120H156V124H158V122H161V121H159L160 118L158 119V121H157ZM1 119H2V118H1ZM18 119H19V118H18ZM20 119H24V118H20ZM28 119H29V118H28ZM64 119H65V118H64ZM86 119H87V118H86ZM92 119H93V118H92ZM109 119H110V120H109ZM130 119H131V117H130ZM163 119H164V118H162V121H163ZM165 119H166V118H165ZM165 119H164V121H165ZM172 119H173V118H172ZM198 119H200V118H198ZM6 120H7V118H6ZM15 120H16V119H14V121H15ZM25 120H26V119H25ZM48 120H49V118H48ZM48 120L46 119V121H48ZM51 120H52V119H51ZM69 120H71V119H69ZM69 120H68V121L66 120L67 123L70 122ZM75 120H74V121H75ZM107 120H105V121H106L105 123H107ZM112 120H113V119H112ZM121 120H122V119H121ZM131 120H132V119H131ZM139 120H142L141 117H140ZM166 120L169 121V117H168V119H166ZM185 120H186V119H185ZM190 120H191V119H190ZM218 120H219V119H218ZM1 121H2V120H1ZM8 121H9V119H8ZM8 121H6V123H7ZM14 121H13V122H14ZM21 121H22V120H21ZM21 121H20V122H21ZM36 121H38V120H36ZM40 121H41V120H40ZM46 121H45V123H46ZM49 121H50V120H49ZM76 121H78V120H76ZM96 121H97V120H96ZM116 121H117V120H116ZM122 121H123V120H122ZM122 121H121V122H122ZM153 121H154V120H153ZM164 121H163V122H164ZM174 121H176V120H173L172 122H173L174 124H176ZM179 121H180V120H179ZM182 121H183V120H182ZM186 121H187V120H186ZM186 121H185V122H186ZM4 122H5V121H4ZM9 122H10V121H9ZM18 122H19V121H18ZM60 122H61V121H60ZM63 122H64V120H63ZM91 122H92V121H91ZM101 122H103V121L101 120ZM101 122H99V123H101ZM109 122H108V123H109ZM126 122L128 123L129 121H125L124 123H126ZM130 122H131V121H130ZM133 122H134V121H133ZM133 122L131 123L132 125L129 124V125H131V126H129V127H132V126H133ZM154 122H155V121H154ZM163 122H162V123H163ZM170 122H171V121H170ZM187 122H189V121H187ZM187 122H186V123H187ZM219 122L222 124L221 121H217V123H219ZM23 123H24V122H23ZM25 123H26V122H25ZM53 123H54V122H53ZM58 123H59V122H58ZM58 123H57V124H58ZM75 123H76V122H75ZM96 123L98 124V122H96ZM105 123H104V125H106ZM108 123H107V125H108ZM119 123H120V122H119ZM122 123H123V122H122ZM122 123H121V124H122ZM124 123H123L122 125H124V127L127 126V125L124 124ZM143 123H144V122H143ZM150 123H151V122H150ZM162 123H159V124L162 125ZM173 123H170V124H173ZM189 123H190V122H189ZM189 123H187V124L189 125ZM220 123H219V128H220V126L223 125V124L220 125ZM252 123H253V122H252ZM18 124H19V123H18ZM27 124H28V123H27ZM29 124H30V123H29ZM31 124H33V123H31ZM34 124H35V123H34ZM41 124H42V121H41ZM41 124H40V125H41ZM64 124H65V122H64ZM64 124H63V125H64ZM72 124H73V123H72ZM86 124H88V122H87ZM91 124H92V123H91ZM91 124H90L89 130H90V128L92 127ZM116 124H118V123L116 122L115 125H116ZM121 124H120V126H121ZM137 124H138V123H137ZM154 124H155V123H154ZM154 124H153V125H154ZM156 124H155V125H156ZM159 124L157 125V127H158V126H159V127L161 126V125H159ZM167 124H168V123H167ZM167 124H166V125H167ZM177 124H178V123H177ZM180 124H181V123H180ZM248 124H249V123H248ZM9 125H10V123H9ZM12 125H13V124H12ZM47 125H48V124H47ZM69 125H70V124H69ZM73 125H74V124H73ZM101 125H102V124H101ZM107 125H106V126H107ZM185 125H186V124H184V126H183V124H182V126H181V127H182L181 131L184 130L183 128H185ZM249 125H251V124H249ZM249 125H248V126H249ZM3 126H4V125H3ZM13 126H14V125H13ZM17 126H18V125H17ZM21 126H22V125H21ZM24 126H26V125H24ZM29 126H30V125H29ZM34 126H35V125H34ZM34 126H33V127L31 126L32 129H30V130H34V129H33ZM41 126H43V125H41ZM49 126H50V125H48V127H49ZM65 126H66V125H65ZM85 126H86V125H85ZM93 126H94V125H93ZM95 126H96V125H95ZM95 126H94V127H95ZM137 126H138V125H137ZM141 126H142V125H141ZM145 126H146V125H145ZM145 126H142V128L145 127ZM172 126H173V125H172ZM172 126H171L172 129H176V127L174 128V126H176V125H174L173 127H172ZM191 126H192V125H191ZM15 127H16V126H15ZM15 127H14V128H15ZM31 127H29V128H31ZM35 127H36V126H35ZM39 127H40V126H39ZM39 127H37V128H39ZM46 127H47V126H46ZM46 127H45V128H46ZM55 127H56V126H55ZM76 127H77V126H76ZM113 127H114V126H113ZM124 127H123V128H124ZM127 127H128V126H127ZM127 127H126V129H128V131H129V133H130V129L127 128ZM139 127H140V126H139ZM147 127L149 128V126H147ZM151 127H152V126H151ZM157 127H155V129H156ZM159 127H158V128H159ZM169 127H170V126H169ZM223 127H224V125H223ZM2 128H4V127H2ZM2 128H1V129H2ZM24 128H25V127H24ZM29 128H27L26 130H28ZM83 128H85V127L83 126ZM92 128H93V127H92ZM100 128H101V127H100ZM110 128H111V127H110ZM123 128L121 127V129H123ZM134 128H135V127H134ZM134 128H133V130H134ZM136 128H137V127H136ZM148 128H147L146 130H148ZM161 128H162V127H161ZM161 128H160L159 131H160V132H164V131H161ZM163 128H164V130H165V128H167V126H166V127H163ZM163 128H162V129H163ZM171 128H170V130H171ZM177 128H178V126H177ZM186 128H187V127H186ZM188 128H192V127H188ZM188 128H187V129H188ZM237 128L239 129V127H237ZM6 129H8V128H6ZM20 129H21V128H20ZM20 129H19V130H20ZM53 129H54V128H53ZM55 129H56V128H55ZM69 129H70V126H69ZM106 129H108V128H106ZM115 129H116V128H115ZM121 129H120V130H121ZM152 129H154V127H153ZM227 129H228V128H227ZM238 129H237L236 131H238ZM240 129H241V128H240ZM3 130H4V129H3ZM8 130H11V129H8ZM22 130H23V129H22ZM22 130H21V131H22ZM42 130H44V129L42 128ZM48 130H49V129H47L46 131H48ZM71 130H72V129H71ZM74 130H76V129H74ZM77 130H78V129H77ZM85 130H87V129L85 128ZM104 130H105V129H104ZM120 130H119V131H120ZM123 130L125 131V129H123ZM123 130H122V131H123ZM138 130H139V129H138ZM241 130H242V129H241ZM5 131H6V130H4V132H5ZM23 131H25V130H23ZM23 131H22V132H23ZM44 131H45V130H44ZM44 131H42V135H43V132H44ZM46 131H45V132H46ZM50 131H51V129H50ZM79 131H80V130H79ZM83 131H84V129H83ZM105 131H106V130H105ZM105 131H103V132H105ZM113 131H116V130H113ZM113 131H112V128H111L110 133L113 132ZM126 131H127V130H126ZM139 131H140V130H139ZM139 131H137V132H139ZM142 131H143V130H142ZM152 131H153V130H152ZM173 131H175V130H173ZM177 131H178V130H177ZM186 131H187V130H186ZM188 131H189V130H188ZM188 131H187L186 133H188ZM191 131H193V130H191ZM229 131H230V130H229ZM239 131H240V130H239ZM4 132H3V133H4ZM6 132H7V131H6ZM26 132H27V131H26ZM29 132H31V131H29ZM48 132H49V131H48ZM65 132H66V130H65ZM85 132H86V131H85ZM87 132H89V131H87ZM87 132H86V133H87ZM95 132H96V131H95ZM101 132H102V130H101ZM131 132H132V131H131ZM140 132H141V131H140ZM166 132H167V130H166ZM240 132H241V131H240ZM10 133H11V132L9 131V134H10ZM23 133H24V132H23ZM52 133H53V132H52ZM58 133H60V132H57V133H55V134L58 135ZM74 133H75V132H74ZM77 133H78V132H76V134H77ZM80 133H81V132H80ZM105 133H106V132H105ZM114 133H115V132H114ZM114 133H113V135H114ZM121 133H123V132H121ZM121 133H120V134H121ZM124 133H125V132H124ZM129 133H128V134H129ZM134 133H135V132H134ZM229 133H231V132H229ZM6 134H7V133H6ZM53 134H54V133H53ZM72 134H73V133H72ZM72 134L70 133V135H72ZM91 134H92V133H91ZM128 134H126V135H128ZM131 134H132V133H131ZM135 134H137V133H135ZM138 134H139V133H138ZM142 134L144 135L145 133L142 132ZM150 134H151V132H149V135H150ZM237 134H240V133L238 132ZM2 135H3V134H2ZM25 135H26V134H25ZM27 135H29V134H27ZM38 135H39V134H38ZM40 135H41V134H40ZM47 135H48V134H47ZM67 135L69 136V134H67ZM84 135H86V134H84ZM105 135H106V134H105ZM107 135H108V133H107ZM118 135H119V134H118ZM126 135L124 134V136H123V135H122V136L125 137ZM0 136H1V135H0ZM8 136H9V135H8ZM12 136H13V135H12ZM16 136H17V135H16ZM23 136H24V135H23ZM34 136H35V135H34ZM55 136H56V135H55ZM58 136H59V135H58ZM65 136H66V135H65ZM72 136L75 137L74 134H73ZM78 136H79V134H78ZM88 136H89V135H88ZM92 136H93V134L91 135V137H92ZM108 136H109V135H108ZM108 136H107V137H108ZM116 136H117V134L114 136V138H115ZM122 136H121V138H122ZM129 136H130V135H128V137H129ZM132 136H133V135H132ZM136 136L138 137V136H142V135L139 134V135H136ZM150 136H151V135H150ZM239 136H240V135H239ZM244 136H245V135H244ZM14 137H15V136H14ZM14 137H13L12 140H15ZM35 137H37V134H36ZM45 137H46V136H44V138H45ZM49 137H50V136H49ZM52 137H53V135H52ZM59 137H60V136H59ZM73 137H72V138H73ZM83 137H84V136H83ZM89 137H90V136H89ZM91 137H90V138H91ZM100 137H101V136H100ZM119 137H120V136H119ZM130 137H131V136H130ZM130 137H129V140H130V141L133 140V139H130ZM137 137H135V139H137ZM247 137H248V136H247ZM257 137L259 138V136H257ZM7 138H8V137H7ZM9 138H11V135L9 136ZM21 138H22V137H21ZM24 138L26 139V138H28V136H27V137H24ZM31 138H32V137H31ZM40 138H41V137H40ZM53 138H54V137H53ZM55 138H56V137H55ZM60 138H63L62 135H61ZM67 138L70 139V136L67 137ZM81 138H82V135H81ZM81 138H80V139H81ZM117 138H118V136L115 138V140H116ZM125 138L128 140L127 137H125ZM138 138H139V137H138ZM148 138H149V137H148ZM218 138H219V136H218ZM221 138H223V137H221ZM238 138H239V137H238ZM248 138H249V137H248ZM5 139H6V138H5ZM37 139H38V138H37ZM37 139H36V140H37ZM56 139H57V138H56ZM80 139L74 138V139H73V142H74V140H80ZM146 139H147V138H146ZM249 139H250V138H249ZM256 139H257V138H256ZM259 139H260V138H259ZM263 139H264V138H263ZM3 140H4V137H3ZM20 140H21V139H20ZM34 140H35V139H34ZM49 140H50V138H49ZM59 140L61 141V139H59ZM63 140H64V139H63ZM66 140H67V139H66ZM81 140H82V139H81ZM127 140H126L127 143H126L125 147L127 146V144H129V140H128V141H127ZM148 140L150 141V139H148ZM217 140H218V139H217ZM240 140H241V138H240ZM243 140H244V139H243ZM246 140H247V138H245V141H246ZM250 140H251V139H250ZM254 140H255V139H253V141H251V143H252V142H256V140H255V141H254ZM1 141H2V140H1ZM4 141H5V140H4ZM7 141H8V140H7ZM9 141H10V140H9ZM37 141H39V140H37ZM41 141H42V140H41ZM41 141H40V142H41ZM50 141H51V140H50ZM53 141H54V140H53ZM69 141L72 142L71 140H69ZM91 141H93V140H91ZM99 141H101V138H100ZM99 141L97 140V142H99ZM108 141H110V140H108ZM117 141H118V140H117ZM259 141H260V140H259ZM259 141H258V142H259ZM262 141H263V140H262ZM5 142H6V141H5ZM12 142H13V141H12ZM17 142H18V141H17ZM48 142H49V141H48ZM48 142L45 143V144L47 145ZM61 142H62V141H61ZM63 142H64V141H63ZM65 142H66V141H65ZM65 142H64V143H65ZM70 142H69V143H70ZM79 142H80V141H79ZM104 142H106V141H104ZM104 142H101L102 145L104 144ZM132 142L134 143L135 140H133ZM138 142H140V138L136 141V144H137ZM146 142H148V141L146 140ZM146 142H143L142 144L144 145V143H146ZM150 142H151V141H150ZM23 143H24V142H23ZM23 143H22V144H23ZM33 143H34V142H33ZM33 143H32V144H33ZM50 143H51V142H50ZM50 143H49V144H50ZM56 143H57V142H56ZM74 143H76V141H75ZM74 143H73V144H74ZM81 143H82V142H81ZM99 143H100V142H99ZM109 143H110V142H109ZM115 143H116V142H115ZM122 143H123V142H122ZM133 143H132V144H133ZM261 143H264V141L261 142ZM1 144L3 145V142H2ZM6 144H7V143H6ZM15 144H16V143H14V147H15ZM19 144H20V143H19ZM49 144H48V145H49ZM53 144H55V142H53L52 145H53ZM97 144H98V143H97ZM110 144H111V143H110ZM110 144H109V145H110ZM130 144H131V143H130ZM148 144H149V142H148ZM150 144H151V143H150ZM152 144H153V142H152ZM247 144H249L248 141H247ZM11 145H12V144H11ZM17 145H18V143H17ZM42 145H43V144H42ZM46 145H45V146H46ZM50 145H51V144H50ZM63 145H64V144H63ZM63 145H61V146H63ZM82 145H83V144H82ZM102 145L100 146L101 149L103 148ZM117 145H119V143H118ZM189 145H190V148L187 147L188 150H187V149H186V150L184 149L185 151H187L186 153L188 154V155L186 154V155L188 156L187 159H190L191 162H190V161H189V162H190L191 164L193 163V165H192L193 167H194L195 165L198 166V165H197V162H199V161H201V162H199L198 164H199V165H202V161H203V163H204V161H206V159L208 158V157L206 158V156L208 155V153H207L206 156L203 157L204 154L201 155L202 153H201V152H200L201 154L199 153V151H201V150H198V149H196V148H193V149H192V145H191L190 143L188 144V146H189ZM249 145H251V144H249ZM259 145H261V144L259 143ZM19 146H20V145H18L17 148H18ZM21 146H22V145H21ZM31 146H32V145H31ZM35 146H36V145H35ZM59 146H60V145H59ZM86 146H87V145H86ZM95 146H96V145H95ZM98 146H99V144H98ZM130 146H131V145H130ZM138 146H139V145H138ZM186 146H187V145H186ZM186 146H185V147H186ZM10 147H11V146H10ZM12 147H13V146H12ZM47 147H48V146H47ZM50 147L53 148V146H50ZM68 147H69V146H68ZM73 147H74V145H73ZM88 147H89V146H88ZM88 147H87V148H88ZM90 147H91V146H90ZM90 147H89V149H91ZM100 147H98V148H100ZM117 147H118V146H117ZM119 147H121V146H119ZM148 147H150V146H148ZM185 147H184V148H185ZM253 147H254V145H253ZM256 147H257V146H256ZM256 147L254 148L255 150H256ZM261 147H264V146H261ZM0 148H1V145H0ZM15 148H16V147H15ZM15 148H14V149H15ZM21 148H22V147H21ZM40 148H41V147H40ZM54 148H55V146H54ZM58 148H59V147H58ZM64 148H66V147H64ZM70 148H72V146H71ZM87 148H86V149H87ZM131 148H134V146H131ZM137 148H138V147H137ZM204 148H206V147H204ZM259 148H260V147H259ZM2 149H3V148H2ZM5 149H7V147H5ZM5 149H4V150H5ZM38 149H39V148H38ZM44 149H45V148H44ZM49 149H50V148H49ZM49 149H48V151H49ZM59 149H61V148H59ZM62 149H63V148H62ZM62 149H61V150H62ZM72 149H73V148H72ZM72 149H71V150H72ZM81 149H84V148H81ZM101 149H98V150L100 151ZM112 149H113L115 152L117 151V150H116L117 148H112ZM128 149H129V148H128ZM251 149H253V148H251ZM251 149H250V150H251ZM254 149H253V150H254ZM7 150H8V149H7ZM7 150H6V151H7ZM15 150H17V149H15ZM18 150H19V148H18ZM20 150H21V149H20ZM41 150L43 151V148H42ZM41 150H40V152H42ZM54 150H55V149H54ZM79 150H80V149H79ZM98 150H97V151H98ZM121 150H122V149L120 148V151H121ZM129 150H130V149H129ZM204 150H206V149H204ZM204 150H203V152H204ZM208 150H210V149H208ZM250 150H249V151H250ZM263 150H264V148H263ZM0 151H1V149H0ZM24 151H25V150H24ZM45 151H46V150H45ZM48 151H47V152H48ZM55 151H57V150H55ZM62 151H63V150H62ZM69 151H70V150H69ZM75 151H76V150H75ZM80 151H81V150H80ZM86 151H87V150H86ZM91 151H92V150H91ZM101 151H102V150H101ZM101 151H100V152H101ZM104 151H106V150H104ZM122 151H125V150H122ZM126 151H127V150H126ZM130 151H132V150H130ZM143 151H144V150H143ZM177 151L179 152V150H177ZM177 151H175V153H176ZM182 151H183V150H182ZM212 151H213V152L210 153L211 155H209V159H210V158H213L212 154H213L214 152L218 153L217 150H212ZM259 151H261V150L259 149ZM3 152H4V151H3ZM16 152H17V151H16ZM16 152H15V153H16ZM19 152H20V151H18V153H19ZM25 152H26V151H25ZM25 152H23V153H25ZM38 152H39V151L37 150L36 153H38ZM77 152H78V151H77ZM102 152H103V151H102ZM112 152H113V151H112ZM132 152H133V151H132ZM132 152H131V153H132ZM219 152H222V150L219 151ZM230 152L232 153L233 151H230ZM230 152L228 153V156H225V155H227L226 152H225V153H224L225 155H224V156H223V154H222V156L220 155V156H221L220 158L223 157L224 159H226L227 157H232L233 155L235 156V155H237V154L239 153V152L237 151V152H238L237 154H234V153H235V152H234V153H232L233 155L230 156V154H231ZM247 152H248V151H247ZM256 152H257V150H256ZM256 152H254V154H255ZM263 152H264V151H263ZM7 153H8V152H5V154H7ZM42 153H43V152H42ZM42 153H41V154H42ZM68 153H69V152H67V155H68ZM88 153H89V152H87L86 155H88ZM95 153H97V152H95ZM113 153H114V152H113ZM120 153H121V152H120ZM122 153H123V152H122ZM124 153H126V152H124ZM145 153H146V152H144V156L146 155ZM167 153H168V152H167ZM169 153L171 154L172 152H169ZM180 153H181V152H180ZM242 153H246V152H242ZM250 153H252V152H250ZM260 153H262V151H261ZM1 154H2V153H1ZM5 154H4V155H5ZM25 154H26V153H25ZM41 154H38L39 157L37 156V157H38V158H37L38 161H39V158H40ZM58 154H59V152L57 153V155H58ZM61 154L63 155L62 152H61ZM61 154H59V155H60V158H61ZM69 154H70V153H69ZM80 154H81V152H80ZM89 154H91V153H89ZM99 154H101V153L98 152V155H99ZM111 154H112V153H111ZM118 154H119V153H118ZM220 154H221V153H220ZM262 154H263V153H262ZM10 155H11V154H10ZM20 155H21V152H20ZM30 155H31V154H30ZM42 155H43V154H42ZM114 155H115V154H114ZM114 155H111V156H112V157H110L111 160H113V156H114ZM119 155H120V154H119ZM124 155H125V154H124ZM164 155H166V154H164ZM176 155H179V154L176 153ZM196 155L199 156V158H197ZM240 155L242 156L241 153H240ZM240 155L238 154V156L240 157V161H241V158H242V157H241ZM246 155H247V154H246ZM251 155H253V154H251ZM256 155H257V153H256ZM259 155H260V154H259ZM17 156H18V155H17ZM17 156H16V157H17ZM26 156H27V155H26ZM45 156H46V155H45ZM68 156H69V155H68ZM68 156H67L66 158H68ZM74 156H75V155H74ZM74 156H73V157H74ZM81 156H83V154H82ZM84 156H85V155H84ZM84 156H83V157H84ZM132 156H133V155H132ZM161 156H162V155H161ZM161 156H160V157H161ZM173 156H174V154H173ZM179 156H180V155H179ZM200 156H202V157H200ZM215 156H216V155H215ZM215 156H214V157H215ZM234 156H233V157H234ZM262 156H263V155H262ZM8 157H9V154H8ZM8 157H5V159H4L5 162H6V158H8ZM10 157H11V156H10ZM10 157H9V158H10ZM18 157H19V156H18ZM27 157H29V155H28ZM35 157H36V156H35ZM53 157H54V156H53ZM55 157H56V156H55ZM57 157H58V156H57ZM70 157H72V156H70ZM77 157H78V154H77ZM90 157H92V156H90ZM93 157H94V156H93ZM114 157H115V156H114ZM125 157H126V156H125ZM128 157H129V156H128ZM168 157H169V159H170L171 155H169ZM168 157H167V158H168ZM216 157H217V156H216ZM216 157H215V158H216ZM225 157H226V158H225ZM236 157H237V156H236ZM239 157H238V158H239ZM245 157H246V156H245ZM0 158H1V157H0ZM20 158H21V157H19V159H20ZM25 158H26V157H25ZM25 158H24V161L26 160ZM79 158H81V157H79ZM94 158H95V157H94ZM99 158H102V157L99 156ZM116 158H117V157H116ZM138 158H139V157H138ZM140 158H141V157H140ZM146 158H147V157H146ZM164 158H166V157H164ZM164 158L161 157V158H159V159H160V160H163ZM172 158H173V157H172ZM200 158H201V159L203 158V159L201 160ZM215 158H214V159H215ZM220 158H219V155H218V158H217V159H219V161H218L219 163H220V161H221ZM223 158H222V159H223ZM1 159H2V158H1ZM29 159H30V158H29ZM29 159H28V160H29ZM52 159H53V158H52ZM52 159L50 160L51 162H52ZM64 159H65V158H64ZM83 159H86V157L83 158ZM92 159H93V158H92ZM103 159H104V158H103ZM106 159H107V158H106ZM124 159H125V158H124ZM132 159H133V158H132ZM144 159H145V158H144ZM152 159H153V157H152ZM152 159H151V160H152ZM176 159H177V158H176ZM187 159H186V160H187ZM198 159H199V160H198ZM209 159H207V160H208L207 163L210 165V164H211V163H210L211 161L209 162ZM214 159H213L212 162L215 163L216 160L214 161ZM230 159H231V158H230ZM257 159H261V158H257ZM262 159H263V158H262ZM262 159H261V161H262ZM20 160H21V159H20ZM28 160H27V162H25L26 165L24 164L26 167H27ZM70 160H71V161H72V160L74 161V160H76V159L73 158V159H70ZM70 160H69V162H70ZM78 160L81 161V159H78ZM78 160H77V161H78ZM93 160H94V159H93ZM100 160H101V159H100ZM111 160H110V161H111ZM114 160H115V158H114ZM117 160L120 161V159H117ZM147 160H148V159H147ZM147 160H146V161H147ZM151 160H149L150 162H149V161H148V162H149V163H152ZM154 160H155V159H154ZM154 160H153V161H154ZM160 160H159V161H160ZM167 160H168V159H167ZM174 160H175V159H174ZM177 160H178V159H177ZM183 160H184V159H183ZM197 160H198V161H197ZM231 160L234 161L235 158H234V159H231ZM237 160H238V159H237ZM237 160H236V161H237ZM243 160H244V158H243ZM35 161H37V160L35 159ZM38 161H37V162H38ZM50 161H49V162H50ZM54 161H55V160H53V162H54ZM60 161H61V159H60ZM84 161H85V160H84ZM84 161H82V162H84ZM87 161H88V160H87ZM89 161H90V160H89ZM89 161H88V162H89ZM95 161H96V160H95ZM102 161H103V160H102ZM129 161H130V160H129ZM129 161H126V162H129ZM132 161H133V160H132ZM134 161H136V160L134 159ZM144 161H145V160H144ZM144 161H142V162H144ZM163 161H166V159L163 160ZM169 161H170V160H169ZM184 161H185V160H184ZM192 161H193V162H192ZM227 161H228V160H227ZM229 161H230V160H229ZM240 161H239V164H240ZM254 161H255V160H254ZM254 161H251V162H252V166H253L252 169H253L254 172H256V171H258L259 168L256 167L258 163L256 164V163H255L256 161H255V162H254ZM2 162H3V161H2ZM39 162H40V161H39ZM41 162H42V161H41ZM66 162H68V159H66ZM69 162H68V163H69ZM78 162H79V161H78ZM104 162H105V161H104ZM111 162H114V161H111ZM138 162H140V161H138ZM138 162H137V164H138ZM155 162H156V161H155ZM160 162H161V161H160ZM175 162H176V161H175ZM177 162H178V161H177ZM177 162H176V163H177ZM180 162H181V161H180ZM185 162H187V161H185ZM185 162H184V164H185ZM194 162H195V163H194ZM230 162H231V161H230ZM230 162H229V164L234 165V164H232V163H230ZM237 162H238V161H237ZM253 162H254V163H253ZM0 163H1V162H0ZM20 163H21V161H20ZM20 163H19V164H20ZM23 163H24V162H23ZM43 163H45V162H43ZM56 163L58 164L59 162H56ZM108 163H109V162H108ZM116 163H117V162H116ZM131 163H135V162H131ZM140 163H141V162H140ZM140 163H139V165H140ZM163 163H164V162H161V165H162ZM168 163H169V162H168ZM168 163H167V164H168ZM178 163H179V162H178ZM187 163H188V162H187ZM219 163H218V164H219ZM222 163H224V162H222ZM245 163H246V162H245ZM249 163H250V160H249ZM249 163H248L249 166H248V165L246 166V167H248V168H246V171H248L247 169H249V170L252 172L251 168H249V167H251V165H250ZM263 163H264V162H263ZM21 164H22V163H21ZM38 164L41 165L42 163H41V164L38 163ZM50 164H51V163H50ZM62 164H63V161H62ZM82 164H83V163H82ZM82 164H80V165H82ZM99 164H101V163H99ZM120 164H121V163H120ZM120 164H117V165H120ZM128 164H129V163H128ZM142 164H143V163H142ZM154 164H155V163H154ZM167 164L165 163L166 166H167ZM181 164H182V163H181ZM191 164H190V165H191ZM194 164H195V165H194ZM224 164H226V160H225V163H224ZM254 164H255V165H254ZM35 165H37V164H35ZM42 165H44V164H42ZM42 165H41V166H42ZM73 165H76V164H73ZM85 165H86V164H85ZM87 165H88V164H87ZM95 165H96V164H95ZM103 165H104V163H103ZM105 165L107 166V164H105ZM105 165H104V166H105ZM114 165H115V164H113V166H111V168H112V167L114 168ZM123 165H124V164H123ZM123 165H122L121 169L124 167ZM135 165H136V164H135ZM135 165H134V168L131 167L132 170L135 169ZM147 165H148V163H147ZM147 165H146V166H147ZM156 165H157V163H156ZM168 165H169V164H168ZM179 165H180V164H179ZM188 165H189V164H188ZM188 165H186V168H184V169H187V168H188V167H187ZM219 165H220V164H219ZM219 165H218V166H219ZM231 165H229V166H231ZM245 165H246V164H245ZM259 165H260V164H259ZM263 165H264V164H263ZM32 166H33V165H32ZM47 166H48V165H47ZM59 166L62 167L61 165H59ZM63 166H64V165H63ZM66 166L68 167V166H70V164H68V165H66ZM82 166H83V165H82ZM89 166H90V165H89ZM101 166H102V165H101ZM108 166H110V164H109ZM125 166H127V163H126ZM131 166H132V165H131ZM140 166H141V165H140ZM140 166H139V167H140ZM148 166H149V165H148ZM152 166H154V165L152 164ZM163 166H164V165H162V167H163ZM166 166H164V167H166ZM170 166H171V169H172V163H171V165L168 166V168H169ZM184 166H185V165H184ZM184 166H183V167H184ZM192 166H191V168L189 167L188 169H192ZM216 166H217V163H216ZM227 166H228V164H227ZM229 166H228V167H229ZM261 166H262V165H261ZM20 167H22V165H21ZM20 167H18L19 170L17 171V173H19V171H21V170H20V169H21ZM35 167H36V166H35ZM49 167H50V166H49ZM51 167H52V164H51ZM60 167H59V168H60ZM70 167H71V166H70ZM74 167H75V166H74ZM77 167H78V166H77ZM86 167H87V166H86ZM97 167H98V166H97ZM117 167H118V166H117ZM139 167H138V169H140ZM156 167H157V166H156ZM162 167H161V168H162ZM181 167H182V165H181ZM198 167L200 168V166H198ZM209 167H210V166H209ZM220 167H221V165H220ZM220 167H219V168H220ZM225 167H226V166H225ZM255 167H256V171H255V169H254ZM258 167H259V166H258ZM43 168H44V167H43ZM65 168H66V167H65ZM68 168H69V167H68ZM75 168H76V167H75ZM102 168H103V167H101L100 170H102ZM106 168H107V167H106ZM106 168H105V169H106ZM109 168H110V167H109ZM125 168H128V167H125ZM161 168L159 169V167H158V169H159L158 171H161V170H162ZM177 168H178V165H177ZM195 168H197V167H195ZM203 168H204V167H203ZM216 168H217V167H216ZM216 168H214V171H215ZM219 168H218V169H219ZM230 168H231V167H230ZM230 168H228V169L230 170ZM260 168H261V167H260ZM23 169H24V168H23ZM32 169H33V168H32ZM39 169H40V168H39ZM49 169H50V168H49ZM56 169H57V168H56ZM56 169H55V170H56ZM69 169H70V168H69ZM69 169H67V170H69ZM76 169H77V168H76ZM94 169H95V168L91 169V170H93L92 172H95V170H96L97 168H96L95 170H94ZM142 169H143V167H141V170H142ZM144 169H145V168H144ZM144 169H143V170H144ZM150 169H151V168H150ZM165 169H166V168H165ZM188 169H187V170H188ZM193 169H194V168H193ZM193 169H192V171L194 172ZM197 169H198V168H197ZM211 169H212V168H211ZM218 169H217V172H218ZM220 169H221V168H220ZM224 169H225V168H224ZM228 169H227V171H229ZM240 169H241V167H240ZM240 169H239V170H240ZM263 169H264V167H263ZM263 169H262V170H263ZM10 170H11V169H10ZM26 170H27V169H26ZM26 170H24V171H26ZM47 170H48V169H47ZM73 170H74V169H72V172L75 171V170H74V171H73ZM79 170H81V169H79ZM83 170H84V169H83ZM89 170H90V169H89ZM106 170H109V169H106ZM130 170H131V169H130ZM155 170H157V169H155ZM169 170H170V169H169ZM169 170H168V171H169ZM175 170H177V169H175ZM235 170H236V169H235ZM244 170H245V169H244ZM27 171H28V170H27ZM30 171H31V170H30ZM39 171H40V170H39ZM45 171H46V170H45ZM52 171H54V168H53V170L51 169V174L53 173ZM56 171L59 172L58 169H57ZM96 171H97V170H96ZM120 171H121V170H120ZM125 171H126V170H125ZM135 171H136V170H135ZM137 171H138L139 173H141L140 170H137ZM144 171H145V170H144ZM146 171H148L147 168H146ZM153 171H154V170H153ZM163 171H164V169H163ZM166 171H167V170H166ZM178 171H179V169H178ZM184 171H185V170H184ZM189 171H191V170H189ZM189 171H187V172H189ZM192 171L190 172V174L192 173ZM214 171L212 172L213 174L215 173ZM222 171H225V170H222ZM222 171H221V172H222ZM246 171H245V172H246ZM250 171H248V172H250ZM49 172H50V170L47 171L46 173L48 174ZM92 172H91V174L93 175L94 173H92ZM98 172H99V171H98ZM104 172H106V171H104ZM116 172H117V171H116ZM121 172H122V171H121ZM149 172H150V171H149ZM151 172H152V171H151ZM195 172H196V171H195ZM195 172H194V174H196L197 176L200 175L199 172H198V173H195ZM200 172H201V171H200ZM205 172H206V171H205ZM205 172H204V173H205ZM225 172H226V171H225ZM231 172H232V174H233V173L235 174V171L230 170L229 173H231ZM254 172H252V173H254ZM260 172L262 173V171H258L257 173H260ZM5 173H6V171H5ZM5 173H4V174H5ZM12 173H13V172H12ZM37 173H39V172H37ZM41 173H42V172H41ZM43 173H44V171H43ZM111 173H112V172H111ZM117 173H119V172H117ZM124 173H125V172H123V174H124ZM127 173L130 174L131 172H130V171L128 172V170H127ZM127 173H126V175H127ZM132 173H133V172H132ZM136 173H137V172H136ZM147 173H148V172H147ZM156 173H157V172H156ZM156 173H155V174H156ZM158 173H159V172H158ZM158 173H157V174H158ZM172 173H173V171H172ZM185 173H186V171L184 172V174H185ZM206 173H207V172H206ZM206 173H205V175H206ZM227 173H228V172H227ZM229 173H228V174H229ZM246 173H247V172H246ZM252 173H251V176H252ZM263 173H264V172H263ZM8 174H9V173H8ZM8 174H7V175H8ZM19 174H20V173H19ZM102 174H103V173H102ZM123 174H122V175H123ZM144 174H145V173H144ZM144 174H142V175H144ZM151 174H152V173H150V175H151ZM166 174H167V173H166ZM181 174H182V173H181ZM184 174H183V175H184ZM192 174H193V173H192ZM209 174H210V173H208V175H209ZM213 174H211V175H213ZM221 174H222V173H221ZM228 174H227V175H228ZM232 174H229L230 176H228V177H229V178L232 177ZM241 174H242V172H241ZM241 174H239V175H241ZM7 175H6V176H7ZM14 175H15V174H14ZM28 175H29V174H28ZM57 175H58V173H57ZM75 175H76V174H75ZM82 175H83V174H82ZM88 175H89V174H88ZM105 175H106V174H104V176H105ZM107 175H108V174H107ZM112 175H113V173H112ZM112 175H111V178H112ZM117 175H119V174H117ZM138 175H140V174H138ZM153 175H154V173H153ZM153 175H152V176H153ZM160 175H161V174H160ZM164 175H165V174H164ZM164 175H163V176H164ZM176 175H177V174H176ZM196 175H193V176L196 177ZM208 175H206V176L208 177ZM214 175H215V174H214ZM214 175H213V176H214ZM218 175H219V174L216 173L215 176L217 177ZM222 175H223V174H222ZM222 175H219V177L221 176V178H222ZM249 175H250V173H249ZM254 175H255V173L253 174L252 177H255ZM257 175H258V174H257ZM260 175H261V174H260ZM262 175H263V174H262ZM262 175H261V176H262ZM18 176H20V175H18ZM29 176H30V175H29ZM29 176H27V177H29ZM44 176H45V175H44ZM44 176H43V177H44ZM58 176H59V175H58ZM80 176H81V175H80ZM94 176H95V174H94ZM104 176H102V175L100 174V176L97 177V180H95V179H90V180H92L93 182H94V180H95V181L97 182V181L100 180V179H99L100 177H103V178H104ZM115 176H116V175H115ZM127 176H128V175H127ZM127 176H126V177H127ZM130 176H131V175H130ZM134 176H137V174H134ZM158 176H159V174H158ZM158 176H157V177H158ZM161 176H162V175H161ZM163 176H162V178H163ZM173 176H174V175H173ZM177 176H178V175H177ZM189 176H190V175H189ZM215 176H214V178H212L211 176H210V177L214 180V179H215ZM233 176H235V175H233ZM242 176H243V175H241V178H243ZM261 176H260V178H261ZM0 177H2V174H1V173H0ZM3 177H4V175H3ZM27 177H26V179H27ZM33 177H34V176H33ZM40 177H41V176H40ZM56 177H57V176H56ZM75 177H76V176H75ZM75 177H74V179H77V178H75ZM86 177H87V176H86ZM86 177H84V178H86ZM88 177H89V176H88ZM88 177H87V178H88ZM91 177H93V176H91ZM113 177H114V176H113ZM124 177H125V176H123L122 178H124ZM126 177H125L124 179H126ZM142 177H143V176H142ZM144 177H145V176H144ZM147 177H148V176H147ZM164 177H165V176H164ZM175 177H176V176H175ZM195 177L193 178L194 180H190V181H189V183L191 182L190 185H192V183H193L192 181H194V182L196 181L195 179H197V180H198V178L201 179L199 176H198L197 178H195ZM210 177H209V179H210ZM224 177H226V173H225ZM228 177H227V179H226L227 181L229 180ZM236 177H238V178L240 179L239 176H236ZM247 177H248V175H247ZM9 178H10V175H9ZM20 178H21V177H20ZM23 178H25V177H23ZM38 178H39V177H38ZM62 178H63V177H62ZM62 178H61V181H63ZM64 178H68V177H64ZM78 178H79V177H78ZM81 178H83V177H81ZM87 178H86V179H87ZM89 178H90V177H89ZM89 178H88V179H89ZM111 178L109 177L110 180H111ZM117 178H118V176H117ZM127 178H128V177H127ZM136 178H138V176H137ZM136 178H134V179H136ZM152 178H154V177H152ZM155 178H156V177H155ZM162 178H161V179H162ZM191 178H192V176H191ZM204 178H206V177H204ZM234 178H235V177H234ZM234 178H233V179H234ZM244 178H245V176H244ZM249 178H250V177H249ZM249 178H248V179H249ZM255 178H256V177H255ZM260 178H259V176H257L256 179H258L259 182H260V180H262L263 177H262L261 179H260ZM2 179H4V178H2ZM33 179H34V178H33ZM48 179H49V178H48ZM69 179H70V178H68L67 180L69 181ZM74 179H73V180H74ZM98 179H99V180H98ZM101 179H102V178H101ZM105 179H106V178H105ZM105 179H102V180H105ZM114 179H115V177H114ZM114 179H112V180H114ZM141 179H142V178H141ZM148 179H150V177H149ZM165 179L168 180L169 178H166V177H165ZM165 179H162V180H164V181L166 182ZM172 179H173V178H172ZM175 179H176V180H175ZM179 179H180V176H179ZM179 179L174 178L173 181H174V182H175V181L177 182V180H179ZM188 179H189V177H188ZM206 179L208 180V178H206ZM219 179H220V178H219ZM219 179H218V177H217V180H219ZM233 179L231 178V182L233 181ZM239 179H237L236 181H239ZM245 179H246V178H245ZM252 179H253V178H250V180H252ZM6 180H7V179H6ZM22 180H23V179H22ZM22 180H21V181H22ZM36 180H37V179H36ZM43 180H44V179H43ZM51 180H52V179H51ZM67 180H66V181H67ZM70 180H71V179H70ZM80 180H81V179H80ZM82 180H84V179H82ZM112 180H111V181H112ZM127 180H128V179H127ZM137 180H138V179H137ZM154 180H155V179H154ZM203 180H204V179H203ZM213 180H211V181H213ZM215 180H216V179H215ZM215 180H214V181H215ZM221 180H225V179L223 178V179H221ZM242 180H243V179H241V182H239L240 185H237V184H235V185H237V187H238V186H241V185L243 184ZM250 180H248V181H250ZM253 180H254V179H253ZM24 181H25V180H24ZM44 181L46 182L47 180H44ZM54 181H56V179H55ZM57 181H58V179H57ZM77 181H79V180H77ZM87 181H88V180H87ZM87 181H86V182H87ZM92 181H91V182H92ZM111 181H110V182H111ZM123 181H124V180H123ZM150 181H151V179H150ZM155 181H158V180L156 179ZM159 181H160V180H159ZM159 181H158V182H159ZM169 181H170V180H169ZM208 181H209V180H208ZM245 181H246V180H245ZM262 181H263V180H262ZM4 182H5V181H4ZM9 182H10V181H9ZM17 182L20 183V180H18ZM41 182H42V181H41ZM49 182H50V181H49ZM63 182H64V181H63ZM72 182H73V181H72ZM83 182H85V181H83ZM99 182H100V183H99V186H100V184H101L102 181L100 180ZM107 182H108V181H107ZM107 182L105 181V184H106ZM112 182H113V181H112ZM114 182H115V180H114ZM116 182H117V181H116ZM116 182H115V183H116ZM124 182H125V181H124ZM129 182H130V181L128 180V183H126V184L128 185ZM135 182H136V181H135ZM137 182H138V184L140 183L139 181H137ZM167 182H168V181H167ZM171 182H172V181H171ZM187 182H188V181H187ZM196 182H198V181H196ZM196 182H195V183H196ZM202 182H203V181H202ZM206 182H207V181H205V183H206ZM209 182H210V181H209ZM215 182H216V181H215ZM215 182H214V184H215ZM217 182H218V181H217ZM224 182H226V181H224ZM228 182H229V184L231 183L230 181H228ZM18 183L15 185V189L17 188L16 186H18ZM22 183H23V182H22ZM24 183H26V182H24ZM43 183H44V182H43ZM46 183H47V182H46ZM46 183H45V184H46ZM56 183H57V182H56ZM76 183H77V182H76ZM76 183H75V180H74V183H71V182H70V184H73V185H71V188H72V186L74 187V184H76ZM78 183L80 184L81 181L78 182ZM121 183H123V182H121ZM121 183H120V184H121ZM130 183H131V182H130ZM142 183H144V182H142ZM153 183H154V182H153ZM153 183H151V184L153 185ZM189 183H188V185H189ZM210 183H211V182H210ZM210 183H209V184H210ZM221 183H222V185H223V181H222ZM221 183H220V184H221ZM237 183H238V182H237ZM250 183H251V182H250ZM252 183H256V180H254V182H252ZM262 183H263V182H262ZM53 184H54V182H53ZM62 184H63V183H62ZM79 184H78V185H79ZM89 184H90V183H89ZM89 184H88V185H89ZM108 184H109V183H108ZM110 184H111V183H110ZM126 184H125V185H126ZM138 184H137V185H138ZM145 184H147V183H145ZM148 184H149V182H148ZM162 184H163L164 186H165V184H166V189H167V183H163V181H162ZM175 184H176V183H174V185H175ZM177 184H178V183H177ZM177 184H176V185H177ZM179 184H180V185H178V187L183 185V184H181V183H179ZM184 184H185V183H184ZM220 184H219V185H220ZM244 184H245V182H244ZM247 184L249 185V182H248V183L246 182V185H247ZM257 184H258V183H257ZM257 184H254V186L257 187ZM31 185H32V184H31ZM55 185H56V184H55ZM60 185H61V184H60ZM60 185H56V187H57V186L59 187ZM76 185H77V184H76ZM86 185H87V184H85V186H86ZM90 185H91V184H90ZM90 185H89V186H90ZM97 185H98V184H96V185H92V187L94 186V188H95V189H94V193H95V191H96L97 188H100V187H96ZM121 185H122V184H121ZM152 185H151V186H152ZM155 185H156V184H155ZM169 185H170V183H169ZM174 185H173V186H174ZM190 185H189V186H190ZM193 185H194V184H193ZM196 185H197V184H196ZM203 185H204V184H202V186H203ZM226 185H228L227 182H226ZM248 185H247L246 187H248ZM34 186L36 187V185H34ZM51 186H53V185H51ZM51 186H50V187H51ZM85 186H84V187H85ZM101 186H102V185H101ZM122 186H123V185H122ZM122 186H121V187H122ZM131 186H132V185H131ZM134 186H135V184H134ZM141 186H142V185H141ZM141 186H140V187H141ZM143 186H145V185H143ZM143 186H142V187H143ZM183 186H184V185H183ZM194 186H195V185H194ZM202 186H201V188H203ZM206 186H207V184H206ZM206 186L204 187V189L206 188ZM214 186H215V185H213V187H214ZM230 186L233 187V184H230ZM242 186H243V185H242ZM261 186H262V185H261ZM32 187H33V186H32ZM54 187H55V186H54ZM56 187H55V188H56ZM58 187H57V188H58ZM66 187H67V186H66ZM66 187H65V188H66ZM113 187H114V183H113ZM113 187H112L111 189H113ZM124 187H125V186H124ZM162 187H163V186H162ZM168 187H169V186H168ZM186 187H187V186H186ZM213 187H211L212 189H210V192H211V193H212L213 191L216 192V189H217V188L214 189ZM216 187H218L217 184H216ZM223 187H224V186H223ZM256 187H255V188H256ZM18 188H19V186H18ZM40 188H41V187H40ZM55 188H54V189H55ZM74 188H75V187H74ZM74 188H73V189H70V190H74ZM77 188H78V187L76 186L75 189L77 190ZM85 188L87 189V186H86ZM89 188H90V187H88V189H89ZM116 188H117V187H116ZM122 188H123V187H122ZM144 188H145V187H143V190H145ZM151 188H153V187H151ZM155 188H156V187H155ZM172 188H173V187H172ZM179 188H181V187H179ZM189 188L191 189V187H189ZM193 188H194V187L192 186V189H193ZM227 188H228V186L226 187V190H227L228 193L230 192V193H232V194H236V192H235V193L233 192V191H234V190H233L234 188H233V189L231 188L233 191H232V190L229 191ZM242 188H244V187H242ZM255 188H254V189H255ZM12 189H13V188H12ZM52 189H53V187H52ZM60 189H61V188H60ZM83 189H84V188H83ZM107 189H108V187H107ZM118 189H120V186H119ZM118 189H117V190H118ZM136 189H137V188H136ZM147 189H150V187L147 188ZM175 189H176V192H177L178 190H177L176 187H175ZM190 189H189L190 194H189V191H188V194L191 196V190H190ZM195 189H197L196 186H195L194 190H195ZM213 189H214V190H213ZM240 189H241V187L238 189V193H239V190H240ZM252 189H253V188H252ZM17 190H18V189H17ZM41 190H42V189H40V191H41ZM62 190H63V189H62ZM64 190H65V189H64ZM84 190H85V189H84ZM91 190H93V188H91L90 191H91ZM98 190H99V189H98ZM117 190H116V191H117ZM153 190H154V189H153ZM153 190H152V191H153ZM161 190H162V189H158V191H161ZM167 190H168V189H167ZM171 190H172V189H170V191H171ZM179 190H180V189H179ZM186 190H187V189H186ZM199 190H201V189H199ZM212 190H213V191H212ZM236 190H237V189H236ZM250 190H251V189H250ZM11 191H12V190H11ZM11 191H10V193H12ZM43 191H44L43 193H45V190H43ZM49 191H50V190H49ZM51 191H52V190H51ZM56 191H57V189H56ZM65 191H66V190H65ZM86 191L88 192V194L90 193L89 190H86ZM108 191H109V190H108ZM119 191H120V190H119ZM152 191H150L151 194L153 193ZM163 191H164V190H163ZM163 191H161V192H163ZM174 191H175V190H174ZM197 191H198V190H197ZM207 191H208V190H207ZM248 191H249V190H248ZM38 192H39V191H38ZM38 192L36 193V195L38 194ZM46 192H48V191H46ZM53 192H54V190H53ZM76 192H77V191H75V192L73 193V191H72V193H73L74 195H76V194H75ZM84 192H85V191H84ZM91 192H92V191H91ZM97 192H98V191H97ZM112 192H113V191H112ZM112 192H111V193H112ZM117 192H118V191H117ZM120 192H122V191H120ZM172 192H173V190H172ZM178 192H179V195L177 194V198L180 197V198L183 200V198H182V194H180L181 191H178ZM215 192H213V194H215ZM220 192H221V191H220ZM220 192H219V193H220ZM241 192H242V191H241ZM258 192H259V191H258ZM33 193H34V192H33ZM33 193H32V195H33ZM43 193L41 192V194H43ZM50 193H51V192H50ZM50 193H49V194H50ZM64 193H66V192H64ZM77 193H78V192H77ZM81 193H82V192H81ZM85 193H86V192H85ZM85 193H83V194H85ZM94 193H93L92 195H94ZM111 193H110V194H111ZM126 193H127V192H126ZM145 193H146V192L144 191V194H145ZM147 193H148V191H147ZM156 193H157V189H156V191L153 193L152 196L150 195L152 198L149 196L150 199L154 200L153 197H158L159 195H158V196H155V195H154V194H156ZM181 193H182V192H181ZM192 193H193V192H192ZM224 193H226V192L224 191ZM224 193H223V191H222V193L220 194L221 196H219V195L217 194V197H218V198H219V197L221 198V197H222V194H224ZM247 193H248V192H247ZM261 193H262V192L260 191V194H261ZM12 194H13V193H12ZM47 194H48V193H47ZM52 194H53V193H52ZM60 194H61V193H59V192H58V193L56 192V194H55V192H54V195H55V196L57 195L56 197L53 195L56 199L52 201V200H51L52 198H50V197H53V196H51V195H49V196H50L49 199L52 201V203H53L54 201H56V200H58V202H59V198L61 199V197H62ZM88 194L86 193V195H87L88 198H94V196L90 197V196H88ZM107 194H109V193H107ZM116 194H119V193H115L114 195H111V196H110V195H107V200H108L109 197H111V199H112V196H117ZM135 194H136V193H135ZM135 194H134V195H135ZM157 194H158V193H157ZM159 194H160V192H159ZM167 194L170 195L171 192H168ZM174 194H175V193H174ZM34 195H35V193H34ZM36 195H35V196H36ZM58 195H59V196H58ZM62 195H64V196L62 197V200H64L63 198L66 197V196H65L66 194H62ZM96 195H97V193L95 194V196H96ZM99 195H100V191H99ZM119 195H120V194H119ZM122 195H123V194H122ZM134 195H133V197H130V198H132V199H130V200H133V198H134V199H136V200L139 201V198L135 197ZM184 195H185V194H184ZM184 195H183V197H184ZM201 195H203V194H201ZM207 195H208V193H207ZM245 195H247V194H245ZM261 195H262V194H261ZM10 196H11V195H10ZM18 196H19V195H18ZM25 196H26V195H25ZM27 196H28V195H27ZM27 196H26V197H27ZM30 196H31V195H30ZM30 196H28V197H30ZM37 196H38V195H37ZM37 196H36L35 198H37ZM44 196H46V198H47V195H44ZM71 196L73 197L72 194H71ZM77 196H78V195H77ZM108 196H109V197H108ZM145 196H146V195H145ZM165 196H167V195H165ZM170 196H171V195H170ZM212 196H213V195H211L210 197H212ZM215 196H216V195H215ZM228 196H229V195H228ZM234 196H235V195H234ZM237 196H238V195H237ZM248 196L250 197V194H249ZM253 196H254V195H253ZM14 197H15V196H13V198H14ZM57 197H59V198H57ZM74 197H76V196H74ZM79 197H80V196H79ZM97 197H98V195H97ZM97 197H96V200L99 199V198L97 199ZM105 197H106V196H105ZM149 197H148V201H149ZM159 197H160V196H159ZM172 197H173V196H172ZM187 197H189V196H187ZM193 197H194V196H193ZM203 197H204V196H203ZM217 197H216V199H215V197L213 196L211 199H214V200H215L214 202H218L220 199L217 200ZM251 197H252V196H251ZM251 197H250V198H251ZM254 197H255V196H254ZM254 197H252V198H254ZM258 197H262V196H258ZM263 197H264V196H263ZM10 198H12V197H10ZM13 198H12V199H13ZM19 198H21V197H19ZM19 198H18V199H19ZM40 198H41V197H40ZM68 198H69V197H68ZM76 198H77V197H76ZM76 198H75V199H76ZM84 198H86V197H84ZM103 198H104V196H103ZM117 198H118V197H117ZM119 198H120V197H119ZM119 198H118V199H119ZM122 198H123V197H122ZM177 198H176V200H175V198H174V199L172 198V200H173V201L175 200V202H176V201H178ZM195 198H196V197H195ZM231 198H232V197H231ZM241 198H244V199H243V200H244V203L242 202V204H241V206H243V205L245 204V200H247V196H245V197H241ZM30 199H31V198H30ZM37 199H39V198H37ZM41 199H42V198H41ZM41 199H39V200H41ZM53 199H54V198H53ZM80 199H81V198H79L78 200H80ZM82 199H83V196H82ZM105 199H106V198H105ZM111 199H110V200H111ZM155 199L157 200V198H155ZM202 199H203V198H202ZM211 199H210V200H211ZM238 199H239V198H238ZM257 199H259V198H256V200H257ZM8 200H9V199H8ZM8 200H7V202H9L11 199H10L9 201H8ZM14 200H15V199H14ZM28 200H29V199H27V200H25V201L29 202ZM50 200H49V201H50ZM78 200H76L75 205H77ZM84 200H85V199H84ZM84 200H83V201H84ZM101 200H102V199H101ZM107 200H106V201H107ZM113 200H114L113 203H115V201H116L115 198H113ZM152 200H150L149 202H151ZM164 200H165V199H164ZM194 200H195V199H194ZM226 200H227V199H226ZM229 200H230V198H229ZM249 200H250V199H248L247 201H249ZM252 200H254V199H252ZM4 201H5V200H4ZM4 201H3V202H4ZM30 201H32V199H31ZM41 201H42V200H41ZM45 201H47V199H46ZM99 201H100V199H99L97 202L100 203L101 201H100V202H99ZM103 201H104V200H103ZM108 201H109V200H108ZM133 201H134V200H133ZM133 201H132V203H133ZM144 201H146V200H144ZM162 201H163V200H162ZM183 201H184V200H183ZM190 201H191V200H190ZM201 201H202V200H201ZM247 201H246L247 204H249V205H253L252 202H249V203H248ZM254 201H255V200H254ZM260 201H261V199H260ZM3 202L1 203V206L3 205ZM21 202H22V200H21ZM37 202H38V201L36 200V202H34L35 204L33 203L34 206L36 205ZM60 202H61V201H60ZM60 202H59V203H60ZM70 202H71V201H70ZM72 202H74V201H72ZM72 202H71V203H72ZM79 202H81V201H79ZM85 202H86V201H85ZM85 202H84V203H85ZM91 202H92V201H91ZM118 202H119V200H118ZM149 202H148V204H145V202H141V200H140V203H144V205L142 206V207H143V210H140V211H143V212H150V213H148V214H149V215L151 214V215L153 216V214L151 213V211H149L150 208H151L150 206H153V205L151 204L152 202H151V203H149ZM167 202H168V201H166V202H165V205H163V206H166ZM175 202H173V203H175ZM184 202H185V201H184ZM184 202H183V203H184ZM191 202H192V201H191ZM225 202H226V201H225ZM227 202H228V201H227ZM5 203H6V202H4V206H5ZM9 203H10V202H9ZM29 203H30V202H29ZM42 203H43V202H42ZM42 203H41V204H42ZM86 203L88 204L89 201L86 202ZM108 203H109V202H108ZM119 203H120V202H119ZM130 203H131V202H130ZM132 203H131V204H132ZM137 203H138V202H137ZM137 203H136L135 208L132 207V205H131V207L134 208V211H135L136 208H138L137 206H140V205H141L140 203H138V204H140V205H137ZM154 203H155V202H154ZM154 203H153V204H154ZM168 203H169V202H168ZM183 203H182V204H183ZM204 203H205V202H202V205H205ZM210 203H211V202H210ZM222 203H223V202H222ZM230 203H232V205H231V204H230V205L232 206V209H233V199L230 201ZM234 203H235V201H234ZM257 203H258V201H257ZM260 203H261V205H262V202H260ZM13 204H14V203H13ZM38 204L41 205L40 203H38ZM47 204H51V203L48 202ZM47 204H46V205L44 204V205H45V206H48ZM55 204H56V203H55ZM55 204H54V205H55ZM90 204H91V203H90ZM100 204H101V203H100ZM133 204H134V203H133ZM150 204H151V205H150ZM162 204H164V202H163ZM180 204H181V203H180ZM193 204H194V203H193ZM212 204L214 205L215 203L212 202ZM216 204H217V203H216ZM216 204L214 205L215 207H216ZM224 204L226 205L227 203H224ZM236 204H237V203H236ZM27 205H28V204H27ZM30 205H31V203L29 204V206H30ZM39 205H37V207H36V206H35V207L38 208ZM42 205H43V204H42ZM64 205H65V204H64ZM71 205H72V204H71ZM85 205H86V204H85ZM91 205H92V204H91ZM91 205H89V206H91ZM96 205H97V204H96ZM103 205H104V204H103ZM103 205H102V206H103ZM106 205H107V204H106ZM134 205H135V204H134ZM159 205H160V204H159ZM189 205H191V204H189ZM200 205H201V204H200ZM245 205H246V204H245ZM6 206H7V204H6ZM11 206H12V204H11ZM29 206L26 207V208L29 209ZM31 206H32V205H31ZM55 206H56V205H55ZM65 206H66V205H65ZM73 206H74V205H73ZM73 206H72V207H73ZM102 206H101V207H102ZM104 206H105V205H104ZM123 206H124V205H123ZM125 206H126V205H125ZM179 206H180V205H179ZM194 206H195V205H194ZM208 206H210V208H209L210 210H211V209L213 210V206H212L211 204H210V205H207L206 209L208 208ZM226 206H227V205H226ZM15 207H16V206H15ZM17 207H21V206H18V204H17ZM67 207H68V206H67ZM72 207H71V208H72ZM86 207H87V208H86V211H85L84 214H86L87 212L90 211V208H88V206H86ZM93 207H95L94 204H93ZM93 207H92V208H93ZM107 207H108V206H107ZM107 207H105V208H107ZM127 207H128V206H127ZM159 207H160V206H159ZM159 207H158V208H159ZM166 207H167V206H166ZM190 207H191L192 210H193V207H192V206H190ZM190 207H189V210H188V208H187L188 212L190 211ZM202 207H203V206H201L200 208H202ZM221 207H222V206H221ZM238 207H239V206H238ZM248 207H249V206H248ZM252 207H253V206H252ZM254 207H255V204H254ZM263 207H264V206H263ZM2 208H4V207L2 206ZM26 208H25V210H26ZM33 208H34V207H33ZM36 208H35V209H36ZM64 208H65V207H64ZM96 208H97V206H96ZM118 208H119V207H118ZM125 208H126V207H125ZM125 208H123V209H124V213H125V214H123V215H126V212H125L126 210H127V214H128V209L126 208V210H125ZM128 208H129V207H128ZM154 208H155V207H154ZM154 208H153V210H154ZM158 208H157V209H158ZM162 208H164V207H161L160 210H162ZM178 208H179V207H178ZM200 208H199V209H200ZM229 208H230V207H227V211H228ZM260 208H261V207H260ZM12 209H13V208H12ZM30 209H31V207H30ZM30 209H29V210H30ZM68 209H70V208L68 207ZM68 209H67V210H68ZM84 209H85V208H84ZM87 209H88V210H87ZM94 209H95V208H93V210H94ZM98 209H99V204H98V208H97V210L95 209V211L98 212ZM101 209H103V208H101ZM116 209H117V208H116ZM119 209H120V208H119ZM139 209H140V207L138 208V210H139ZM170 209H171V208L169 207V210H170ZM194 209H195V208H194ZM199 209H198V210H199ZM206 209H205V207H204V210H205V211H207ZM215 209H216V208H215ZM215 209L213 210V212L215 211ZM230 209H231V208H230ZM230 209H229V210H230ZM240 209H241V208H240ZM261 209H262V208H261ZM261 209H260V211H261ZM263 209H264V208H263ZM2 210H3V209H2ZM8 210H9V209H8ZM14 210H15V209H14ZM14 210H12V212H13ZM25 210H22V211H25ZM39 210H40V208H39ZM39 210L37 209V210H36V213H37V211L39 212ZM74 210H75V209H74ZM136 210H137V209H136ZM163 210H164V209H163ZM165 210H166V209H165ZM165 210H164V211H165ZM169 210H166V211H169ZM172 210H173V209H172ZM179 210H180V209H179ZM183 210H184V209H183ZM192 210H191V212H192ZM204 210H202V212H204ZM218 210H219V208H218ZM222 210H223V209H221V211H222ZM30 211H31V210H30ZM30 211H27V212H30ZM33 211H35V210L33 209ZM61 211H62V210H61ZM103 211H104V209H103ZM116 211H117V210H116ZM121 211H122V209H121ZM140 211H137V212H138V215L141 214ZM164 211H162V212L164 213ZM166 211H165V213H166ZM176 211H177V210H176ZM237 211H238V210H237ZM263 211H264V210H263ZM263 211L261 212V217H262V215H264V212H263ZM1 212H2V211H1ZM4 212H5V213L7 212V214H8V211H5V210H4ZM17 212H18V211H17ZM27 212L25 211V214H27ZM66 212H67V211H66ZM82 212H83V211H82ZM82 212H81V213H82ZM97 212H96V213H97ZM118 212H120V210H118ZM130 212H131V211H130ZM130 212H129V213H130ZM135 212H136V211H135ZM139 212H140V214H139ZM143 212H142V213H143ZM155 212L157 213V211H155ZM162 212H161V213H162ZM170 212L173 214L172 211H169V213H170ZM211 212H212V211H211ZM213 212H212V213H213ZM229 212H230V211H229ZM231 212H232V211H231ZM2 213H3V212H2ZM13 213H14V212H13ZM22 213H23V212H22ZM30 213H31V212H30ZM62 213H63V212H62ZM72 213H74L73 209H72ZM72 213H71V214H72ZM89 213H90V212H89ZM89 213H87V215H85V216H88ZM91 213H92V212H91ZM120 213H121V212H120ZM161 213H159L160 216H161ZM163 213H162V214H163ZM165 213H164V214H165ZM195 213H197V210H195ZM222 213H224V210H223ZM225 213H226V212H225ZM233 213H234V212H232L231 214H233ZM262 213H263V214H262ZM0 214H1V213H0ZM3 214H4V213H3ZM14 214L16 215V213H14ZM14 214H13V215H14ZM28 214H29V213H28ZM28 214H27V215H28ZM32 214H33V212H32ZM32 214H31V215H32ZM54 214H55V213H54ZM68 214H69V213H68ZM68 214H67V215L65 214V215L68 216ZM97 214H99V212H98ZM116 214H117V212H116ZM130 214H131V213H130ZM130 214H129V216H130ZM134 214H135V213H134ZM136 214H137V213H136ZM145 214H147V213H145ZM172 214H171V215H172ZM181 214H182V213H181ZM190 214H191V213H190ZM190 214H189V215H190ZM204 214H205V213H204ZM206 214H207V213H206ZM219 214H220V212H219ZM226 214H227V215H226ZM226 214H225V215H226V217L228 218V221H227V222H228V224H229V222H231V221H229L230 219H229V217H228V215H229L230 213L228 214V212H227ZM259 214H260V212H259ZM31 215L29 214V215H28V218H29V216H31ZM59 215H60V213H59ZM59 215H58V216H59ZM61 215H63V214H61ZM61 215H60V216H61ZM65 215H64L63 217H65ZM77 215H78V214H77ZM90 215H91V214H89V216H88L89 219H90ZM95 215H96V214H95ZM95 215H94V216H95ZM99 215H100V214H99ZM109 215H110V214H109ZM117 215H118V214H117ZM117 215H116V217H117ZM141 215L143 216L144 213L141 214ZM141 215H140V216H141ZM156 215H157V214H156ZM159 215H158V216H159ZM165 215H167V214H165ZM177 215H178V214H177ZM192 215H193V218H194V215H195V214L193 213ZM196 215H197V214H196ZM196 215H195V216H196ZM200 215H201V214H200V212H199V216H200ZM202 215H203V214H202ZM202 215H201V216H202ZM235 215H236V214H234L233 216H235ZM17 216H18V217H17ZM52 216H54V215H52ZM69 216H70V215H69ZM69 216H68V217H69ZM72 216H73V215H72ZM120 216H121V217H124V216H122V214H120ZM131 216H132V214H131ZM134 216H135V215H134ZM147 216H148V215H147ZM147 216H146V217H147ZM152 216L150 217V219L152 218ZM158 216H157V217L155 216V219L157 218V221H158V218H159ZM162 216H164V215H162ZM178 216H179V215H178ZM178 216H177V218H178ZM183 216H184V215H183ZM183 216H182V220H183V218H185V217H183ZM197 216H198V215H197ZM203 216H204V215H203ZM211 216H212V215H211ZM221 216H222V215H221ZM223 216H224V215H223ZM1 217H2V216H1ZM15 217H16V219H17V218L20 219L18 214H17ZM25 217H27V216H25ZM31 217L33 218V216H31ZM31 217H30V218H31ZM56 217H57V215H56ZM78 217H79V216H78ZM100 217H102V215H101ZM108 217H109V216H108ZM127 217H128V216L126 215V216H125V219H126ZM169 217H171V216H169ZM169 217H168V218H169ZM189 217H190V216H188V218H189ZM207 217L209 218V216H207ZM256 217H257V216H256ZM261 217H260V215H259L260 220H261ZM3 218H4V217H2V219H3ZM61 218H62V216H61L60 218H58V219H61ZM72 218L74 219L75 217H72ZM95 218H96V217H95ZM129 218H130V217H129ZM133 218H134V217L131 218L132 220H134V222H133L132 224H134V223L137 224V223H136L137 221H136L135 219H133ZM147 218H148V217H147ZM153 218H154V217H153ZM163 218H164V217H163ZM168 218H167V220H168ZM177 218H175V219H177ZM179 218H180V217H179ZM193 218L191 219V225L194 224V223H192V222H193ZM195 218H196V217H195ZM197 218H200V219L202 220L201 217H197ZM205 218H206V217H205ZM2 219H1V220H2ZM18 219H17V220H18ZM21 219H22V218H21ZM26 219H27V218H26ZM50 219H51V218H50ZM50 219H49V220H50ZM68 219H69V218H68ZM68 219H67V220H68ZM84 219H85V217L83 218V220H84ZM106 219H107V218H106ZM110 219H111V221H112V218H110ZM110 219H109V220H110ZM114 219H115V218H114ZM137 219H138V218H137ZM155 219H154V220H155ZM161 219H162V218H161ZM172 219H173V217H172ZM175 219H174V221H176ZM222 219H224V220L226 221L225 218H222ZM233 219H235V217H234ZM248 219H249V218H248ZM254 219H255V218H254ZM256 219H257V218H256ZM5 220H6V219L4 218L2 221L5 222ZM7 220H8V219H7ZM7 220H6V221H7ZM10 220H11V221H15V220H12L11 217L9 218L8 222H9ZM22 220H23V219H22ZM38 220H39V219H38ZM63 220H64V219H63ZM63 220H62V221H63ZM83 220H82V221H83ZM86 220L88 221L87 218H86ZM86 220H85V221H86ZM93 220H96V219H93ZM103 220H104V219H103ZM109 220H108V221H109ZM115 220H116V219H115ZM118 220H121V218L119 217ZM123 220H124V219H123ZM123 220H121L122 224H119V226H120V225H123L122 227L124 228V227L126 226L125 223L127 224V220H128V219L124 220V221H125L124 223H123ZM146 220H148L149 223L151 222V221L149 220V218L146 219ZM177 220H178V222L181 221L180 219H177ZM188 220H189V219H188ZM188 220H187V222H188ZM235 220H236V219H235ZM249 220H250V219H249ZM258 220H259V219H258ZM262 220L264 221V217H262ZM11 221H10V222H11ZM40 221H41V220H39L38 222H40ZM43 221H45V220H43ZM62 221H60V224L63 223ZM78 221H79V220H78ZM87 221H86V222H87ZM116 221H117V220H116ZM130 221H131V220H130ZM157 221H155V222L157 223ZM174 221H173V223H174ZM194 221H196V219H195ZM197 221H198V220H197ZM204 221H206V219H205ZM204 221H203V222H204ZM240 221H241V220H240ZM240 221H239V224H240ZM245 221H246V220H245ZM247 221H248V220H247ZM247 221H246V225H245L246 227H247V226L249 225V223L251 222V221H249V222H248V225H247ZM10 222H9V223H10ZM19 222H21V220H20ZM33 222H34V221H33ZM33 222H32V223H33ZM35 222H36V221H35ZM54 222H56V221H53V222H52L53 225H55ZM69 222H70V226H72V225H71V224H72V223H71L72 220L69 221ZM76 222H77V221H76ZM96 222H100V221H98V219H97ZM112 222H113V221H112ZM112 222H108V224L110 223V224L112 225ZM119 222H120V221H119ZM121 222H120V223H121ZM131 222H132V221H131ZM131 222H128V224H131ZM148 222H147V223H148ZM168 222H171L170 219H169ZM178 222H175V224L177 223V225L179 226ZM182 222H183V221H182ZM189 222H190V220H189ZM189 222H188V223H189ZM207 222H208V221H207ZM227 222H226V224H227ZM243 222H244V221H243ZM252 222H253V221H252ZM252 222L250 223V225L252 224ZM256 222H257V221H256ZM0 223H1V222H0ZM6 223H7V222H6ZM14 223H15V222H14ZM14 223H13V224H14ZM17 223H18V222H17ZM49 223H50V221H49ZM115 223H116V222H115ZM115 223H114V225H115ZM141 223H142V222H141ZM159 223H161V221H159ZM166 223H167V221H165V225L162 226V227H163V230H165L164 228L167 227L166 225H167L168 223H167V224H166ZM180 223H181V222H180ZM199 223H200L199 226H201V222H199ZM215 223H216V222H215ZM215 223H214V224H215ZM262 223H263V222H262ZM10 224H11V223H10ZM34 224H35V223H34ZM37 224H38V223L36 222V225H37ZM43 224H44V223H43ZM77 224H78V223H77ZM80 224H82V222L79 223V226H81ZM93 224H94V223H93ZM93 224H91L90 226L93 227V226L95 225L94 227H97L96 223H95L94 225H93ZM99 224H100V225H99ZM99 224H98V226H101V223H99ZM110 224H109V225H110ZM151 224H152V223H151ZM163 224H164V223H163ZM169 224H170V223H169ZM175 224H173V225H175ZM204 224H205V223H204ZM239 224H237V225H239ZM242 224H243V225H242ZM242 224H241V226L239 225V226H240L239 228L237 227V228L239 229V230H237V231H239V232L241 231V233H242V232H245V231H244V227H245L244 224H245V223H242ZM258 224H259V222H258ZM3 225H5V224L3 223ZM11 225H12V224H11ZM27 225H28V224H27ZM46 225H47V224H46ZM56 225H57V224H56ZM109 225H108V226H109ZM111 225H110V226H111ZM143 225H144V223H143ZM152 225H153V224H152ZM152 225L149 226L150 229H151V226H152ZM157 225H158V223H157ZM157 225H156V226H157ZM177 225L174 226V229H176L175 227H177ZM181 225L187 226V225L184 224V223L181 224ZM202 225H203V224H202ZM209 225H210V224H209ZM209 225H208V226H209ZM216 225H217V224H216ZM223 225H224V223L222 224V227H221V226H218V225H217V226L220 227L221 230H222V229L224 230ZM250 225H249V226H250ZM256 225H257V224H256ZM21 226H22V225H21ZM30 226H31V225H30ZM48 226H50V225L48 224ZM62 226H63V225H60V226H58V227L61 228ZM130 226H133V225H130ZM147 226H148V225H147ZM147 226H146V227H147ZM165 226H166V227H165ZM171 226H172V225H171ZM196 226H197V224H196ZM208 226H207V227H208ZM211 226H212V228H213L214 225L211 223ZM231 226H232V225L229 224L230 230H231ZM234 226H235V225H234ZM249 226H248V227H249ZM13 227H14V226H13ZM36 227H39V228H40L41 226L38 225V226H36ZM36 227H35V229H36ZM55 227H57V226H55ZM58 227H57V228H58ZM64 227H65V226H64ZM64 227H63V228H64ZM75 227H76V226H75ZM75 227H74V228H75ZM77 227H78V226H77ZM77 227H76V228H77ZM81 227H82V226H81ZM115 227H116V226H115ZM115 227L113 226V227H112V230H114ZM133 227H135V226H133ZM133 227H132V228H133ZM136 227H137V226H136ZM146 227H145V228H146ZM149 227H147V228H149ZM189 227H191V226L189 225ZM19 228H21V229L23 230L25 227H23V228H22V227H19ZM29 228H32V227H29ZM41 228H42V227H41ZM59 228H58V229H59ZM63 228H62V229H63ZM74 228H73V230H74ZM98 228L100 229L101 227H98ZM107 228H108V227H107ZM110 228H111V227H110ZM118 228H119V227L117 226V227H116V230H118ZM125 228H126V227H125ZM128 228H129V227H128ZM154 228H156V227H154ZM167 228H168V230L170 229V227H167ZM180 228H181V226L178 227V229H180ZM184 228H186V227H184ZM201 228H202V227H201ZM201 228H199V229H201ZM212 228L210 227V230H211ZM226 228H227V230H228V227H226ZM257 228H258V227H257ZM257 228H254V229H253L254 232L257 231V230H255V229H257ZM260 228H263V227L261 226ZM26 229H27V228H26ZM26 229H25V231H29V230H30V229H29V230H28V229L26 230ZM32 229H33V228H32ZM45 229H46V228H45ZM45 229H44V230H45ZM52 229L54 230V228H51V230H52ZM78 229H79V227H78ZM78 229H76V230H78ZM126 229H127V228H126ZM133 229H134V228H133ZM138 229H139V228H138ZM152 229H153V227H152ZM152 229H151V230H152ZM174 229H173V230H174ZM188 229L190 230V228H188ZM191 229H192V228H191ZM204 229H205V227H204ZM207 229H209V227H208ZM9 230H10V229H9ZM14 230H16V228H15ZM38 230H40V229H38ZM42 230H43V229H42ZM44 230H43V231H44ZM46 230H47V229H46ZM46 230H45V231H46ZM53 230H52V231H53ZM60 230H61V229H60ZM70 230H71V229H70ZM93 230H94V229H93ZM95 230H96V229H95ZM102 230H103V229H102ZM112 230L110 229V231H112ZM130 230H131V229H130ZM151 230L148 229V231H150V233H151ZM166 230H167V229H166ZM170 230H172V229H170ZM197 230H198V229H197ZM210 230H206V231H208L209 237H210V232H211ZM212 230H213V229H212ZM227 230L225 229V231H227ZM230 230H229V231H230ZM232 230H233V227H232ZM232 230H231V231H232ZM12 231H13V230H12ZM12 231H11V232H12ZM16 231H17V230H16ZM19 231H20V229H19ZM34 231H35V230H34ZM34 231H33V232H34ZM52 231H51V232H52ZM56 231H57V230H56ZM56 231H55V233H56ZM63 231H64V230H63ZM74 231H75V230H74ZM74 231H73V234H75V233L77 234V232H74ZM99 231H100V230H99ZM105 231H106V230H105ZM105 231H104V232H105ZM107 231H109V230L107 229ZM119 231L121 232L122 230H119ZM119 231H118V232H119ZM131 231H132V230H131ZM133 231H135V230H133ZM144 231H146V229H145ZM179 231H182V230H179ZM184 231H185V230H184ZM184 231H183V232H184ZM200 231H201V230H200ZM215 231H216V229H215ZM225 231H224V232H225ZM248 231H249V232H252L251 229L248 230ZM13 232H14V231H13ZM20 232H21V231H20ZM60 232H61V231H60ZM113 232L117 233L115 230H114ZM113 232H112V233H113ZM122 232H123V231H122ZM162 232H163V231H162ZM175 232H176V230H175ZM193 232H194V231H193ZM216 232H217V231H216ZM232 232H233V231H232ZM239 232H236V233L239 234ZM260 232H261V231H260ZM6 233H9V232H5V234H6ZM15 233H16L15 235L18 234L17 232H15ZM24 233H25V232H24ZM52 233H53V232H52ZM78 233H79V232H78ZM99 233H100V232H99ZM112 233H111V234H112ZM127 233L129 234L130 231L127 232ZM132 233H133V232H132ZM132 233H131V234H132ZM135 233H137V232L135 231ZM135 233H133V234H135ZM150 233H149V234H150ZM163 233H164V232H163ZM163 233H162V234H163ZM165 233H166V234H167V233L170 234L171 231H166ZM177 233H178V230H177ZM180 233H181V232H180ZM180 233H179V236H180ZM194 233H195V232H194ZM200 233H201V234H205V232H204V233H203V232H200ZM213 233H214V231H213ZM225 233H227V232H225ZM236 233H235V235H236ZM241 233H240V234H241ZM11 234H12V233H11ZM20 234H21V233H20ZM33 234H34V233H33ZM33 234H32V236H33ZM36 234H39V232H36ZM56 234H57V233H56ZM71 234H72V231H71ZM73 234H72V235H73ZM76 234H75V235H76ZM80 234H83V233H80ZM100 234H101V233H100ZM107 234H108V233H107ZM107 234H106V235H107ZM111 234L108 235V236H111ZM128 234H125V235L127 236ZM131 234H130V235H131ZM133 234H132V235H133ZM142 234L144 235V233H142ZM155 234H156V233H155ZM183 234H184V233H183ZM201 234L199 235V233H198V236H199V237H202V238H203L204 236H205L204 238H206V237L208 236L207 233H206L207 235L205 234L204 236H203V235L201 236ZM211 234H212V233H211ZM214 234H215V233H214ZM214 234H213V235H214ZM233 234H234V233H233ZM238 234H237V235H238ZM251 234H254V233H251ZM255 234H256V232H255ZM257 234H258V233H257ZM257 234H256V236H257ZM7 235H8V234H7ZM51 235H53V234H51ZM75 235H74V237H75ZM78 235H79V234H78ZM125 235H123V239H124V241H126V239H127V238H124V237H126ZM130 235H128V238H129ZM135 235H137V234H135ZM146 235H148V232H147ZM163 235H164V234H163ZM163 235H160V236L163 237ZM172 235H173V234H171V237H172ZM213 235H211V236H213ZM219 235L221 236L220 233H219ZM242 235H243V233H242ZM259 235H261V234H259ZM19 236H21V235H19ZM24 236H25V234H24ZM26 236H27V235H26ZM36 236H37V235H36ZM39 236H40L41 238H44V237H42L41 235H38V237H37L38 239L40 238ZM60 236H61V235H60ZM70 236H71V235H70ZM76 236H77V235H76ZM81 236H82V235H81ZM102 236H103V235H102ZM115 236H116V235H115ZM165 236H168V235H165ZM165 236H164L163 238H165ZM194 236L196 237V235H194ZM194 236H193V234H192L191 237H194ZM198 236H197V237H198ZM238 236H239V235H238ZM252 236H253V235H252ZM254 236H255V235H254ZM256 236H255V237H256ZM57 237H58V236H57ZM77 237H78V236H77ZM79 237H80V235H79ZM104 237H105V236H104ZM140 237H142V236H140ZM143 237H145V235H144ZM147 237H148V236H147ZM151 237H152V235L149 236L148 240H149ZM154 237H155V236H154ZM154 237H152V238H154ZM182 237H183V236H182ZM182 237H181V239H182ZM199 237H198V238H199ZM215 237H216V236H215ZM221 237H222V236H221ZM242 237H243V236H242ZM242 237L239 236V238H242ZM249 237H250V236H249ZM23 238H24V237H23ZM25 238H26V237H25ZM30 238H31V237H30ZM32 238H34V236H33ZM46 238H47V237H46ZM50 238H52V236H50ZM63 238H64V240H65V237H63ZM105 238H106V237H105ZM107 238H109V237H107ZM110 238H111V237H110ZM130 238H131V236H130ZM130 238H129V240H130ZM132 238H133V236H132ZM138 238H139V237H138ZM138 238H137V240H138ZM152 238H151V239H152ZM163 238H162V239H163ZM202 238H201V241H202ZM204 238H203V239H204ZM216 238H217V237H216ZM225 238H226V237H225ZM235 238H238V237L236 236ZM252 238H254V237H252ZM256 238H257V237H256ZM259 238H261V237H259ZM8 239H9V238H8ZM15 239H16V238H15ZM19 239H20V238H19ZM26 239H27V238H26ZM26 239H24V241H23V243L25 242V243H24V244H25V247H26V244H29V243H26V241H25ZM54 239H55V238H54ZM61 239H62V237H61ZM67 239H68V238H67ZM70 239H71V238H70ZM70 239H68L69 242H70ZM72 239H74V238H72ZM72 239H71V241H73ZM75 239H76V237H75ZM113 239H114V238H113ZM123 239H122V240H123ZM144 239L146 240V237H145ZM159 239H161V238H159ZM222 239H223V238H222ZM248 239H249V238H248ZM250 239H251V237H250ZM250 239H249V240H250ZM27 240H28V239H27ZM35 240H36V239H35ZM41 240H42V239H41ZM64 240H62V241L66 244V242H65ZM129 240H128V242H129ZM134 240H135V239H133V241H134ZM140 240H141V239H140ZM142 240H143V238H142ZM142 240H141V242H143ZM156 240H158L157 237H156ZM156 240H155V242H157V243H159V241H161V240H158V241H156ZM193 240H194V239H193ZM193 240H192V241H193ZM196 240H197V238H196ZM199 240H200V239H198L197 241H199ZM208 240H209V239H208ZM210 240H211V239H210ZM225 240H226V239H225ZM259 240H261V239H259ZM259 240H258V243H259ZM11 241H12V240H11ZM20 241H21V239H20ZM20 241H19V242H20ZM52 241H54V240H51V241L48 240V242H52ZM60 241H61V240H60ZM62 241H61V242H62ZM75 241H76V240H75ZM75 241H73V242H75ZM78 241H79V240H78ZM95 241H97V238H96ZM99 241H100V240H99ZM99 241H98V242H99ZM103 241L105 242V240H103ZM112 241H113V240H112ZM112 241L110 240V242H112ZM124 241H123V243H124ZM192 241H191V242H192ZM197 241H195V242L197 243ZM205 241H206V240H205ZM222 241H223V240H222ZM222 241H221V242H222ZM226 241H229V240L227 239ZM226 241L224 242V245H225ZM240 241H242V240L240 239ZM251 241H252V239H251ZM256 241H257V240H255V238H254L253 242H256ZM27 242H28V241H27ZM48 242H47V243L45 242V243L48 244ZM55 242H56V241H55ZM55 242H54V243H55ZM76 242H77V241H76ZM98 242H96V243H98ZM101 242H102V240L100 241V243H101ZM104 242H103V244H105V243L107 242V239H106V242H105V243H104ZM135 242L138 243L139 241H135ZM146 242H147V240H146ZM153 242H154V241H153ZM153 242H152V243H153ZM155 242H154V243H155ZM202 242H203V241H202ZM206 242H207V241H206ZM206 242H203L202 244L204 245V243L206 244ZM208 242H210V241H208ZM243 242H245V241H243ZM243 242H242V245H243ZM246 242H247V240H246ZM248 242H249V241H248ZM248 242H247L248 247L254 245V243L251 245V243H248ZM263 242H264V241H263ZM45 243H43V245H44ZM70 243H72V242H70ZM100 243H98V244H100ZM125 243H126V242H125ZM130 243H131V242H130ZM130 243H129V244H130ZM137 243H135V244L138 246ZM167 243H168V242H167ZM178 243H179V241H178ZM180 243H182V242L180 241ZM198 243H199V242H198ZM200 243H201V242H200ZM227 243H228V242H227ZM227 243H226V244H227ZM258 243H257V245H258ZM261 243H262V242H261ZM39 244H40V242H39ZM65 244H64V245H65ZM68 244H69V243H67L66 245L68 246ZM103 244H100V245L104 246ZM106 244H107V243H106ZM132 244H133V243H131V245H132ZM186 244H187V243H186ZM190 244H191V243H190ZM192 244H194V241L192 242ZM192 244H191V245H192ZM221 244H222V243H221ZM221 244H220V245H217V246H220V247H221ZM249 244H250V246H249ZM255 244H256V243H255ZM20 245H22V244L20 243ZM55 245L57 246L56 243H55ZM55 245H53V247H54ZM62 245H63V243H62ZM62 245H61V246H62ZM131 245H130V246H131ZM155 245H156V243H155ZM158 245H159V244H158ZM188 245H189V244H188ZM203 245H202V246H203ZM224 245L222 244V246H224ZM227 245H228V244H227ZM237 245H238V244H237ZM40 246H41V245H39V247H40ZM47 246H48V245H47ZM70 246H71V245H70ZM70 246H69V247H70ZM73 246H74V245H73ZM76 246H77V243H76ZM79 246H80V245H79ZM94 246H95V245H94ZM96 246H97V244H96ZM96 246H95V247H96ZM102 246H99V247H98V249L100 248V249H99V250H100V251H99V252H100V255H101V247H102ZM109 246H110V245H109ZM124 246H127V245H124ZM137 246H134V247L131 246V247L135 250V248H137ZM156 246H157V245H156ZM179 246H180V245H179ZM183 246H184V245H183ZM189 246H190V245H189ZM189 246L186 245V247H189ZM198 246H200V244H198ZM204 246H206V245H204ZM217 246H215L214 248H216ZM235 246H236V245H235ZM238 246H239V245H238ZM260 246H261V244H260ZM263 246H264V245H263ZM11 247H12V246H11ZM22 247H23V246H22ZM22 247H20L21 250H24L25 247H23V248H22ZM27 247H28V245H27ZM81 247H82V245H81ZM81 247H80V248H81ZM95 247H94V248H95ZM122 247H123V246H122ZM122 247H121V249H122ZM128 247H129V246H128ZM131 247H129V248H131ZM192 247H193V246H192ZM194 247H197V246H194ZM225 247H226V245H225ZM225 247H224V248H225ZM239 247H240V248H237V249H241V248H242V246H239ZM248 247H247V249H248ZM252 247H253V246H252ZM252 247H250V248L253 249ZM261 247H262V246H261ZM40 248L42 249V246H41ZM49 248H50V247H49ZM65 248H66V247H65ZM90 248H91V247H90ZM96 248H97V247H96ZM96 248H95V250L97 251ZM102 248H103V247H102ZM132 248H131V249H132ZM181 248H185V247H181ZM181 248H179V249H181ZM189 248H191V246H190ZM197 248H199V247H197ZM197 248H196V249H197ZM214 248H213V250H214ZM228 248L231 249L232 247H228ZM243 248H245V247H243ZM250 248H249V249H250ZM256 248H257V247H256ZM258 248H259V250H260L261 252L263 251V250H261V248H260L259 246H258ZM45 249L48 250V247L45 246ZM45 249L43 250V253L46 252ZM55 249H56V248H55ZM55 249H54V250H55ZM66 249H67V248H66ZM66 249H65V250H66ZM82 249H83V248H82ZM86 249H87V248H86ZM86 249H85V250H86ZM124 249H125V248H124ZM131 249H130V250H131ZM133 249H132L131 251H133ZM143 249H144V247H143ZM162 249H163V248H162ZM193 249H194V248H192V250H193ZM199 249H200V248H199ZM222 249H223V248H222ZM225 249H227V247H226ZM225 249H224V250H225ZM229 249H228V250H229ZM237 249H236V250H237ZM247 249H246V251H247ZM249 249H248L249 253H251L252 251L254 252V250H252V251L250 252L251 249H250V250H249ZM67 250H69V248H68ZM76 250H78V249H76ZM89 250H90V249H89ZM117 250H118V249H117ZM158 250H159V249H158ZM216 250H217V249H215L214 251H216ZM220 250H221V248H219V250H217V251L220 252ZM233 250H234V249H233ZM241 250H242V249H241ZM241 250H239V253L241 252ZM259 250H258V251H259ZM25 251L27 252V249H26ZM25 251H22V252H25ZM44 251H45V252H44ZM57 251H58V248H57ZM87 251H88V249H87ZM87 251H85V252H87ZM90 251H92V250H90ZM96 251H95V252H96ZM124 251H127V250H124ZM124 251H121V252H123V253H121V254H119V255L124 254ZM131 251H130V252H131ZM135 251H136V250H135ZM144 251H146V250H144ZM199 251H200V250H199ZM199 251L195 250L196 254H197V252H199ZM225 251H226V250H225ZM225 251H223V252H225ZM244 251H245V250H244ZM26 252H25V253H26ZM33 252H34V251H33ZM49 252H50V250H49ZM51 252H52V249H51ZM55 252H56V251H55ZM64 252H65V251L63 250V253H64ZM95 252H94V253H95ZM130 252H129V253H130ZM178 252H179V251H178ZM192 252H193V251H192ZM223 252H221L220 254L222 255ZM230 252H232V251H230ZM253 252H252V254H253L254 257H255V254H254ZM82 253H83V252H82ZM92 253H93V252H92ZM96 253H97V254H96ZM96 253H95L96 255L94 254L93 256L97 257V255H99L98 252H96ZM117 253H120V251H119V252L117 251ZM134 253H135V252H134ZM227 253H229V252L227 251ZM227 253H226V254H227ZM255 253H256V252H255ZM257 253H260V252H257ZM257 253H256V254H257ZM34 254H35V253H33L32 255H34ZM36 254H37V253H36ZM40 254H41V253H40ZM52 254H53V253H52ZM54 254H55V253H54ZM59 254H60V253L55 254V256H56V255H59ZM64 254H65V253H64ZM64 254H63V255H64ZM66 254H68V253H66ZM74 254H75V253H74ZM83 254H84V253H83ZM106 254H107V253H106ZM109 254H110V250H109ZM127 254H128V253H127ZM127 254H126V255H127ZM130 254H131V253H130ZM130 254H129L130 258H131V255H132V256L135 255V254H131V255H130ZM136 254H137V253H136ZM181 254H182V253H181ZM191 254H192V253H191ZM191 254H190V255H191ZM207 254H208V253H207ZM212 254H214V253H212ZM212 254H211V251H209V256H211ZM215 254H217V252H216ZM224 254H225V253H224ZM232 254H233V253H232ZM237 254H238V253H237ZM252 254H251V255H252ZM1 255H2V254H1ZM1 255H0V256H1ZM21 255H22V254H21ZM46 255H47V254H46ZM68 255H69V254H68ZM100 255H99V256H100ZM110 255H111V254H110ZM110 255H107V257L109 256V258H111L112 256L110 257ZM112 255H114V254H112ZM163 255H164V254H163ZM167 255H168V254H167ZM193 255H194V253H193ZM218 255H219V253H218ZM235 255H236V254H235ZM244 255H246V254L244 253ZM257 255H258V254H257ZM257 255H256V256H257ZM263 255H264V253H263ZM30 256H31V255H30ZM39 256H42V255H39ZM43 256H44V254H43ZM52 256H54V255H52ZM52 256H51V255H50V256L48 255V257H52ZM72 256H73V255H71V252H70V257L72 258ZM76 256H77V255H76ZM84 256H85V255H84ZM159 256H160V255H159ZM178 256H180V255L178 254ZM181 256H182V255H181ZM35 257H36V256H35ZM100 257H102V256H100ZM115 257H116V254H115ZM123 257H126V256L124 255ZM150 257H151V256H150ZM156 257H157V255H156ZM213 257H214V256H213ZM213 257H212V258H213ZM215 257H216V256H215ZM215 257H214V259H215ZM242 257H244V256H242ZM21 258H22V257H21ZM24 258H25V257H24ZM29 258H30V257H29ZM37 258H38V256H37ZM57 258H58V257H57ZM61 258H62V256H61ZM61 258H58L57 260H61ZM87 258H88V257H85V259H87ZM93 258H94V257H93ZM157 258H158V257H157ZM164 258H165V256H164ZM195 258H196V257H195ZM216 258H217V257H216ZM222 258H223V257H221V259H222ZM228 258H229V257H228ZM228 258H227V259H228ZM239 258H241V256H240ZM0 259H1V258H0ZM25 259H26V258H25ZM25 259H24V260L21 259V261L23 260V262H24ZM27 259H28V258H27ZM41 259H42V258H41ZM73 259H75V258H73ZM73 259H71V260H73ZM94 259H95V258H94ZM102 259H104V258H102ZM106 259H108V258H106ZM112 259H113V257H112L110 260H112ZM125 259H126V258H125ZM131 259H132V258H131ZM133 259L136 260V258H133ZM141 259H144V258H141ZM161 259H162V258H161ZM182 259H183V256H182ZM257 259H258V257H257ZM4 260H5V259H4ZM31 260H32V261H31ZM31 260H30V264H31V262L34 263V262H33L34 258L31 259ZM37 260H38V259H36L35 261H37ZM44 260H46L45 257L43 258V261H44ZM47 260H48V258H47ZM47 260H46V261H47ZM49 260H53V259H50V258H49ZM55 260H56V259H54V261H55ZM80 260H81V259H80ZM88 260H89V259H88ZM88 260H87V261H88ZM99 260H100V258H99ZM135 260H134V261H135ZM137 260H138V258H137ZM159 260H160V259H159ZM195 260H196V259H194V261H195ZM201 260H202V262H203V259H201ZM211 260H213V259L210 258V262L208 261L207 264H209V263L211 264V263L214 262V260H213V262H212ZM260 260H261V259H260ZM2 261H3V260H2ZM40 261H41V260H40ZM74 261L77 262V259L74 260ZM74 261H70V262L75 264ZM89 261H90V260H89ZM121 261H123V260H121ZM131 261H132V260H131ZM140 261H142V260H140ZM154 261H155V260H154ZM156 261H157V260H156ZM164 261H165V260H164ZM219 261L223 262V261L220 260V259H219ZM219 261H218V262H219ZM257 261H258V260H257ZM0 262H1V260H0ZM5 262H6V261H4V262H2V263H5ZM44 262H45V261H44ZM52 262H53V261H52ZM57 262H58V261H57ZM101 262H102V260H101ZM104 262H105V261H104ZM104 262H103V263H104ZM106 262H107V260H106ZM106 262H105V263H106ZM114 262H115V261H114ZM117 262H118V261H117ZM117 262H116V263H117ZM119 262H120V261H119ZM145 262H146V261H145ZM145 262H144V263H140V264H146ZM216 262H217V260H216ZM221 262H220V263H221ZM224 262H225V260H224ZM25 263H26V262H25ZM49 263H50V261H49ZM49 263H48V264H49ZM58 263H59V262H58ZM63 263H67V262H64V261H63ZM79 263H80V262H79ZM84 263H85V262H84ZM93 263H94V262H93ZM93 263H92V264H93ZM95 263L97 264V261H96ZM110 263H111V262H110ZM165 263H166V262H165ZM258 263H259V261H258ZM5 264H6V263H5ZM7 264H8V263H7ZM22 264H23V263H22ZM37 264H39V263L37 262ZM44 264H45V263H44ZM60 264H62V263L60 262ZM67 264H68V263H67ZM81 264H82V263H81ZM101 264H102V263H101ZM106 264H107V263H106ZM111 264H112V263H111ZM118 264H119V263H118ZM129 264H130V263H129ZM181 264H182V262H181ZM205 264H206V263H205ZM221 264H222V263H221ZM255 264H256V263H255Z\"/></svg>",
	"mask_w": 264,
	"mask_h": 264
}]
</instances>
